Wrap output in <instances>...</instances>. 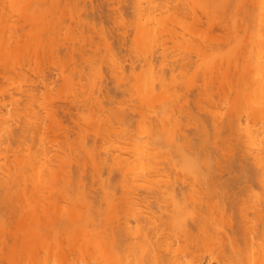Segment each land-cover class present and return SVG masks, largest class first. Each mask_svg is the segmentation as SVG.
<instances>
[{
    "label": "bare ground",
    "instance_id": "bare-ground-1",
    "mask_svg": "<svg viewBox=\"0 0 264 264\" xmlns=\"http://www.w3.org/2000/svg\"><path fill=\"white\" fill-rule=\"evenodd\" d=\"M2 0H0V2H1ZM4 1H7L8 3H6V2H4ZM11 1V0H10ZM9 0H3L1 3H0V5H4L3 7L2 6H0V20H1V22L0 23H4L5 21H6V19H7V23L5 22L4 24L2 23V24H0V31H1V33H0V35H1V39H0V48L3 50L4 48H7L6 49V51L7 52H5V49H4V52L2 51V50H0V70L1 69H3V68H5V69H3V71H2V80L5 82V80L7 79V82L10 80V81H12V84H13V87H14V83H13V80L14 79H12L13 77V74L12 73H14V78H16V76H18L17 78L19 79V77L22 75H24L25 77H27L28 75L26 74V71L25 70H27L28 68H30L31 70H30V72L32 73V71H33V73L35 72V76H36V74L39 76V78L42 80H40L37 76V78H35L36 80V82L34 83V81H32V82H30V83H34V87H36V83H37V85L39 86V84H38V80H40L41 82H42V84L46 87V86H48V85H50L51 83H50V81H52V76L50 77L48 74L51 72V71H49L48 72V70L50 69V70H52L51 69V64H50V60H49V57H50V59L52 58V57H54V56H56L55 58H52V60L53 59H55L54 61H55V63L57 62V64L58 65H60L59 67L57 66V70H58V68H59V72H60V74L62 73V75L61 76H63V78H64V74H66V72H64V70H66L65 68H68V66L67 67H65V64H64V61H63V63H62V60H63V58L66 56V55H68L66 58H70L69 57V54H71L70 56H71V58L70 59H72L73 57H75V53H76V49H81V51H80V49L79 50H77V53L80 55V57H79V55H78V57L80 58L79 60H81V59H83V61L85 60V58H86V60L84 61V62H82L81 63V65L82 64H84V63H86L87 65H85V68L84 69H86V70H90L93 74L95 73L94 72V70H95V67L93 66L94 64L96 65L97 63H99V59H100V61H102V62H100L99 64H101V63H103V61L105 60V61H107L108 59H104V58H100L98 55H92L93 57H91V56H89V57H86L87 55H88V53L86 54V52L85 53H83L84 51L83 50H85L86 49V47L87 46H90V45H88V43H89V40L87 41L88 43H87V46H85V48H83L82 47V43L84 42L85 43V38L87 37L86 36V34L84 35L85 36V38L84 37H82V35H83V33L80 35V33H81V30H83V29H81V30H79V28L80 27H82L83 28V26L85 27V24H87L88 23V21H90V16H89V14L88 15H85L84 13H83V9L85 8H83L82 9V7H81V10H80V8L78 7V9H79V11H80V15L81 14H83L84 15V17H80L79 16V11H76V9H77V6H75L73 9L71 8L70 10H69V12H68V14H65L66 12H64V10H62L63 8H68V7H65L64 5H63V8L61 9V7L62 6H60L61 4H59L60 2H62L61 0H60V2H59V0H49V1H51V2H49L48 0H43L47 5H49V10H54V12L51 10V13L50 14H48V9H44V11H43V9H41L42 7L44 8V2L42 1L41 2V0H39V3L37 2L38 0H31V2H30V0H12V3L10 2ZM19 2V1H21L20 3L21 4H19V3H15V2ZM27 1H28V3H27ZM36 2V4H38L37 6H35V2ZM79 1V0H78ZM78 1H74V3L76 2L77 4H78ZM98 1V0H97ZM100 1V0H99ZM119 1V0H118ZM121 1H123V0H121ZM120 1V2H121ZM126 1V0H125ZM134 2L132 3L131 1V5H129V9L131 8L130 6H132V8L130 9V11H134L132 14L134 15H132L133 16V18L134 17H136L135 19H140V18H137L141 13V11L143 10V12H142V16L141 17H143V13H144V15L146 14V16H145V18L147 17V13L148 14H151V13H153V15H154V12H155V14L157 15V16H159V18L157 17V19L159 20V21H157V19H154V17L156 18V15H154V17L152 16V15H150V16H148V18L150 17V19L149 20H151L150 21V24H152L153 25V27L157 24V23H155L154 24V22H158V27H159V25H160V28H158L157 27V25L155 26V27H157V29L156 28H154V30H161V31H157V34H156V31L154 32V30L152 31L151 29H153L152 28V25H149V23H148V19H146L145 20V18H143L144 20H142V18H141V20L139 21V22H141V23H139V22H136V20H135V22L139 25V26H137V24L135 23H133L132 24V26L134 27L135 25H136V27L135 28H133L132 26V31H134L135 30V32H132V33H134L135 34V36L133 35L132 37L134 38H130V40H132V41H134V42H136V46L134 45L133 46V50L136 48V50L135 51H133V50H130V48L132 47H128L127 49H129V53H130V51H131V55L133 56V57H131L130 59H132V58H135V59H132V60H134V62H135V64H133V67L132 66H130V65H132V63H134L133 61L132 62H130V65H129V67L128 68H130L131 67V69H130V71H128L129 73H128V75L127 74H125V76H123L124 74H123V72L125 73V71H124V69H121L122 71H120V68L122 67V65L121 66H118L119 64V62L116 64V62L114 61V59H113V57H112V59H113V63H115L116 64V67L118 68L119 67V70H117V68L115 67V64L113 65L114 67H115V69L118 71H116V70H114V72H113V74L115 75L116 73H119V74H116L115 75V77H117V78H115L114 79V75L113 74H111L112 75V77H113V79L115 80V82L113 83V84H115V83H117V84H115V87H116V89H117V93L119 94V92H120V97L122 98V96L123 97H125V99H127V100H130V101H132L133 100V102H135V104L137 105V106H140V107H138L137 108V106L134 104V103H131V104H129L130 103V101H128L129 103H127V101L125 102L126 104H129L130 106H132L133 104L136 106H134V108H132V107H130L129 105L127 106V105H121L120 103H119V99L116 101V98L114 97V95H112V93H114V92H112L110 89L108 90V88L107 87H105V83H104V79H103V77H101V75L99 74H97L98 72L97 71H102V69H101V66L99 65V67L98 68H96V73L94 74V75H97L96 76V78L94 77V79L91 81L90 79L93 77H90V79L88 78V74L89 73H91L90 71L88 72V74L86 73V70L84 71V69L82 68V70H80L79 68V71H76L77 73L79 72V74L81 73V76L79 77V78H81V77H84L85 76V78H84V80H86V77H87V81H88V79H89V82H90V85H89V88H88V84H80V86L81 85H84L83 87H85L86 85V87L85 88H88V89H84V91H82L83 89H82V86H81V88H80V90L82 91V96H83V94L84 93H86L85 94V97L83 96H79L82 100H80L81 102L82 101H84L85 99H87L88 98V100H89V102L92 104V106H93V103L95 102V104H94V108H96V109H98L99 108V106H97L96 107V103H98V96L96 95V93H95V91H98L97 89V87H98V84H99V82H101L100 84H99V91H100V93H102L103 91H104V93H107V90L108 91H111L112 93H111V95L112 96H110V94H109V92H108V94H107V97L109 98V97H111V99H109V102H110V104L112 103V102H114V101H116V102H114L113 104H117V103H119L120 105H118V107H115V108H118L119 109V107H120V109L119 110H126L127 108V110H126V112H125V110L123 111L122 110V113H121V111H117L116 109H115V111H117V112H120L121 114H120V116L117 114V116L118 117H116L115 116V113H113V112H111V111H114V109L112 110V108H111V113L112 114H114V115H112L111 113H110V116H109V122H108V124H109V126H111L110 127V129L109 128H107V127H103V129L105 130L106 128V130L105 131H103V130H101L102 129V125L100 124V123H102V119H100V118H103V117H105V115L103 116V117H101V114H99L98 112H97V114H99V116H100V118H98V120L100 119L101 120V122L100 121H97V122H100L98 125H101V128L100 127H98V128H96V127H94L93 125L95 124V122L94 121H96L97 120V114L95 113V112H93V114L91 113L92 111H95L94 110V108L91 106V104L89 105V103L87 102V104H84V103H86L85 101H84V103L82 104V105H79L80 104V101H79V99H78V102H79V104L77 103L76 104V102L75 101H77V99H76V97L78 98V96H77V94H76V96L74 97V93L75 92H72V90H75V89H71L74 85L73 84H75L76 85V83H73V81L74 82H76L75 81V78H76V76H75V78H73L74 80L72 81L71 79H70V82L68 81V84L69 85H67V86H72V87H67L70 91V94L72 93V97H74L73 99H75L74 100V103H75V105H76V107H77V105H79V106H83V105H85L86 107L88 106V107H90L89 108V111H90V113L92 114V117H91V115H90V113H89V111H87L88 113V115L86 114V113H83L80 117L82 118V116H83V120H85L84 122H83V120H81L83 123H85V124H90V125H85V127L87 126V128H89L88 126H90V127H92V128H90L89 130H91V132L92 133H94L93 134V136H95V134L97 133L98 135H96L95 137H97V136H99V138L97 137L96 138V140L98 141V139H99V141H100V143L102 142V141H104L106 144H107V142H108V140L110 139V137H109V139H108V134H110V136H111V133L112 134H115L114 135V137H112L111 136V140H113L112 138H114V139H116L117 137H119L118 138V140H120L121 142H119L118 143V141L116 142L115 140H113V141H111L110 142V140H109V145H107L108 146V149L107 148H105V147H102V145H100V143L98 142V148H97V144H96V142H94V143H90L89 141H91L92 142V140L93 139H89V136L90 135H92L91 133H90V131H89V133H90V135L89 136H86V135H88L89 133H84L85 131L86 132H88V130H86V128L84 127V129H82V128H80L79 126V128L80 129H82L81 130V132L83 131V130H85V131H83V133L81 134V133H79L78 131V139L79 140H81L80 138H87L88 137V139L89 140H86V138L83 140H81V142L80 141H78V139L75 141V144H80V146L78 147L77 145H75L74 144V142H72L73 144H70L69 143V141H68V143H66V142H64V141H60L59 139H58V141H51L50 142V139L48 138V135H50L51 133H55V132H57V130L58 129H60V128H55L53 125H56L57 127L59 126V125H61V124H63V121H61V124H60V120H59V122H58V117L60 116H57V111L59 110V108H60V105L58 104L59 103V101H57V103H55L54 102V100L56 101V99H54L53 101L50 99L49 101L51 102H53V104L55 103L56 105H59V108L58 107H56V105L55 106H53V104H51L50 102H49V104H50V106L48 105V103L46 102V104L49 106L48 108L46 107V105L43 107V109H45L44 110V112H45V114H46V118H48V116L50 115V113H51V115H52V118H51V116L47 119V120H49V122H51V124L52 125H50V123H49V127H47V125H44L45 126V129H47V130H44V126L42 125V123H43V121L45 122V120H43V118H40L41 116L43 117L44 115L41 113V116L40 115H38V117H37V115H35V114H33V113H35V112H41V110L39 111V110H35V108L33 107V111H32V109H30L29 110V108H28V106L30 107V104L32 105V104H34V103H28V106H27V103H26V106H27V108L26 109H28L30 112H26V114L28 115V113H31L32 115H28V123L25 121V120H27V119H25L26 118V116L27 115H25V112H24V116L22 115H20L21 117H22V119L26 122V124L27 125H24V121L22 122V120H21V122L23 123L22 125H21V123L18 121V124H20V127H23V126H26V128H27V126H29L30 124H32V125H30L29 127H31V129L33 130V128L32 127H34V130H33V132L35 131L36 132V130H38V128H39V126L38 125H40L41 126V129H43L44 131H46V132H43V130L42 131H40V133H39V130H41V129H39L38 130V133H36L37 135L38 134H40V135H35V133H33L32 134V131H31V133H29L30 135H32L30 138H28L27 136H30V135H28V134H26V133H28V132H30L29 130H25L24 129V127L23 128H21V130L18 128V124H16L17 125V129L18 130H20V131H23V130H25V131H23V135L24 134H26L25 135V138H28V139H31L32 141H31V143L29 142V143H27V144H29V146L31 145V148L30 147H28L27 145H26V142H28V140L26 141V139L24 138V136H22L21 137V133L20 134H18L19 133V131L16 129L15 130V133L13 132V126H10L11 125V123L9 124V125H7V127H8V129L9 130H11L10 129V127H12V135H11V131H8V129L6 130V128H5V126H6V123L8 124V122H10V120L7 122V120H5V121H3L4 120V117H2L3 118V120H2V118H1V116L2 115H4V113L2 114V106H0V109H2V110H0V112H1V116H0V118H1V120H0V122H3L4 123V125H3V123L1 124V126L0 127H4V128H1L0 129V131L3 133L4 131H6V133H10L9 135L10 136H13V134L15 135V136H13L14 138H12L11 139V137L9 138H7V134L6 135H3V134H0V138L2 137L3 139H0V142H1V140H2V142L1 143H3V144H1V145H3V147H4V142H6V144H7V146H5L6 147V150H3V151H6V152H3V154L2 153H0V156L3 158L4 157V163H8L7 164V166H10L12 169H7L5 166H3L2 165V163H1V160H2V158H1V160H0V169L2 168V167H4V168H6L5 170H6V172H5V170H4V168H2L0 171H4L3 173L1 172L0 174H3V175H1L0 176V187H1V192H2V194L5 192V194L2 196V194H1V199H2V197H6V192L8 193V191H12V189H13V193L11 192V195L8 193V195L9 196H11V197H15L16 198V196H18V200H20V201H18L17 199H8V197L9 196H7L6 198H4L5 200H7V202H10V200H13L12 202L13 203H10V204H13V206H11V209L12 210H7V211H9V213L7 214V211H6V214L7 215H10V216H16V219H13V218H15V216L13 217V218H8L7 217V219H9L10 220V222H11V224H10V222H8L9 220H7V219H5L6 218V215H5V213H2V207H1V209H0V212L2 213L1 214V216L2 217H4V215H5V217L4 218H0L1 220L2 219H5V220H7V222H8V226L7 225H5V224H7V222L6 221H4V222H2L1 220V223L4 225V228H3V230H2V227H3V225H2V227H1V225H0V232L2 233H0L1 235H0V238H2V239H4V240H2V239H0V264H14L16 261H17V263L19 264V263H22V260L23 259H25V260H23V261H26V263L24 262L23 264H30V262L32 263V264H36L37 262H39V263H37V264H40V263H42V264H49V262L47 263V261H46V259H50L52 256H53V258H52V261L51 262H54V263H52V264H264V212H262V211H264V202L262 203L263 204V206L261 205L260 206V204H261V202L260 201H263V199H261V198H259V199H261L260 201H259V199H255L256 197H258V196H256V197H253L252 199L254 200H252L253 202H255V203H251L252 205L253 204H255L254 206H248V205H250V204H248V203H250L251 201H248V203H247V205H246V203L243 201V198H242V202H239L240 204H238V206L239 207H237V209L239 210H237L239 213H238V217L237 218H241V219H243V216L245 215V218L241 221L240 220V218L238 219V221L237 222H235V220H237V218L234 216V217H232L233 215H232V213H229V212H233V211H231L232 210V208H233V210H235L234 209V207H232L231 208V210H230V208L229 207H231L230 206V204H236L237 205V203H236V201H238V199H241V194L239 195V194H235V193H238L239 191V189L238 190H236V191H238V192H235V193H233L232 192V194H235V195H239V196H235V198H234V196L232 195L231 196V199H230V196H226L227 197V200H226V198H224V201H226L227 202V204H225L226 205V210L227 211H225V210H222V211H224V213L225 212H228L229 214H227L226 215V217H225V214L224 213H222V214H224L222 217H221V209L219 208V206H217L216 204H217V201H220V202H224V201H222L223 199V196H225V195H227L226 193H224V191L222 192V190L221 189H223V188H230L231 190H234V188H232L231 186H229V185H231V180H232V184H235L236 183V185L238 186V184L240 183V185H241V182H242V179H240L241 180V182H239V183H237L238 181L236 180V182H235V180H234V178L235 179H238V178H240L241 176L243 177V181L244 182H242V185H244L245 183H246V181H247V184H246V186L248 187V184L250 183V182H252V176H254L253 175V173H252V175H251V173L250 172H254V173H256L257 171L258 172H260V173H256L257 175H259L260 174V176H262L263 174H264V170H263V166H262V164H260V162L262 161H264V160H260V157H259V155L261 154V156L263 157V159H264V151L262 152V149L261 148H263V143H264V137H263V142H262V140H260L259 138H257L258 137V134H256V133H260V132H262V126H263V129H264V125L261 123H257L258 121H260L261 119H262V121L264 120V79H262L261 78V75H262V73H263V70H264V67L263 66H257V63H258V65H260V58L262 57V59H263V62H261V65L264 63V55H261L260 56V54H264V24H263V22L262 21H264V0H225L224 1V3H223V1L221 0V3H219L220 2V0H184V3H181V1H183V0H176V1H174L173 0V2H174V5H176V4H181V6H179L178 8L176 7H174L172 10H170V8H168L167 10H168V13L170 14H166L167 12H165V15L163 16L162 15V13H164V10L162 11V9L164 8L165 10H166V8L169 6V7H171V5H172V0H171V2L169 3L168 2V0H166V3L164 2L165 0H163V2H164V5H168L166 8L165 7H161V6H164L163 5V3H161L160 2V0H157L156 2H158V3H156L155 1L153 2L152 0H150L151 2H152V4H150L151 2H149L148 1V3L150 4V5H148L147 6V2H145V1H147V0H133ZM144 1V3L146 4V9L148 10L149 8L150 9H152L151 7H155V11L153 10V11H151L150 9L148 10V11H150L151 13H149V12H147V10L145 11V9H143L142 8V6H144V3H143V5H142V2ZM162 1V0H161ZM194 1V2H193ZM198 1V2H197ZM200 1V2H199ZM204 2V4H203V2ZM13 2H14V4H13ZM26 3V4H24V3ZM33 2H34V4H33ZM47 2H49V4L47 3ZM53 2H55V3H53ZM63 2H65V0L63 1ZM66 2L69 4V0L67 1L66 0ZM72 2L73 1H71V4H72ZM87 2V1H86ZM86 2H84V0H83V2L82 3H86ZM90 2V1H89ZM94 2V1H93ZM113 2V1H112ZM111 2V3H112ZM176 2V3H175ZM185 2H187L186 4V6L188 7V6H190V4H192L193 3V5H195L196 6V10L195 11H198V12H200V13H202V14H200L199 16H200V18H199V16L198 15H194V14H198V12H194L193 10H190L191 9V6L189 7V8H187L189 11H191V16L192 15H194V16H197V18H199L198 19V21H203V18H204V20L206 19L207 20V18H208V20L206 21V22H201L200 21V24H198L197 23V20L196 21H194V19H195V17L193 16V17H191L190 16V18H188L189 17V11L188 12H183L182 14H181V10L183 11V10H185L186 8H185ZM10 3H11V6L13 5V6H15L14 8H13V6L11 7L10 6ZM31 3L33 4L32 5V7H31ZM43 3V5H42V7H41V4ZM58 3V4H57ZM95 3V2H94ZM97 3V2H96ZM110 3V2H109ZM116 3V2H115ZM126 3V2H125ZM128 3H129V1H128ZM154 3H155V5L156 6H154ZM162 4V5H160V7L162 8V9H159L160 7H159V4ZM168 3V4H167ZM207 3V4H206ZM8 5V6H6V5ZM24 4V5H23ZM51 4V5H50ZM53 4L54 5H56V7L57 8H59V9H57V8H55L54 9V7L55 6H53ZM63 4V3H62ZM65 4V3H64ZM76 4V5H77ZM80 4H81V2H80ZM87 4V3H86ZM98 4H100V3H98ZM98 4H96L97 6H98ZM134 4H135V6H134ZM158 4V5H157ZM169 4H171V5H169ZM182 4H184V9H182L183 8V5ZM201 4V5H200ZM203 4V5H202ZM219 4H222L223 5V7H222V9H220V7H219ZM17 5H18V7H17ZM21 5V6H20ZM26 5H29L30 7H31V12L29 11L30 10V8H29V6H27L26 7ZM58 5H59V7H58ZM67 5V4H66ZM73 5V4H72ZM71 5V6H72ZM82 5V4H81ZM88 5V4H87ZM101 5V4H100ZM116 5H119V4H116ZM141 5V6H140ZM151 5H153V6H151ZM204 5H206V7L205 8H203V6ZM10 6V7H9ZM53 6V7H52ZM69 6V5H68ZM83 6V5H82ZM95 6V5H94ZM94 6H92V7H94ZM114 6V5H113ZM122 6V5H121ZM124 6V5H123ZM122 6V7H123ZM150 6V7H149ZM173 6V5H172ZM207 6H209V7H207ZM8 7V8H7ZM34 7V8H33ZM36 7H39V9L37 10L36 9ZM45 7H46V5H45ZM48 7V6H47ZM46 7V8H47ZM51 7V8H50ZM91 7V6H90ZM100 7V6H99ZM105 7V6H104ZM116 8L118 7V6H115ZM119 7H120V5H119ZM125 7V6H124ZM149 7V8H148ZM158 9H157V8ZM6 8V9H5ZM12 8V9H11ZM18 9V11H17V9ZM25 8V9H24ZM26 8L27 9H29V10H26ZM70 8V7H69ZM76 8V9H75ZM87 8H89V5L87 6ZM86 8V9H87ZM95 8H97L96 6H95ZM101 8V7H100ZM140 8H142V10L140 9ZM145 8V7H144ZM172 8V7H171ZM180 8V9H179ZM203 10H202V9ZM209 8V9H208ZM6 11H5V10ZM9 9H11L10 10V12H8V14H7V11H9ZM15 9V11H13ZM20 9V10H19ZM33 9V10H32ZM35 9V10H34ZM57 9V10H56ZM75 9V11H73ZM77 9V10H78ZM94 9V8H93ZM121 9V8H120ZM124 10H125V8H123ZM187 9L185 10V11H187ZM205 9V10H204ZM63 11V13L65 14V17H64V14L62 13V11ZM67 10V11H68ZM72 10V11H71ZM88 10H90V9H87V10H85V11H88ZM94 10H96V9H94ZM93 10V11H94ZM100 10V9H99ZM99 10H97L96 12L98 13V11ZM119 10V9H118ZM137 10H138V15L136 16V13H135V11L137 12ZM140 10V11H139ZM159 11L158 13H160V15L156 12V11ZM166 10V11H167ZM175 10V11H174ZM176 10H178L177 11V13L179 14V16L181 17V19H182V21H183V23L184 24H182V21H181V19L179 20L178 18H180V17H177L176 15H177V13H176ZM217 10V11H216ZM218 10L220 11V15H218ZM222 10V11H221ZM2 11V12H1ZM13 11V12H12ZM17 11V13H15ZM28 11V12H27ZM36 13H34V12ZM42 11H43V13H42ZM47 11V12H46ZM66 11V10H65ZM102 11V10H101ZM108 11V10H107ZM111 11V10H110ZM127 11H128V9H127ZM129 11V12H130ZM145 11V12H144ZM161 11H162V13H161ZM170 11H174V12H170ZM201 11H205L204 13L203 12H201ZM210 11H212L211 12V14L213 15H210V16H208V14H210ZM213 11H216V14L213 12ZM237 11V13L235 14V12ZM22 12V13H21ZM27 12V13H26ZM33 12V13H32ZM53 12V13H52ZM58 13V16H59V14L60 13H62L59 17L57 16V14H55L54 15V13ZM72 12V13H71ZM77 12V13H76ZM82 12V13H81ZM100 12V11H99ZM122 12H124V11H122ZM147 12V13H146ZM225 12V13H224ZM6 13V14H5ZM13 13H15V14H13ZM20 13V15H18ZM41 13L42 14V16H41V14L39 15V14ZM46 13H47V15H46ZM69 13H71V14H69ZM88 13H90V15H91V12H88ZM95 13V12H94ZM93 13V14H94ZM111 13H112V11H111ZM128 13V12H127ZM186 13L188 14V15H186ZM224 13V14H223ZM239 13H241V15H239L240 17L239 18H243V20H245L244 21V23H243V20L242 19H239L237 16H238V14ZM3 14H5V15H3ZM10 14L12 15V16H10ZM22 14V15H21ZM29 14L30 15H32V16H29ZM34 14H35V16H34ZM43 14L45 15L44 17H43ZM75 14V15H74ZM77 14V15H76ZM92 14V15H93ZM101 14L103 15V13L101 12ZM104 14H105V12H104ZM107 14H109L108 12L106 13V15ZM126 14V13H125ZM124 14V15H125ZM130 14H131V12H130ZM129 14V15H130ZM172 14H174V15H172ZM205 15V17H204V15ZM214 14H215V18H214ZM223 14V15H222ZM226 14H230V15H226ZM2 15H3V17H2ZM13 15H15V16H17V18L15 17V16H13ZM27 16V19H26V16ZM67 15V16H66ZM71 15H73L74 17L76 16V17H78V18H73V16H71ZM83 15H81V16H83ZM96 15V14H95ZM105 15V18L107 17ZM110 15V14H109ZM108 15V16H109ZM119 15H120V13H119ZM128 15V14H127ZM181 15H183V16H181ZM186 17H185V16ZM201 15H202V17H201ZM234 15V16H233ZM8 16V17H7ZM20 18H19V17ZM21 16H22V18H21ZM25 16V17H24ZM47 16V17H46ZM50 16V18H48ZM55 16V17H54ZM71 16V17H70ZM98 16V15H97ZM96 16V17H97ZM100 16V15H99ZM116 15H113V17H115ZM121 16V15H120ZM131 16V17H132ZM152 16V17H151ZM162 16V17H161ZM177 17V19H176V17ZM208 16V17H207ZM217 16V17H216ZM219 16V17H218ZM222 16V17H221ZM225 16H229L228 18L226 17V18H224ZM2 17V18H1ZM7 17V18H6ZM10 17V18H9ZM12 17L15 19H12ZM30 19H29V18ZM38 17L39 18H43V21H42V19H41V21L38 19ZM54 17V18H53ZM56 17H58V19L56 18ZM60 17H61V19H60ZM85 17H89V18H87V23H85ZM95 17V16H94ZM101 17H103V16H101ZM166 17V18H165ZM171 17V18H170ZM239 20H242V22L240 21V22H238V19ZM26 19V21H24V19ZM32 18H33V20H32ZM34 18H36V20H38V21H36ZM47 18V19H46ZM52 18H53V21H54V19H55V22H53L52 21ZM66 18H70L69 20L70 21H66V20H64V19H66ZM73 18V19H72ZM80 18V19H79ZM93 18V17H92ZM105 18L103 19V21L105 20ZM108 18V17H107ZM106 18V19H107ZM109 18H112L111 16L109 17ZM108 18V19H109ZM133 18H130V19H132L133 20ZM151 18H153V19H151ZM161 18V19H160ZM163 18V19H162ZM183 18H187V19H191L190 21H187V22H191L192 21V19H193V22L192 23H194V25L195 24H197V25H195L196 27H198V25H201V23H206V27L204 26V24H202V26H200L199 28H196L194 25H192V23H186L185 21L187 20V19H183ZM196 18V19H197ZM202 18V19H201ZM219 18H221V19H219ZM4 19V20H3ZM11 21H10V20ZM19 19V20H18ZM71 19H72V21H74V19H75V21H77V22H75V24H77V26H75V27H73L72 26V24L73 25H75L74 24V22L72 23V21H71ZM82 19V20H81ZM89 19V20H88ZM95 19V18H94ZM100 19V18H99ZM120 19H121V17H120ZM129 18L127 19V20H130ZM165 19H167V20H165ZM221 20L220 22L218 21V20ZM223 19L224 20H227L226 21V25L224 24V25H222V26H224V27H222L220 24H223V23H225V21L223 22ZM230 19V20H229ZM8 20H9V22H8ZM30 21V23H31V20H32V24H30L29 22H27V21ZM51 20V23L52 24H48V22ZM57 20L59 21H66V22H68V23H70L71 22V24H65L66 22H64V25H62V24H60V25H62V26H65L66 25V27L67 28H65V29H61V27L62 26H58V23L59 22H57ZM78 20H81V26H80V22L78 21ZM84 20V21H83ZM114 20H116L115 18H114ZM123 21L122 22H124V19H122ZM127 20H125L126 22H127ZM133 20V21H134ZM137 20V21H138ZM152 20H154V21H152ZM156 20V21H155ZM161 20V21H160ZM163 20V21H162ZM167 21V22H165V21ZM169 20V21H168ZM217 20V21H216ZM232 20H235V21H233L232 22ZM254 20H256L255 21V23H254ZM260 20H262L261 22H259ZM15 21H17L18 23H20V26H18V27H16V26H12V25H14L15 24ZM46 21V22H45ZM93 21H95V20H93L92 19V21H90V22H92V24H93ZM112 21V20H111ZM118 21H120L119 23H118ZM117 22H114V26L118 23V25H120L122 22H121V20H118ZM144 21V22H143ZM146 21V22H145ZM172 21V22H171ZM181 21V22H180ZM211 21H212V23H215L214 24V28H212L211 26H210V28H212L213 30L215 29V28H218L217 30H220L219 28L220 27H222V29H221V34H217V32H216V29H215V34L217 35V37H218V35H219V38H217L216 37V35H214L213 33V30L212 29H210L208 26H207V22L208 23H210V25L212 24L211 23ZM228 21H230L231 23H232V25H233V27H231V23L229 22V24L228 25H230V27H231V32L232 33H235V34H233V35H231L230 34V31H228L229 29H230V27L227 25V23H228ZM252 21H253V24H252ZM11 22V24H8V23H10ZM16 22V23H17ZM22 22H24V24L22 23ZM35 22V23H34ZM37 22V23H36ZM82 22H83V24H82ZM88 23L87 25H86V27H88L89 26V24H91V23ZM96 22V21H95ZM94 22V23H95ZM101 22V21H100ZM105 22H106V20H105ZM108 22V24L109 23H111L112 24V22H110V21H107ZM130 22H131V20H130ZM130 22L128 23V24H130ZM152 22V23H151ZM160 22V23H159ZM165 22V23H164ZM172 23V24H167V23ZM177 22V23H176ZM196 22V23H195ZM223 22V23H222ZM236 22V23H235ZM238 22V23H237ZM25 23H28L27 25L25 24ZM34 23V24H33ZM41 23V24H40ZM43 23V24H42ZM55 23H57V25L55 24ZM85 23V24H84ZM102 24L104 23V22H101ZM100 23V24H101ZM142 23H145V24H142ZM259 23V25L257 26V24ZM8 24V25H7ZM36 24V25H35ZM46 26H45V25ZM79 24V25H78ZM97 24H99V23H97ZM100 24H99V26H100ZM122 24H124V23H122ZM121 24V25H122ZM147 24H148V27H151V29H147L148 27H147ZM173 24L174 25H176V26H173ZM182 24V25H181ZM187 24V27H188V25L189 24H191L190 25V27H188V28H190V29H196L197 31L199 30V32H197L196 30H194L195 31V33H194V31H192V30H190V29H188L185 25ZM216 24H219V26L217 27V25ZM240 26L241 25V28L238 26V25ZM23 25V26H22ZM24 25H25V27L27 26L28 28H25V29H23L24 28ZM31 25L33 26V28L31 27ZM43 25V26H42ZM47 25H49V26H47ZM71 25V26H70ZM110 25V24H109ZM108 25V26H109ZM126 25H127V23H126ZM163 25V26H162ZM165 25V26H164ZM171 25V26H170ZM177 25L178 26H180V27H178V29L176 30V28H177ZM215 25H216V27H215ZM236 25H237V29L235 28L236 27ZM254 25L255 26H257V27H255V30H254V33H256V29H258V33L257 34H259L258 35V37H260L261 36V38H259L258 40H257V37H256V35L257 34H255V36H252L251 34H249V31H250V28H252V26L254 27ZM10 26H12V27H15V29L17 28L19 31H17V30H15L14 28H13V30H12V27H10ZM29 26H30V28H29ZM34 26H35V28H34ZM38 26L39 27H42V29L41 28H38ZM44 26L45 27H47V28H44ZM55 26H58V27H56V28H54ZM92 26V25H91ZM94 26V25H93ZM103 26V25H102ZM102 26H100V27H102ZM106 25L104 24V27H105ZM123 26V25H122ZM122 26H121V28H122ZM169 26H170V28H169ZM192 26V27H191ZM195 28H194V27ZM204 26V28H201V27H203ZM225 26H226V28H225ZM235 26V27H234ZM7 27H9V28H11V29H9V28H7ZM69 27H71V29L72 30H76V31H73V32H71L70 33V31L69 30H71ZM79 27V28H78ZM95 27V26H94ZM117 27V26H116ZM145 27V28H144ZM184 27V28H183ZM188 29V30H190V31H185L186 30V28ZM6 28V29H5ZM20 28V29H19ZM36 28H38V29H36ZM51 28V30H49ZM60 29V30H62V31H58L57 32V30L58 29ZM74 28V29H73ZM89 28V27H88ZM96 28H97V25H96ZM107 28V27H106ZM109 28H110V26H109ZM114 28V27H113ZM123 28H126V27H123ZM122 28V29H123ZM129 29H131L130 28V26L128 27ZM142 28H143V31H141V32H139L140 30H142ZM174 28V29H173ZM227 28H228V30H227ZM233 28H235V29H233ZM8 29V30H7ZM22 29V30H21ZM35 29V30H34ZM41 29V30H40ZM48 29V30H47ZM56 29V30H55ZM67 29H68V32H69V34H70V36H71V38L70 39H68L67 41H65L67 38H69L70 36H68V32H66L67 31ZM92 29H93V27H92ZM108 29V28H107ZM140 29V30H139ZM165 29H167V30H165ZM182 29H185V30H183L184 32H182V31H180V30H182ZM203 29H205V36H206V33H207V36L205 37L204 36V30ZM212 30V31H210V30ZM226 29V30H225ZM235 30V31H233V30ZM253 29V28H252ZM21 30V31H20ZM34 30V31H33ZM42 30H44V31H42ZM54 30V32L55 33H57V38L55 37L56 36V34H53L51 31H53ZM78 30V31H77ZM139 30V31H138ZM152 31L153 32V35H154V33L156 34V37L154 38H152L151 36H150V34H152V32L151 33H149V31ZM163 30V31H162ZM179 31V32H177L176 33V31ZM203 30V31H202ZM222 30H224V32L222 31ZM237 30H238V32H237ZM5 31V32H4ZM9 31V32H8ZM14 31H17V32H14ZM33 31V32H32ZM38 33H37V32ZM50 33H49V32ZM86 31V30H85ZM89 31V30H88ZM101 31V30H100ZM111 31V30H110ZM118 30H116V32H117ZM124 31H125V29H124ZM124 31H122V32H124ZM138 31V32H137ZM168 31H169V33H168ZM173 31V32H172ZM175 31V32H174ZM191 31L193 32V33H191ZM210 31L212 34V36H215L214 38H216V40L214 39V38H212V41H211V39H209L208 37H210L211 35L209 34L208 35V32ZM242 31V34H244L243 35V37L241 38V40H239V42L236 40L235 41V39H237L238 37H236L237 36V33H238V36H240L241 37V33H239V32H241ZM7 32V33H6ZM22 33V34H20L19 35V33ZM24 32V33H23ZM25 32H27V33H25ZM28 32H29V34H31V35H29L28 34ZM44 32V34L45 33H48V35L47 36H49V38L46 36V35H44V37L42 38V33ZM60 32H61V34H60ZM64 32V34H62ZM78 32H80L78 35H77V33ZM91 32H92V30H91ZM93 32L95 33V31L93 30ZM97 32V31H96ZM106 32H108L107 30H106ZM105 32V33H106ZM121 32V31H120ZM119 32V33H120ZM121 32V33H122ZM126 33H128V29H127V31H125ZM131 32V31H130ZM164 32H165V35H164ZM186 32V33H185ZM187 32L189 33H191L190 35H187ZM198 34H197V33ZM209 32V33H210ZM224 33V35H223V33ZM229 32V33H228ZM5 33H6V35H5ZM12 33V34H11ZM18 33V34H17ZM36 33V34H35ZM109 33H111V32H109ZM109 33L107 34V35H109ZM120 33V34H121ZM137 33V34H136ZM159 33V34H158ZM160 33H162V34H160ZM172 33H174L173 35L174 36H176V35H181L180 36V38L178 37V36H176V37H174L173 35H172ZM182 33V34H181ZM184 33V34H183ZM231 35V36H233V38L232 37H229V35ZM250 33H252V31L250 32ZM254 33H252V34H254ZM19 35V36H17V35ZM24 34H26V35H24ZM28 34V35H27ZM33 34H34V37L36 38V36H37V34H39V36H37V38H36V40H37V42H36V40H35V38L33 37ZM55 35V36H53V35ZM59 34H60V36H59ZM67 34V35H66ZM73 34H74V37H73ZM76 34V35H75ZM88 34V33H87ZM92 34V33H91ZM98 34H99V31H98ZM98 34L96 33V35L98 36ZM103 34V31H101V34L99 35L100 37H101V35ZM114 34V33H113ZM131 34V33H130ZM142 34V35H141ZM167 34V35H166ZM169 34V35H168ZM187 35V37H186V35ZM193 34V35H192ZM241 34V35H240ZM12 35V36H11ZM22 35H23V38H22ZM51 35V36H50ZM61 35H62V37L63 36H65V37H63V38H60L61 37ZM80 35V36H79ZM93 35L94 34H92L91 35V37H92V39L90 40V41H93V39H95V36L93 37ZM112 35V34H111ZM115 35H116V33H115ZM115 35H114V37H115ZM132 35V34H131ZM130 35V36H131ZM141 35V36H140ZM143 35H145V36H143ZM152 35V36H153ZM158 35H164L163 37L164 38H162V36L160 37V36H158ZM171 35H172V37H174V38H177V39H174L173 38V43L171 44L170 43V40L172 39V37H171ZM184 35V36H183ZM192 35V36H191ZM195 35V36H194ZM197 35H199V36H197ZM226 35V37H224ZM252 37H251V36ZM9 36L10 37H12V39H11V41H10V38H9ZM30 36H32L31 38H30ZM66 36H68V37H66ZM90 36V34L88 35V37ZM102 36H104V35H102ZM124 36H125V33H124ZM137 36V37H136ZM139 36H140V38H139ZM150 37V38H146V37ZM160 37V38H158V37ZM191 37V38H189V37ZM194 36V37H193ZM211 36V37H212ZM221 36V37H220ZM228 36V37H227ZM5 37H7V38H5ZM14 37V38H13ZM16 37H17V39H16ZM18 37H20V39L18 38ZM27 37V38H26ZM39 37V38H38ZM74 39H73V38ZM87 37V38H88ZM106 37V36H105ZM135 37H136V39H138V40H136L135 39ZM145 37V38H144ZM183 37V38H182ZM198 39H197V38ZM202 37V38H201ZM250 37V38H249ZM256 37V38H255ZM25 38H26V41H25ZM52 38V39H51ZM60 38V39H59ZM80 38L83 40V41H81L80 40ZM84 38V39H83ZM102 38V37H101ZM108 38H110V36L108 37ZM111 38H113V37H111ZM115 38H117V37H115ZM120 38H121V36H120ZM119 38V39H120ZM127 39H129L128 37H126ZM185 38H188V39H186L187 40V42H183V39L185 40ZM196 38V39H195ZM199 38H201L200 40H202V41H200L199 40ZM221 38L223 39V40H227L226 42H228V43H225L223 40H221ZM226 38V39H225ZM231 38V39H230ZM235 38V39H234ZM249 38V39H248ZM253 38L255 39V40H253ZM2 39H4V40H2ZM24 39V42H25V46H24V43H23V41L22 40ZM28 39H30V40H28ZM45 39V40H44ZM47 39V40H46ZM54 39V40H53ZM62 39L64 40V41H62ZM71 39H73V40H71ZM79 39V40H78ZM98 39V38H97ZM104 39H106V38H104ZM119 39H117V40H119ZM122 39V38H121ZM127 39H126V41H127ZM148 39V41H146ZM153 39L154 40H156V39H158L157 41H154L153 43H152V41H153ZM160 39H162V40H160ZM169 39V40H168ZM180 39V40H179ZM181 39H182V41H181ZM189 39H190V42L192 41V43H190L189 42ZM194 39V40H193ZM208 39V41H206V42H208V43H204V41L205 40H207ZM244 39V40H243ZM7 40L9 41V42H7ZM19 40V41H18ZM32 40H33V42H34V44H32L33 42H32ZM35 40V41H34ZM43 40V41H42ZM50 40V41H49ZM99 40H101V39H99ZM111 40V39H110ZM142 40H145L146 41V43H147V46L146 47H144V45H146V43L144 44V42L142 41ZM149 40H151V41H149ZM165 40H167V42L165 41ZM178 40V41H177ZM199 40L200 42H203L204 44V46L203 45H200V42H199V45L200 46H203L202 48V50H205L204 52H206L205 54H204V52L203 51H201L199 48H200V46H198L197 45V49H196V43H197V41ZM213 40H215V41H213ZM231 40H233V41H231ZM249 40V41H248ZM16 41H18V43H16ZM22 41V42H21ZM42 41V42H41ZM47 41V42H46ZM52 41V42H51ZM58 41V42H57ZM71 43V42H74V43H76L77 44V46H78V44L80 43V45L78 46V48H74V47H76V45H74L73 43H71L70 45L69 44H67V43H69V42ZM80 41V42H79ZM105 41H107V39L106 40H103V42H104V44H103V47H104V45H105V47L104 48H106L107 49V46H106V44L107 43H105ZM109 41V40H108ZM113 41V40H112ZM120 41V40H119ZM119 41H118V44H119ZM162 41V42H161ZM165 41V42H164ZM175 41V42H174ZM218 41V42H217ZM222 42V44H224L225 46H230V48H229V52H228V48L227 47H225L226 48V53L227 54H229V53H233L234 52V50H235V48H236V50H235V52H234V54H235V56L233 57V55H231L232 57H230V58H232V61L234 62V63H232V61L230 60L229 61V63L227 62V61H225V60H227L229 57H228V55L225 53V52H223L225 49L223 48H221L220 49V47H222L223 45H221V42ZM235 41V42H234ZM241 41H242V44H241ZM244 41H246L245 43H243ZM253 41V42H252ZM257 41V42H256ZM4 42H5V44H4ZM7 42V43H6ZM21 42V43H20ZM55 44H54V43ZM63 42H66L65 44H67L66 46H65V44H64V46H63ZM82 42V43H81ZM96 42V45H94V46H97L98 44V40H94V43ZM110 42V41H109ZM108 42V43H109ZM115 42H116V39H115ZM133 42V43H134ZM150 42V43H149ZM157 42H159V43H157ZM178 42H180V44H181V42H182V44H181V46H180V44L178 43ZM188 42H189V45H188ZM193 42H196V43H193ZM210 42H211V44H210ZM217 42V43H216ZM224 42V43H223ZM231 42V43H230ZM233 42V43H232ZM251 42H252V44L254 45V47H253V45L251 44ZM11 44V48H13V49H11V48H9L8 46H10V44ZM15 43V44H14ZM35 43H38V44H35ZM122 43V42H121ZM126 43V42H125ZM127 43H129V42H127ZM140 43H142V44H144V45H142V44H140ZM162 43H164V44H162ZM165 43H170L169 45L171 46V48H172V46L174 47L175 45V47H176V51L174 50V52L176 53V52H178V50L177 49H179L180 48V50L179 51H184V52H180L181 54H177V56H179V57H183V55H184V57L186 56V55H188L189 53H187L186 52V50L188 51V52H190V54L188 55V56H190L191 54H192V52H193V54H195V52H196V57L194 58V56L195 55H191V56H193V58L194 59H196V58H198V59H201V58H199L200 57V55H202V54H204L203 56L204 57H207L206 58V60L208 59V57H211V58H214V56H217V57H215L214 58V61H216L214 64V68L216 67V66H218V68L219 67H222L223 65H225L226 63V65H228V64H230V62H231V64H230V66L232 67V65H235V67H233V72H235V68L237 69V71L235 72V73H233V72H228V73H230V76L231 75H233V74H236V73H238L237 74V76L238 75H242V74H239V72L240 71H242V73H243V69H247L248 70V68H246L245 66L247 65L246 63H247V61L248 60H251V63H253V65L251 64L250 66H256L257 68H259V70L255 67V68H250L249 69V72L251 73V71H252V73H251V75L250 74H245V72H246V70H244V74H243V76L245 77H243V76H240L242 79H240V77L238 76V77H236V75H235V77L236 78H238V79H240V80H238V81H240V82H235L237 79L236 78H234L233 76L231 77L232 79H233V81L232 82H234V83H236V86H234L233 85V83H232V87H230L229 85L226 87L224 84H226L225 83V81H223L224 82V84L220 81V85L221 86H215V85H217V84H219L218 82H219V79L218 78H215V77H223L222 76V74H226V72L228 71V70H230L231 68H229L228 66H225V68L226 69H224L226 72H222V70H220V68H219V72H217V74H218V76H217V74H216V68L214 69L215 70V73L213 72L214 70H211L210 71V69L212 68L211 66L213 65V63L211 64V62H213V59H209V61H207V63L209 62V64H207V66H205L206 68H208V66L210 65V67L211 68H209V71L212 73H210L209 72V74L207 73V75L208 76H211V75H213L212 76V79L211 78H208V76L207 75H205L206 74V71L204 72V73H202L201 75H203V77H202V79H203V81H201V80H199V78L200 77H196L198 80L197 81H200L199 82V84L201 83V82H203V85L202 84H200V86L202 85V86H204L205 88H203V87H200L199 86V84L198 83H195V82H197L196 81V79H195V75H194V73L193 72H195V74H196V76H198V75H200V74H198V71L201 69H199V67H201V64L204 66V64H203V61L204 60H199L200 61V63L199 62H197V64H193V66H196V65H198V63L200 64V66H198V68H196L195 67V70H193L192 69V71L193 72H190V74L191 75H194L193 76V78L195 79V81L193 80V81H188V79H193V78H191V77H189V78H187V82H184V80L186 81V78L183 80V81H181L180 79V83H181V87L179 86V84L180 83H178L177 85L175 84L176 82H179V80H177L178 78H180V77H177V76H179V75H177V76H175V75H171V77H169V75L171 74V72H174V73H176L177 74V72H178V70L175 68V71H177V72H175L174 70L173 71H171V69H174V68H171L172 67V64H174V63H177L176 61L174 62L173 60H174V58L176 57L175 55V53L173 52V49H175V48H172V50L170 49V51H169V49L167 48V46L165 45ZM187 43V44H186ZM220 43V44H219ZM239 43V44H238ZM3 44V48L1 47V45ZM6 44H8V46H6ZM31 44H32V46L34 45L35 47L33 48L34 49V51H32L33 49H32V47H31ZM41 46H40V45ZM46 44H48V47H47V45ZM51 44V45H50ZM59 44V45H58ZM61 44H62V46H61ZM91 44V43H90ZM100 44V46L102 47V45H101V43H99ZM110 44V43H109ZM113 44V43H112ZM129 44H132V42L131 43H129ZM151 45V47L152 48H150L151 49V52H149L150 50H149V45ZM157 44H159V45H165L164 46V48L162 47V46H160V47H158L157 46ZM167 44V45H168ZM195 44V45H194ZM198 44V43H197ZM202 44V43H201ZM205 44H207L206 45V48H205ZM5 45V46H4ZM14 45H16V46H14ZM19 45H20V49H19ZM30 45V48L32 49L31 51H30V54H29V56L30 57H27L28 56V53H29V51H26V50H30V48L28 47V46ZM38 45V46H37ZM43 45V46H42ZM46 45V46H45ZM50 45V46H49ZM52 45L54 46V45H56V47H59V48H56L55 46L52 48ZM74 47H73V46ZM114 45H115V43H114ZM113 45V46H114ZM128 44H126L125 46H127ZM140 45V46H139ZM142 45V46H141ZM156 46L157 48H159V49H157L156 48V52L158 51V52H161V53H154V52H152V49H154L153 47L154 46ZM169 45H168V47H169ZM193 45V46H192ZM209 45H211V47L209 46ZM231 45L234 47H231ZM238 45H239V47H238ZM14 46V47H13ZM44 46L45 47H47V48H45V50L46 51H40L41 50V48H42V50H43V48H44ZM75 49H73L72 47ZM83 48V50H82V48ZM84 46V45H83ZM93 46V47H94ZM112 46V45H111ZM128 46H130V45H128ZM138 46V47H137ZM189 46L191 47V48H189ZM207 46H209V47H207ZM220 46V47H219ZM236 46V47H235ZM241 46H245V47H241ZM258 46V47H257ZM18 47V49H16ZM28 47V48H27ZM39 47H40V49H39ZM61 47V48H60ZM66 47V48H65ZM71 48V49H69V48ZM92 47V46H91ZM91 47L88 49L89 50V53L91 52V51H93L92 49H93V47H92V49H91ZM98 47H99V45H98ZM98 47H96V50L98 49ZM100 47V48H101ZM102 47V48H103ZM109 47V46H108ZM120 47V46H119ZM142 47V48H141ZM186 47V49H184ZM195 47V49H193ZM259 47H260V49L261 50H259ZM24 48V50H22ZM27 48V49H26ZM38 49V53H35L36 52V50ZM68 48V49H67ZM88 48V47H87ZM99 48V49H100ZM101 48V49H102ZM111 48V47H110ZM125 48V47H124ZM124 48H123V50H124ZM139 48V49H138ZM145 48H147V50L145 49ZM162 48V49H161ZM188 48V49H187ZM210 48V49H209ZM242 48V49H241ZM243 48H245L244 50H243ZM252 48V49H251ZM255 48H257V49H255ZM10 49V50H9ZM26 49V50H25ZM51 49H53L52 50V52H51ZM56 49H57V51H56ZM64 49H67V50H65V51H67L66 53V55H65V51L63 50V52L62 53H60L62 50ZM95 49V48H94ZM99 49L97 50V52H99ZM109 49V48H108ZM107 49V50H108ZM116 49V48H115ZM114 49V50H115ZM126 49V48H125ZM126 49V50H127ZM138 49V50H137ZM142 49V50H141ZM164 49H168V51L167 50H164ZM182 49V50H181ZM206 49H207V51H206ZM213 50V51H209V50ZM239 49V50H238ZM251 49V50H250ZM254 49V50H253ZM8 50L9 51H11V53L10 52H8ZM16 50V51H15ZM17 50H18V53L20 54H16L17 53ZM50 50V51H49ZM74 50V51H73ZM103 50V49H102ZM102 50H101V52L100 53H102ZM107 50H105V52L107 51ZM111 50V49H110ZM125 50V51H126ZM146 51V53H145V51ZM149 50V51H148ZM200 52H199V51ZM232 52H231V51ZM243 50V51H242ZM258 52H257V51ZM12 51H13V53H12ZM26 51V52H25ZM40 51V52H39ZM49 51V52H48ZM56 51V52H55ZM60 51V52H59ZM85 51H87V50H85ZM113 51V50H112ZM118 52H119V49L117 50ZM116 51V52H117ZM133 51V52H132ZM139 51V53H140V51L142 52V51H144V52H142V53H144V55L142 54V56H144V57H141L140 55H139V58H141V59H139V60H143V62L144 63H140L141 61H139L138 60V54L136 53V52H138ZM148 51V52H147ZM154 51V50H153ZM167 52V54H169L168 56H166V54H163L164 52ZM195 51V52H194ZM208 51H209V53H208ZM217 53L216 55H215V52ZM250 51H253L255 54H252V53H250ZM24 52V53H23ZM47 53V55H45L46 53ZM54 52V53H53ZM70 52V53H69ZM72 52V53H71ZM88 52V51H87ZM94 52V51H93ZM93 52H91V53H93ZM104 52V51H103ZM109 52V51H108ZM124 52V51H123ZM127 52V51H126ZM168 52H170V53H168ZM186 52V53H185ZM201 52H203V53H201ZM214 52V53H213ZM3 53L5 54V53H8L6 56H8L7 57V59L5 60V55H3ZM31 53H32V55H33V53H35V54H37L36 55V57H35V54L32 56L31 55ZM39 53H41V54H39ZM43 53H45V54H43ZM60 53V54H59ZM63 53H64V55H63ZM81 53H83V54H85V55H83L82 54V56H81ZM111 53V52H110ZM125 53V52H124ZM123 53V54H124ZM133 53H135V54H133ZM186 55H185V54ZM197 53H200V54H198L197 55ZM208 53V54H207ZM225 53V54H224ZM250 53V54H249ZM11 54H13V56H11ZM25 54L27 55L26 56V58H25ZM43 54V55H42ZM51 54H53V55H51ZM58 54V55H57ZM62 54V56H60ZM94 54H96V52L94 53ZM109 54V53H108ZM107 53H105V54H102L103 56L105 55H108ZM113 54H114V52H113ZM118 54V53H117ZM183 54V55H182ZM213 54H214V56H213ZM257 54H259V57H258V55ZM23 55H24V57H23ZM76 55V56H77ZM129 55V54H128ZM134 55H137V57H135ZM157 55H159V58H160V63H162V64H159V65H163V66H159V65H156L157 63H158V61L159 60H157ZM163 55V56H162ZM250 57H249V56ZM252 55V56H251ZM254 55V56H253ZM255 55H257V56H255ZM14 56H17V57H14ZM22 56V57H21ZM31 56H32V59H31ZM41 56V58H39ZM44 56V57H43ZM59 56V57H58ZM96 56H98V57H96ZM103 56H101V57H103ZM118 56V55H117ZM125 56V55H124ZM154 56L156 57L155 59H154ZM164 56L165 57H171L169 60H170V62H172L173 61V63H167L166 65L167 66H165V67H169V66H171L169 69H170V72L168 71H166L165 72V75H164V77H163V73H160V74H162V76H161V78L164 80L165 79V77H166V79H165V81L166 80H168L167 81V83H168V85L171 87V86H173V85H171V83L172 84H174V86H176V88H178L179 89V91L178 90H176V88L173 86V90H176V91H174L175 92V94H177L178 95V92H179V97L177 96V95H175L176 96V99H178V98H180V96H181V100L180 99H178L177 100V103L179 104L178 106H177V104H176V100L174 101V98H175V96L174 95H172V94H169V95H171V96H167L168 95V93L169 92H167V95H166V91H163V86H164V82L163 81H158V79H160V80H162L160 77H158L159 76V74H158V71L157 70H153V68H151L150 66L151 65H156V67L157 66H159V68L157 67V69H163L164 68V62H166V61H164V62H162V60L161 59H166V58H164ZM188 56H187V58H186V60H188V61H186V60H183V58L180 60L181 61V63H183V61H184V63H185V66L186 67H184L183 66V64H181L180 63V67H179V65H178V63H179V61H178V63H177V65H173V66H177V68L179 67L181 70L179 71V74L180 73H184V75H185V73L187 72L186 70H187V65H186V63H191L190 61H189V58H188ZM203 56H201V57H203ZM227 58H225V57ZM246 56H248L247 58H246ZM4 59H3V58ZM10 57H13V58H10ZM34 57V58H33ZM38 57V58H37ZM62 57V59H60ZM82 57V58H81ZM110 57V58H111ZM162 57V58H161ZM179 57H176V58H179ZM218 57H220L221 59H219ZM252 57H254L253 59H251ZM256 57V58H255ZM10 60H9V59ZM16 58V59H15ZM19 58V59H18ZM21 58H22V60H21ZM44 58V62H45V66H44V63H43V61H42V59ZM59 58V59H58ZM66 58H64V59H66ZM76 58V57H75ZM74 58V59H75ZM89 58V59H88ZM94 59L95 60V58H97V61H95V62H92V61H94V60H92V59ZM107 58V57H106ZM116 58V57H115ZM118 58H120L119 56H118ZM123 58V57H122ZM137 58V59H136ZM142 58H144V59H142ZM167 58V59H168ZM184 58V59H185ZM192 58V63L193 62H196L198 59H196L195 61H194V59ZM229 58V59H230ZM234 58V59H233ZM245 58H246V60H245ZM249 58V59H248ZM259 58V59H258ZM14 60V63H13V61L12 60ZM24 59H25V61H24ZM26 59H28V60H26ZM47 59V60H46ZM72 59V60H70V62H73V64H75L76 63V66L75 65H73V66H75L74 67V69L78 66L77 65V63H78V61H77V59ZM88 59V60H87ZM126 59V58H125ZM166 59V60H167ZM190 59H191V57H190ZM202 59H205V58H202ZM228 59V60H229ZM256 59V60H255ZM3 60V61H2ZM18 62V64H17V62ZM19 60H21V61H19ZM33 60H37V61H34V62H32ZM46 60V61H45ZM67 60V62H69L68 60L69 59H66ZM66 60H65V62H66ZM116 61H120V60H117V58L115 59ZM129 60V59H128ZM138 62V66L140 67H136L137 66V62ZM153 60H156L157 61V63H154V64H152V62H154ZM168 60V61H169ZM172 60V61H171ZM179 60V59H178ZM210 60H211V62H210ZM218 60H220V61H218ZM246 62H245V61ZM255 60V62H257V63H255V62H252V61H254ZM7 61V62H6ZM10 62V64H9V62ZM26 61L27 62H29V64L28 63H26ZM41 61V62H40ZM49 61V62H48ZM76 61V62H75ZM87 61V62H86ZM88 61H89V63L91 64H89L88 63ZM104 61V62H105ZM127 61V60H126ZM131 61V60H130ZM155 61V62H156ZM167 61V62H168ZM186 61V62H185ZM262 61V60H261ZM4 62V63H3ZM16 62V63H15ZM21 62V63H20ZM22 62H23V65H22ZM31 62L33 63L32 65H30L31 64ZM39 62V63H38ZM108 62V61H107ZM112 62H110V63H112ZM205 62V61H204ZM244 64H242V63ZM249 62V61H248ZM24 63L27 65V66H25L24 67ZM37 64V66L38 67H36V64ZM43 63V67L41 66V64ZM109 63V64H110ZM125 63V62H124ZM127 63V62H126ZM129 63V62H128ZM151 64V65H149V67L147 66V69L148 68H150L151 69V71H152V73L154 74L155 72L154 71H157L156 72V74L153 76H150V78H151V80H152V82H151V80L149 81V82H147L148 80H146V78L147 77H149V75L150 74H148V76H147V74L145 75V73H146V71H145V67H146V64L148 65V64ZM206 63V62H205ZM7 64V65H6ZM13 64H15L14 66H13ZM40 66H39V65ZM46 64H47V66H46ZM50 64V65H49ZM56 64V65H57ZM67 65H68V63H66ZM79 64H80V62H79ZM88 64L90 65V68H88V67H86V66H88ZM93 64V65H92ZM106 64H108V63H106ZM108 64V65H109ZM145 64V65H144ZM168 64H169V66H168ZM188 64V65H189ZM242 64V65H241ZM2 65V66H1ZM10 65H12V67L10 66ZM55 65V64H54ZM55 65V66H56ZM64 65V66H63ZM102 65V64H101ZM103 65H105V63L103 64ZM108 65H106V66H108ZM136 65V66H135ZM144 66L143 67V69H141V66ZM154 65V66H155ZM191 65V64H190ZM249 65V64H248ZM248 65H247V67H248ZM8 66V67H7ZM49 66H50V68H49ZM73 66H70V67H73ZM97 66H98V64H97ZM96 66V67H97ZM110 66V65H109ZM112 66V65H111ZM113 66L111 67V68H113ZM153 66V67H154ZM192 66V67H193ZM244 66V67H243ZM6 67H7V69H6ZM16 67H17V69H16ZM22 67V68H21ZM27 67V68H26ZM42 67V68H41ZM46 67V68H45ZM48 67V68H47ZM63 67H65V68H63ZM102 67H104V66H102ZM134 67H136V69L138 70L137 72H136V69L134 70ZM156 67H155V69H156ZM224 67V66H223ZM11 68V69H10ZM15 68V69H14ZM20 68V70L21 71H19L18 69ZM26 68V69H25ZM39 68V69H38ZM88 68V69H87ZM94 68V69H93ZM122 68H124V67H122ZM127 68V67H126ZM132 68H133V70H132ZM178 68V69H179ZM182 68H186V70L184 71ZM204 67H202V69H203ZM218 68H217V71H218ZM227 68H229L228 70H227ZM241 68H242V70H241ZM13 69H14V71H13ZM34 69V70H33ZM38 69V70H37ZM43 69H45V70H47V71H44ZM71 69V68H70ZM68 70V72L69 71H71V70ZM77 68H76V70H78ZM91 69H93V71L91 70ZM99 69H101V70H99ZM110 69V68H109ZM108 69V70H109ZM114 69V68H113ZM113 69H112V71H113ZM150 69H148L149 71H150ZM202 69L200 70L201 72H203L202 71ZM221 69H223V68H221ZM255 69H257L258 71H255V73L253 72ZM5 70V71H4ZM8 72H7V71ZM9 70H11V71H9ZM18 70V71H17ZM39 70H41L42 72H43V77L41 78L40 77V74H42L41 73V71H39ZM63 70V71H62ZM105 70H106V67H105ZM104 70V71H105ZM183 70V71H182ZM189 70H190V68H189ZM206 70V69H205ZM240 70V71H239ZM261 70V71H260ZM13 71V72H12ZM16 71L20 74V76H19V74L17 73L16 75H15V73H16ZM29 71V70H28ZM53 71V70H52ZM111 71V70H110ZM115 71H116V73H115ZM127 71H126V73H127ZM143 71H144V73H143ZM163 72H164V69L162 70ZM231 71H232V69H231ZM239 71V72H238ZM22 74H21V73ZM24 72V73H23ZM29 72V73H30ZM40 73V74H38V73ZM44 72H48L47 73V75H45L44 74ZM68 72H67V74H68ZM72 72H73V70H72ZM75 72V71H74ZM86 74H85V73ZM108 72V71H107ZM106 72V73H107ZM134 72V73H133ZM189 72V71H188ZM187 72V73H188ZM197 72V73H196ZM256 72H257V74H256ZM262 72V73H261ZM7 73V74H6ZM52 73V72H51ZM105 73V72H104ZM112 73V72H111ZM121 73H122V75H121ZM130 73H132L133 75V78H132V76L131 77H127V76H129V74ZM141 73V74H140ZM143 73V74H142ZM169 75H168V74ZM193 73V74H192ZM233 73V74H232ZM248 73V72H247ZM260 73V74H259ZM9 74V75H8ZM26 74V75H25ZM76 74V73H75ZM74 74V75H75ZM136 74V75H135ZM137 74H139V76H141V75H143V77L145 78H143V77H137L138 75ZM181 74V75H182ZM189 74V75H190ZM198 74V75H197ZM211 74V75H210ZM219 74H221V75H219ZM224 74V75H225ZM253 74H255V75H257L258 76V74L260 75V78L263 80V82L261 83V79H258V77H257V79L255 78V75H253ZM5 75H7V76H5ZM33 75V74H32ZM77 75V74H76ZM84 75V76H83ZM90 76H91V74H89ZM108 75V74H107ZM111 75L109 76V77H111ZM118 75V76H117ZM122 77H121V76ZM168 75V76H167ZM180 75V76H181ZM182 76V77H186V75L185 76ZM188 75V74H187ZM200 75V76H201ZM216 75V76H215ZM227 75V74H226ZM226 75L224 76L226 79L227 78H229V77H226ZM246 75H247V77H246ZM24 76L23 77H21V78H23L24 79ZM31 76V75H30ZM42 76V75H41ZM44 76H45V78H44ZM47 76H48V79L49 78H51L50 80H48L47 79ZM120 76V77H119ZM158 78H157V77ZM205 76V77H204ZM207 76V77H206ZM228 76V75H227ZM251 78H250V77ZM264 76V74L262 75V77ZM5 77V78H4ZM7 77H9V78H7ZM29 77V76H28ZM34 77V76H33ZM73 77V76H72ZM71 77V78H72ZM101 78L100 80L101 81H98L99 79H97V78ZM137 77V78H136ZM156 77V79H154L153 80V78H155ZM168 77L170 78V79H168ZM175 77H177V78H175ZM217 80V81H214L215 79ZM30 78V77H29ZM29 78H27V79H29ZM62 78V77H61ZM123 78H125V79H123ZM131 79L132 78V80H135V81H132L131 82V80L129 81L128 79ZM205 78V79H204ZM208 78V79H207ZM230 78V79H231ZM244 78V79H243ZM247 78V79H246ZM44 79H47V80H45L44 81ZM112 79V78H111ZM119 81H118V80ZM123 81H122V80ZM148 79V78H147ZM182 79V78H181ZM211 79V80H210ZM230 79H228V82L229 81H231ZM236 79V80H235ZM245 79L247 80V82L245 81ZM254 79H256V81L257 80H259L260 81V83H261V85H260V83H258V81L256 82ZM65 79H63V81H64ZM77 80H79V79H77ZM126 80V81H125ZM137 80V81H136ZM171 80V81H170ZM204 80H206V81H208V80H210V81H208V84H206V86H205V82L206 81H204ZM251 80V81H250ZM66 81V80H65ZM72 81V82H71ZM86 81V82H87ZM98 81V83H96ZM122 81V82H121ZM128 81H129V84H130V86L132 87L131 89H125V93L123 92L124 91V89L123 88H126V87H128L129 85H127V83H128ZM139 81V82H138ZM142 81V82H141ZM143 81H146V82H143ZM157 81V82H156ZM170 81V82H169ZM214 81V82H213ZM245 81V82H244ZM250 81V82H249ZM253 81H255V82H253ZM6 82V83H7ZM44 82H46V83H44ZM80 82H83V83H85V81H83L82 79H80ZM92 82H94V83H92ZM132 84H131V83ZM136 82V83H135ZM137 82H138V84H137ZM175 82V83H174ZM212 82V83H211ZM253 82V84H251ZM79 83V82H78ZM92 83V84H91ZM112 83V82H111ZM123 83V84H122ZM135 83V85L133 86V84ZM141 83V84H140ZM144 83H146V84H144ZM182 83L185 85L184 87H183V85H182ZM194 83H195V85L197 84L198 86H199V90H197L198 89V87H197V89L196 90H192V89H194V87H196V86H194ZM207 83V82H206ZM230 83V82H229ZM230 83V84H231ZM244 84V87H242L243 86V84ZM257 83L260 85H258V87L256 86L257 85ZM42 84H40V85H42ZM64 84H65V88H66V83L64 82ZM71 84V85H70ZM95 84V85H94ZM101 84H103V86L101 85ZM123 85V88L121 87L122 85ZM127 85L126 87L124 86V85ZM139 84H140V86H139ZM148 84V85H147ZM211 85V87H212V85H214L213 87H214V91H212L213 90V87H212V90H211V87H210V85ZM222 84L225 86H223L224 88H222ZM254 84H256V85H254ZM28 85V84H27ZM31 85V84H30ZM30 85H29V87H30ZM79 85V84H78ZM93 85V86H92ZM121 85V86H120ZM147 86V88H146V86ZM248 86V88L246 87V86ZM19 86V85H18ZM21 86H22V84H21ZM23 86H25V85H23ZM22 86V87H23ZM51 86V85H50ZM77 86V85H76ZM76 86H74L73 88H76ZM97 86V87H96ZM119 86V87H118ZM129 86V87H130ZM143 86H145V87H143ZM178 86V87H177ZM193 86V87H192ZM253 86H254V88L255 87H257L256 89H258V91L256 90V89H254L253 88ZM7 87V86H6ZM9 87V86H8ZM22 87H21V89L19 88V90H20V92L21 93H25L26 94V92L24 91L25 90V88H24V90L22 89ZM26 87V89H27V86H25ZM33 87V88H34ZM45 87L43 88V89H45ZM96 87V88H95ZM102 87V88H101ZM120 87H121V89H123V93H121V91L119 90L120 89ZM128 87V88H129ZM133 87H134V89H136V87H137V89H136V91L137 90H139L141 93L144 91L145 92V94H144V92H143V94H139V91H137V94H135V93H133L135 90H133V92H131V90L133 89ZM140 87V88H139ZM157 87H158V89H157ZM186 87V88H185ZM209 87V88H208ZM218 87L220 88V90L219 91H217L216 92V90H218ZM244 90V91H246L247 89V94H246V92L244 93V91L242 92V89ZM252 87V88H251ZM14 88H16V87H14ZM39 88V87H38ZM47 88H49V89H47ZM46 89L47 90H49V91H47L46 89L44 90V91H46V92H50L51 91V89H50V87L48 86ZM64 88V87H63ZM64 88V89H65ZM78 88H79V86H78ZM77 88V89H78ZM91 88V89H90ZM104 88H107L106 89V91L104 90ZM144 89V90H142V89ZM165 88V87H164ZM182 88H185V91H186V89H187V91L189 90V91H197L196 93L198 94V96L200 95V96H202L203 95V90H204V94H205V92H206V94L207 95H203V98L206 96H208V100H207V98H206V101L207 102H205V101H203V100H205V98L203 99L202 97V102H205V103H208V101L210 102V104L212 105H210V104H208V105H210L211 107H209L208 105H205L204 103H201V102H199L200 101V99H196V98H198V97H196L195 99L197 100V105H196V103H195V105H196V107L197 106H200L201 107V105L202 104H204L205 106H203L202 108H204V107H207V108H205V110L203 109L202 110V108L200 109V111L202 112V111H205L204 113H206L207 115L210 113H212L211 114V118L209 119V116L206 118L204 115L202 116V114H200V116L202 117V119L204 120V121H206L207 122V124L201 119V117L199 118L201 121L199 122V119L198 120H195V123H196V125L194 124V122L192 121V119L194 118V119H196V115L194 114V113H192L191 111L190 112H188V106H189V104H191V103H193V102H191V100H189V101H186L185 100V98H186V94H189L190 92H187V93H184V94H182L183 92H182ZM201 88V89H200ZM203 88V89H202ZM209 90H208V89ZM225 88H227V90L228 91H230L229 93H226V92H228ZM228 88H230V89H232V90H230V89H228ZM237 88V89H236ZM261 88V89H260ZM10 89V88H9ZM8 89V90H9ZM16 89H18V88H16ZM15 89V90H16ZM31 89V88H30ZM67 89V90H68ZM76 89V90H77ZM94 89H96L95 91H92V90H94ZM103 89V90H102ZM115 89V90H116ZM181 89V90H180ZM206 89V90H205ZM216 89V90H215ZM221 89H223V91L221 90ZM236 89V91H234ZM250 89H252V91H249ZM3 90V93L2 94H4V88L2 89ZM14 90V91H15ZM21 90H23V92L21 91ZM28 90V89H27ZM40 90V89H39ZM66 90V91H67ZM79 90V91H80ZM127 90V91H126ZM128 90H130V93H129V99L127 98V94L128 93H126V92H129ZM159 90H161V91H159ZM164 90H166V89H164ZM184 90V89H183ZM200 90H202V93L200 92ZM211 90V91H210ZM225 90V91H224ZM260 90V91H259ZM262 90V91H261ZM10 91H11V89H10ZM6 92L5 93V95L7 94V96L9 95V93H10V95L9 96H12V97H14V95H13V91L12 92ZM63 91H65V90H63ZM80 91V92H81ZM87 91V92H86ZM88 91H91V92H88ZM99 91L97 92V93H99ZM135 91V92H136ZM159 91V92H158ZM184 91V92H185ZM192 91H191V93H192ZM209 91V92H208ZM222 91V95L220 96V92ZM240 91L242 92V93H240ZM254 91V92H253ZM2 92V91H1ZM15 92H18V90L17 91H15ZM14 92V93H15ZM30 92V91H29ZM29 92L27 91V94H29ZM69 92H67V93H69ZM77 92V91H76ZM80 92H79V94H80ZM84 92V93H83ZM177 92V93H176ZM182 92V93H181ZM211 92H213V94L211 93ZM216 92V93H215ZM232 92V93H231ZM234 92V93H233ZM249 92V93H248ZM253 92V93H252ZM256 92V93H255ZM258 92V93H257ZM11 93H12V95H11ZM21 93H20V95H21ZM23 93V94H24ZM41 93V92H40ZM78 93V92H77ZM88 93V94H87ZM92 93V94H91ZM95 93V94H94ZM100 93L98 94V95H100ZM196 93H194V94H196ZM252 93V94H251ZM259 93H261V96H260V94ZM22 94V95H23ZM26 94V95H27ZM32 94V93H31ZM59 94H60V92H59ZM58 94V95H59ZM63 94H65V92H63ZM63 94H61V96L63 95ZM89 94H90V96H89ZM95 95L96 96V98H94L95 99V101H93L94 99H93V97H95V96H92V95ZM126 94V95H125ZM182 94V95H181ZM211 94V95H210ZM214 94H217V95H219V97L216 95H214ZM223 94H225V95H223ZM227 94V95H226ZM230 94H231V96H230ZM233 94V95H232ZM241 94H243L242 96H241ZM248 94H250V95H248ZM257 94V95H256ZM19 95V96H20ZM25 95V96H26ZM35 95V94H34ZM33 95V96H34ZM48 95V94H47ZM68 94H66V96H67ZM86 95H88V97L86 96ZM102 95V97L104 96L103 94H101ZM118 95V96H119ZM125 95V96H124ZM139 95H140V97H139ZM142 95V96H141ZM190 95V94H189ZM213 95V97H211ZM248 95V97L246 98V96ZM251 95H254V96H252V98H255L256 96H258V99L260 98V101L262 102V104H261V102H259V100H255V99H253L252 100V98H251ZM8 96V97H9ZM18 96V97H19ZM32 96V95H31ZM31 96H29V97H31ZM115 96H117V95H115ZM132 96V97H131ZM133 96H134V98L136 99V98H138L136 101L138 102H136L135 100H134V98H133ZM136 96V97H135ZM174 96V97H173ZM183 96V97H182ZM191 97H194L195 95H190ZM189 96V97H190ZM209 96L211 97V98H209ZM235 96V97H234ZM263 96V97H262ZM17 97V98H18ZM27 97V96H26ZM28 97V98H29ZM34 97H36V96H34ZM34 97H32V100H33V98ZM60 96H58L57 98V100H60L61 98H59ZM71 95L70 96H68L67 98L68 99H64V97H63V100H64V102H65V100L67 101L68 100V102L70 103L71 101H73V99L71 100ZM91 97V98H90ZM101 97V98H102ZM185 97V98H184ZM218 97V99H216ZM221 97H226V98H224L225 99V101H223L224 102V104H222L223 106H225V104H226V106H228L227 104H229V108L227 109V111H226V109H225V111L223 112V111H221V109L223 108L222 106H219V108L220 107H222V108H220L219 110H218V108L216 109L215 107L217 106V102H219L220 101V99H222L223 100V98H221ZM227 97H230L229 99H231L232 97V99L231 100H229V102H226V101H228V98ZM10 98V100L12 99L11 97H9ZM21 98V97H20ZM36 98H38V97H36ZM69 98H70V100L71 101H69ZM85 98V99H84ZM104 98V97H103ZM105 98H106V96H105ZM104 98V99H105ZM112 98H114V101L112 100ZM117 98H119V97H117ZM131 98H133L132 100H131ZM170 98H172L173 100H171ZM188 98V97H187ZM242 98H244V99H242ZM6 99V98H5ZM16 99V97L14 98V100ZM123 99V98H122ZM183 99V100H182ZM195 99H192L193 101L195 100ZM209 99H211V100H209ZM216 99V100H215ZM227 99V100H226ZM246 99V100H245ZM262 99V100H261ZM9 100V101H10ZM13 100V101H14ZM17 100V99H16ZM24 100V99H23ZM31 100V99H30ZM100 100V99H99ZM103 100V99H102ZM105 100H107L108 101V99H105ZM112 102H111V101ZM124 100V99H123ZM142 100H144V101H142ZM163 100V101H162ZM167 100H169V102H167ZM180 100V101H179ZM199 100V101H198ZM214 100H215V102H214ZM249 100V101H248ZM254 100H255V102H254ZM12 101V100H11ZM20 101V100H19ZM35 101H36V99H35ZM93 101V102H92ZM106 101V102H107ZM166 101V102H165ZM170 101H171V103H172V107H173V109L175 108L174 107V105L176 104V107L177 108H175V109H178L177 111H179V113H182V118H181V116H178V114L179 113H176L177 111L175 110H173V109H170V107H168L167 105H170ZM183 101V102H182ZM186 101V102H185ZM246 103V101H247V103H246V106L242 103ZM251 101H253V103L251 102ZM7 102V101H6ZM23 102V101H22ZM32 102V101H31ZM34 102V101H33ZM37 103H38V101H36ZM60 102H61V100H60ZM68 102H65V103H68ZM100 102V101H99ZM102 102V101H101ZM103 102H105V101H103ZM124 102V101H123ZM141 102H143L144 103V105H143V107H141L142 106V103H141V105H140V103ZM175 102V103H174ZM180 102H182V103H180ZM188 102H191V103H189L188 104ZM212 102V103H211ZM221 103H223L222 101H220ZM226 102V103H225ZM241 102V103H240ZM13 103V102H12ZM74 103H72L71 102V104H74ZM121 103H122V101H121ZM146 103L147 104H149V105H146ZM160 103H162V104H160ZM166 103H169V104H167L166 105ZM200 103V104H199ZM214 103V104H213ZM240 103V104H239ZM39 104V103H38ZM37 104V105H38ZM61 104V103H60ZM71 104H70V106H71ZM100 104V103H99ZM101 104H103V103H101ZM101 104H100V106H101ZM183 104V105H182ZM184 104H185V106H187V107H185L184 106ZM187 104V105H186ZM199 104V105H198ZM216 104V106L214 107V105ZM231 104V105H230ZM239 105V107H238V105ZM242 104H243V107H244V109H248V108H250V109H248L249 110V112L251 113L253 110V112L250 114L249 112H248V110L247 111H245L243 108H242ZM248 104H249V107L247 108V106H248ZM253 104V105H252ZM256 104V105H255ZM0 105H3V108H4V106L6 105H4L3 104V102L1 103L0 102ZM41 105V104H40ZM64 105V104H63ZM98 105V104H97ZM106 105H108V104H106ZM159 105V106H158ZM161 105V106H160ZM162 105H166V107H163ZM221 105V104H220ZM234 105V106H233ZM251 105V106H250ZM260 105V106H259ZM263 105V106H262ZM19 106V105H18ZM25 106V105H24ZM24 106L22 107V109H24ZM42 106V105H41ZM51 106H53L54 107V109L53 108H51ZM67 106V105H66ZM68 107L67 106V108H71V107ZM73 106V105H72ZM103 106V105H102ZM124 106H127V107H125L124 108ZM144 106L146 107L147 106V109L149 108V107H151L150 109L153 111V113H151V110H147L146 108H144ZM154 108H153V107ZM171 106V105H170ZM184 108H183V107ZM253 106V107H252ZM262 106V107H261ZM5 107H7V106H5ZM20 107V106H19ZM62 107H65V105L64 106H62L61 105V110L62 111H64V109H62ZM93 109H92V108ZM105 107V106H104ZM107 107V106H106ZM131 109H130V108ZM157 107V108H156ZM159 107V108H158ZM190 107H192V106H190ZM231 107H232V109H231ZM254 107H256L255 109H253ZM257 107H259V108H257ZM40 108V107H39ZM38 108V109H39ZM82 108H85V107H82ZM114 108V107H113ZM135 108H136V110H135ZM140 108V109H139ZM142 108H144V109H146V110H143ZM161 108H163V109H161ZM215 108V109H214ZM226 108V107H225ZM7 109V108H6ZM25 109V110H26ZM54 110L53 112H51V111H49V110ZM72 109V108H71ZM71 109H68V110H71ZM74 109V108H73ZM72 109V110H73ZM79 109H81V108H79ZM100 109H102V107H100ZM104 109V108H103ZM102 109V110H103ZM107 109V108H106ZM137 109H139V110H137ZM186 110V112H184L185 110ZM190 109V108H189ZM195 108H193V111H195L194 110ZM199 109V108H198ZM197 109V110H198ZM209 109V110H208ZM213 109H214V111H215V113H214V111H213ZM229 109H231V110H229ZM263 110V113H262V111L261 110ZM17 110V109H16ZM28 110H26V111H28ZM67 109L64 111V114H65V112L66 111H68ZM99 110V109H98ZM97 110V111H98ZM131 112V113H135L134 115L133 114H131L129 111ZM181 110V111H180ZM183 110V111H182ZM217 110V111H216ZM223 110V109H222ZM242 110V111H241ZM251 110V111H250ZM260 110V111H259ZM7 112V110H4V112ZM21 111V110H20ZM61 111V112H62ZM78 111V110H77ZM79 111H81V110H79ZM84 111H85V109H84ZM83 111V112H84ZM100 111V110H99ZM104 111V110H103ZM105 111H107V110H105ZM114 111V112H115ZM127 111H128V113L129 114H127ZM139 111V112H138ZM199 111V112H200ZM208 111V112H207ZM211 111V112H210ZM229 111V112H228ZM5 112V113H6ZM23 112V111H22ZM49 112V114L47 115V113ZM69 112V111H68ZM86 112V111H85ZM108 112V111H107ZM123 112H124V117H123ZM146 112V113H145ZM148 112H150V113H148ZM154 112H155V114H154ZM176 113V115L174 114V113ZM218 112V113H217ZM220 112V113H219ZM228 112V113H227ZM242 112H243V114H242ZM257 112V114H255V115H253L254 113H256ZM259 112V113H258ZM261 112V113H260ZM38 113H36V114H38ZM59 113H60V111H59ZM97 115L96 116V119L94 118L95 116V114ZM106 113V112H105ZM104 113V114H105ZM138 113V114H137ZM142 113V114H141ZM183 113H186V116H189V117H191L192 119H190L191 121H192V123H193V125H192V123H190V120H189V118H185V114H184V116H183ZM188 113V114H187ZM190 113V114H189ZM198 113V112H197ZM225 113V114H224ZM229 115V117L228 118H226V116H227V114ZM244 113H246V114H244ZM248 113V114H247ZM7 114V113H6ZM5 114V117H6V119H8L9 118V116H11V115H6ZM103 114V113H102ZM125 114L127 115V117H128V119H129V117L131 118L132 116L134 117V120H133V117H132V119L128 122V120H127V118H126V116H125ZM151 116H153V117H149L150 115ZM191 114H193L195 117H192L191 116ZM209 114V115H210ZM219 114V115H218ZM250 114V115H249ZM259 114H261V115H259ZM19 114H16V116H18ZM33 115H35V119H37V120H39V121H41V119H42V123L41 122H39L38 123V125H36L35 123H34V121H32V120H34V118L33 119H31L32 117H33ZM69 115H70V117H71V115H72V117L70 118L72 121H75V120H73L74 118H73V114H70V112H69ZM78 115V114H77ZM89 115H90V117H89ZM108 115L109 114H107L106 115V117H108ZM136 115H139V117L138 116H136ZM140 115H142V116H140ZM171 115H172V118H173V116L175 117L176 116V118L177 119H180L179 121L180 122H182L181 124H186L187 125V123H185L186 121H189V128L191 129V127H194V129L195 130H188V132H190V131H192V132H195L194 133V135H196V133H197V131L201 128V125L200 124H202V123H204L205 125H206V127H203V128H206V130L205 129H203V128H201L199 131H201V133L203 132V130H205L204 131V134L201 136V135H199L200 133H199V131H198V135H199V139H201V141L203 142H201L199 139H198V137H197V139H195L196 140V143H198V144H195V143H192L194 140H192V142H191V140H187L189 137H191V135H189L188 134V132H187V134L189 135V136H187L186 137V131L184 132V131H182V130H187L188 129V125H187V127L186 126H184V124H183V126H180V122L175 118H173L174 119V121H172L173 119L171 118ZM180 115V114H179ZM198 115V114H197ZM226 115V116H225ZM242 115H245V117L247 118H245L244 116L242 117ZM258 115V116H257ZM15 116V117H16ZM40 116V117H39ZM56 117L57 116V118H53V117ZM63 116V115H62ZM67 116V115H66ZM85 116V117H84ZM86 116H88V117H86ZM94 116V117H93ZM98 116V117H99ZM146 116H148L147 117V120L148 121H145L144 119H146ZM178 116V117H177ZM217 116H219V118L217 117ZM223 116V117H222ZM8 117V118H7ZM13 117V115L10 117V118H12ZM24 117V118H23ZM30 117V118H29ZM78 117H79V115H78ZM110 117H116V119L115 118H113L112 120L113 121H111L110 120ZM122 117V118H121ZM141 117V118H140ZM170 117V120L168 121L169 122V124H170V122L172 121V123L174 124H170V126L172 125V127L171 128H173V126H174V128L173 129H175L176 131L178 130L177 128L179 127H182L181 129H179L177 132H175L173 129V131H174V133L176 134H174L173 133V131L172 130H170L171 128H170V126H169V124L166 122L167 121V118H169ZM180 117V118H179ZM216 117H217V119H216ZM222 117V118H221ZM256 118V119H253V118ZM260 117V118H259ZM14 118V117H13ZM65 118H69V116L68 117H65ZM85 118V119H84ZM88 118V119H87ZM90 118V119H89ZM126 118V119H125ZM135 118H138L137 120L135 119ZM144 118V119H143ZM153 118H155L156 119V121H158V122H156L155 120H153L154 122H156L158 125H156V129H154V128H152V126H151V124L152 125H155L154 124V122L152 121H150V119H153ZM186 119V121H185V119ZM204 118H206V119H204ZM213 118V123H209L210 121H211V119ZM226 118V119H225ZM242 118H245L246 120H248V123H247V125H246V121H244V123H245V125H244V123L242 122L243 120H242ZM250 118V119H249ZM16 119H17V117H16ZM21 118H19L18 120H20ZM54 119V120H53ZM76 119V118H75ZM95 119V120H94ZM106 118H103V121H105L106 120V122L108 121ZM115 119V120H114ZM119 119H121V120H119ZM141 119H143V121L141 122L140 120ZM217 120V121H214V120ZM224 119L227 121V122H223L224 121ZM244 119V120H245ZM253 121H255V123L256 124H260V127L261 128H258L256 125H255V123L253 122V124H254V126H255V128H258L259 129V131L260 132H255L254 133V131H256V129L254 130V127H253V124H252V126H251V123H252V120ZM46 120V121H47ZM66 120V119H65ZM90 120V121H89ZM93 120V121H92ZM117 120H119V121H117ZM125 120V121H124ZM127 120V121H126ZM182 120H184V121H182ZM207 120H210V121H207ZM222 120V122L220 123V126H219V123H217L218 124V126L219 127H221L222 125L223 126H225V127H227L226 129H228V128H231V129H228V133L226 132V131H224V128L223 127H221L220 129H218L219 127H217L216 125V123H214V122H219V121H221ZM249 120H250V126H249ZM14 121V120H13ZM32 121V122H31ZM54 121V124L52 123ZM70 121V120H69ZM80 121V120H79ZM89 123H88V122ZM117 121V122H122V123H117V124H119V125H116V123L115 122ZM139 121V122H138ZM151 123H150V122ZM165 121V122H164ZM177 121H178V123H177ZM197 121L200 123H197ZM257 121V122H256ZM6 122V123H5ZM12 122V121H11ZM17 122V121H16ZM30 122V123H29ZM48 122V121H47ZM55 122H56V124H55ZM59 123V125H58V123ZM66 122V121H65ZM67 122H68V120H67ZM82 122H81V124H82ZM111 122H113L112 123V125H111ZM125 122H127V123H125ZM131 122V123H130ZM134 122V124H132ZM145 122H147V125L145 124ZM163 122L164 123H167L166 125H168V126H166L165 124H163ZM175 122V123H174ZM75 123H78L79 124V122L78 121H76ZM75 123H73V124H75ZM92 123H94V124H92ZM104 123V122H103ZM123 123H125L126 124V127H124L125 129L127 128V129H129L128 130V132L131 130V129H133V127H134V129L136 130V129H139V127L141 126V124L144 126V125H146L148 128H149V130L150 129H154V131L153 130H148V132L146 131V129H147V127L145 126V127H143L142 129H144L145 128V131L143 130L142 131V129L140 128V130H141V132H138V130L137 131H135L134 129V132H133V130H131L132 132H133V134H132V132L130 131L129 133L131 134H129L130 136H128L127 137V135L126 134H124L127 130H125V129H123L122 130V132L124 131V133H122L123 135H122V137H127V139L130 141H132L133 139H135V140H137V141H135V142H131L132 144H133V146L134 147H132V145H131V143H127V139L125 138V142L127 143V145H125L124 147H125V149L123 148L122 149V145H124L123 143V141H124V138L121 140L120 138H121V136L119 135L120 134V131H121V129H122V127L125 125V124H123ZM137 123H139V124H137ZM223 123V124H222ZM14 124H15V121H14ZM13 124V125H14ZM44 124V123H43ZM46 124V123H45ZM69 124V123H68ZM78 124H76V125H78ZM113 124H115V126H116V128L118 129V127L120 126L121 127V129L119 130H116V128H115V126L113 125ZM128 124H129V127H127L128 126ZM130 124H132V126L130 125ZM135 124H136V126L137 125H139V127L137 128L136 126H135ZM176 124H178V127H177V125ZM202 125V126H205V125ZM209 124H213V126L215 127V130H214V127H211L212 125H209ZM222 124V125H221ZM224 124H226V125H224ZM35 125V126H34ZM65 125V124H64ZM67 125V124H66ZM169 127L170 129H169V133H173V134H169L168 132L166 133V127ZM176 125V126H175ZM199 125V126H198ZM229 127H228V126ZM43 126V127H42ZM51 126H52V128H51ZM62 126V125H61ZM104 126V125H103ZM105 126H107V124H105ZM118 126V127H117ZM151 126V127H150ZM209 126V127H208ZM16 126H14V128H15ZM38 127V128H37ZM47 127V128H46ZM64 127V126H63ZM62 127V128H63ZM68 127V126H67ZM81 127H82V125H81ZM114 127V128H113ZM132 127V128H131ZM153 127H155V126H153ZM159 127H161V129H159ZM186 128V129H184V128ZM196 127H198V130H196ZM217 127V128H216ZM247 127V128H246ZM37 128V129H36ZM49 128H51V130L49 129ZM53 128H55V129H53ZM61 128V129H62ZM65 128H66V126H65ZM69 128H71V127H69ZM73 128V127H72ZM93 128H95V129H93ZM162 128H166L165 130L163 129L162 130ZM210 128H212V130L214 131V132H212V130L210 129ZM223 128V131L224 132H226V134L222 131V135H223V137H221L222 135H220V132H221V129ZM232 128L233 129H235V131H231L232 130ZM251 128H253V130L251 131H249V129ZM2 129H5V130H2ZM28 129V128H27ZM36 129V130H35ZM61 129L59 130V131H61ZM100 129V130H99ZM109 129V130H108ZM207 129H209V131L207 130ZM216 129H218V130H216ZM52 130H54V131H52ZM56 130V131H55ZM66 130H70V129H67L66 128ZM72 130H74V129H72ZM95 130V131H94ZM111 130V131H110ZM139 130V131H140ZM156 130V131H155ZM165 132L166 134H163V133H159V132ZM168 130V129H167ZM219 130H220V132H219ZM63 131V130H62ZM94 131V132H93ZM100 131V132H99ZM107 131H109V132H107ZM113 131V132H112ZM117 131H118V134H116L117 133ZM182 131V132H181ZM206 131H208L209 133H211L210 135H213L212 137H210V135H209V133H207L209 136H207L206 135V137H207V142H206V144H205V142L204 141H206L205 139H203L205 136V133H206ZM230 131V132H229ZM258 131V130H257ZM0 132V133H1ZM47 132H50L49 134L47 133ZM69 132V131H68ZM105 132V133H104ZM115 132V133H114ZM128 132H127V134H128ZM136 132H137V134H136ZM145 134V135H143V136H147L148 134H149V132L152 134V135H150L151 137V142H150V140L148 141V142H150V143H148V142H146L147 140H148V138H147V140H146V137H141V136H139L140 134L142 135L143 133ZM159 133L160 134V136H159V134H157L156 135V133ZM180 132V133H179ZM233 132V133H232ZM235 132V133H234ZM240 132V133H239ZM241 132H242V134L244 133V135L242 136V134H241ZM46 133V134H45ZM64 133H65V129H64ZM71 133V132H70ZM73 133V132H72ZM154 133V134H153ZM181 133H183V134H181ZM217 133H219V135L217 134ZM229 133H232V134H234V135H231V134H229ZM239 133V134H238ZM252 133V134H251ZM263 133V135H261V139H262V136H264V132H262ZM42 134H44V136L45 135H47V136H43ZM80 134V135H79ZM83 134H84V137H83ZM86 134V135H85ZM103 134H105V136H107V138L106 137H104V136H102ZM135 134L137 135V136H139V137H141L142 139H145L146 141V143L147 144H145L144 143V140H143V142L141 141V142H139L138 140V137L137 138H134L135 137ZM139 134V135H138ZM167 134H169V135H172V136H174L173 137V139H175V140H173V139H171L172 138V136L170 137V136H168ZM179 134V135H178ZM181 134V135H180ZM185 134V135H184ZM191 134V133H190ZM227 134H229V135H227ZM235 134H236V136H237V134H238V136L236 137L235 136ZM240 134H241V136L243 137H241L240 138ZM261 134V133H260ZM259 134V135H260ZM16 135H18V137H21V138H19V139H22V141H23V143H25L24 144V146H19V148L17 149L18 151V154L15 156V152H16V150H15V148L14 147H11V149L9 148L10 146H11V144H12V146H13V143H11L10 144V142H7V141H5V140H9V139H11L13 142H14V139L16 140L18 137L16 136ZM66 136L68 135V133L66 132V134H65ZM118 135V136H117ZM125 135V136H124ZM134 135V137H132ZM153 135H155V136H157V137H155L154 138V136ZM163 135H165V136H163ZM182 135H183V137H185V138H183V139H185V140H187V142L188 143H190V145H188V143L186 144V141L185 142H183V143H185L184 145L182 144ZM193 135V134H192ZM216 136V138H213V137H215ZM218 135V136H217ZM228 136L227 138H229V139H226V137L225 136ZM5 137V139H4V137ZM39 136H41V137H39ZM71 136V135H70ZM80 136V137H79ZM179 136H180V138H179ZM201 136V137H200ZM204 136V137H203ZM229 136H232L231 138L233 139V140H236V142H238L237 141V139L239 140V138L242 140H239V141H241L240 143L238 142V144H236V142L234 141V143H233V140L229 137ZM234 136V137H233ZM37 137H39V138H37ZM77 137V136H76ZM91 137V136H90ZM94 137V138H95ZM100 137H101V139H100ZM130 137H132V138H130ZM153 137V138H152ZM159 137H160V140H161V138H168V140H165L166 142L168 141L169 142V144H167L166 142H164V140H161V141H163L164 142V144H160V140H159ZM176 137H178L181 141L179 142L178 141V139L176 140ZM219 137V138H218ZM221 137V138H220ZM225 137V139H223ZM260 137V136H259ZM23 138L25 139V141L23 140ZM35 138V140H37V142L39 141V143H42V146H43V144L44 145H46L47 143V145H49L50 143H51V146L53 145V148L52 149H54V143L55 142H57V143H55L56 144V146H60V145H62V144H64V143H66L65 145H67V146H65V148H62L63 149V151H62V149H61V147H55V151L57 152V151H59V153H62L63 152V156L62 155H60V154H56V152H55V154L53 155V153H51L52 154V159L54 160V161H52V159H51V156L49 157V155H50V153H49V151H51V150H49L48 151V148H49V146H46V147H48V148H45V146L43 147V150H47V151H43L42 150V148L41 149H39V150H42L44 153H45V155H46V157L44 156V155H42L43 157H44V160L42 159L43 157L41 156V157H39L38 156V151L39 150H34V152H33V155H37L36 156V158L37 157H39V158H35L34 157V159L33 160H37V162L39 161L40 162V160H42L41 162H40V165H39V163H38V165H36V163L33 161V160H31L30 161V158L31 157H33V155L31 154L32 153V150L33 149H35V147L37 146V148H39V143H36V142H34L33 141V139ZM37 138V139H36ZM41 138V139H40ZM45 138V142L43 143V142H41L40 140H43V139ZM66 138H68V137H66ZM93 138V137H92ZM103 138V139H102ZM106 138V139H105ZM130 138V139H129ZM140 138V140H142ZM149 138V139H150ZM158 138V139H157ZM170 138V139H169ZM192 138H195V136L194 137H192ZM191 138V139H192ZM211 139V142H212V138H213V140H217V142L218 143H216L215 141H213L212 143H210V139ZM237 138V139H236ZM18 139V140H19ZM70 139H71V137H70ZM69 139V140H70ZM72 139H73V137H72ZM76 139V138H75ZM190 139V138H189ZM203 139V140H202ZM219 139H221V140H219ZM226 141V143H227V145H228V142H231V141H229L230 139L232 140V143L231 144H235L236 146L235 147H237V148H239V146H237V145H240V148L241 149H239L242 153H239V152H236L237 154H235V151L233 150V149H235V148H233L232 149V147H233V145H230V143H229V147L234 151V153L233 152H231L232 150H230V148H228V146L225 144V143H223L222 142V146H224V147H221V148H219L220 146H221V144H220V146L219 145H216V144H219V143H221L220 141ZM4 140V141H3ZM107 140V141H106ZM158 141V143H157V141ZM174 141V143H173V141H172V144H170V141ZM228 140V141H227ZM259 140V141H258ZM10 141V140H9ZM11 141V142H12ZM21 141V140H20ZM21 141V142H22ZM30 141V140H29ZM47 141V142H46ZM71 141V140H70ZM83 141H85V143L83 142ZM114 141H115V143H114ZM181 143L180 145L177 143ZM190 141V142H189ZM16 143H18V141L16 140L15 141ZM21 142H19V143H21ZM33 142L35 143V145L33 144ZM52 142H53V144H52ZM59 142L61 143L60 145H59ZM63 142V143H62ZM86 142H87V144H86ZM104 142H102V144L104 143ZM113 142V143H112ZM139 142V143H138ZM195 142V141H194ZM258 142H260V144L258 143ZM262 142V143H261ZM18 143V144H19ZM23 143L22 144H20V145H23ZM84 143V144H83ZM89 143L93 146L92 147V149L94 148L95 150H96V152L95 151H90V152H88L89 150H90V148H91V145L89 146V150L86 148V149H84L86 146H88L89 145ZM110 143H111V145H110ZM118 143V144H117ZM120 143H122V144H120ZM125 143V144H126ZM140 143H144L143 145H140ZM166 143V144H165ZM176 143V144H175ZM201 143V147L199 146V144ZM207 143H209V144H211V145H207ZM216 143V144H215ZM8 144H9V146H8ZM15 144V143H14ZM82 144V145H81ZM105 144V145H106ZM120 144V145H119ZM136 144H139V145H137L136 146ZM193 144V145H192ZM203 144V145H202ZM17 144H15V146H16ZM25 145H26V147H27V149L29 148V150H27V152L29 151V153L31 154V155H27V154H29V153H25L23 150H21V152H24V153H20V151H19V149H22L23 147L25 148ZM34 145V146H33ZM41 145V144H40ZM84 145V146H83ZM86 145V146H85ZM113 145H115V146H117L116 147V149L119 147L120 149L119 150H113V148H115ZM131 145V146H130ZM198 145V146H197ZM226 145V146H225ZM259 145H260V150H261V152H259L260 150H259ZM75 146H76V148H75ZM95 146V147H94ZM101 146V147H100ZM103 146H104V144H103ZM106 146V147H107ZM129 146V149L127 148V147ZM219 146V147H218ZM248 146V147H247ZM10 149V151L14 148V150H15V152H13L12 153V155L14 156V157H12V155H11V157H7V155L9 156V154L11 153V152H8L9 151V149ZM16 147H18V146H16ZM22 147V148H21ZM66 147H67V149H66ZM72 147H73V149H72ZM131 147V148H130ZM212 147L214 148V149H212ZM215 147L217 148H219V150H218V148L216 149L217 151H220V149H222L223 148V152L222 151H220V152H217L216 150H215ZM226 147V148H225ZM249 148V147H252V148H255V151H254V153L250 150V148L249 149H247V148ZM23 148V149H24ZM57 148H59V149H57ZM79 148V149H78ZM101 149V151H103V148H104V150L105 151H103L104 153L106 152V151H108L110 148V150L109 151H111L110 153H109V151H108V154H107V152L104 154L103 152L101 153V152H99L100 154H99V156L101 157V159L102 158H108V159H106V160H102V162H104V161H107L105 164H106V166L108 167V169L106 168V166H104L103 167V163L101 162V161H99L98 160V152L97 151H99L100 149ZM1 149V148H0ZM3 149V148H2ZM1 149V150H2ZM5 149V148H4ZM50 149V148H49ZM66 149V150H65ZM84 149V150H83ZM107 149V150H106ZM122 149V150H121ZM226 149H229V150H227L226 151ZM264 149V148H263ZM0 150V151H1ZM8 150V151H7ZM71 152V150H73V152H71V156H72V159H73V154H74V158L75 159H73V161H71L72 159H70L69 157H71L70 155H69V151ZM74 150H76V152L78 153V155L76 156V154L74 153L75 151ZM80 151V150H83L84 152H82V151H80V153L78 152V151ZM85 150L88 152V153H90V154H88L87 152H85ZM121 150V151H120ZM124 150V151H123ZM236 150H238V149H236ZM238 150V151H239ZM245 150V151H244ZM248 150H250L251 152H249ZM31 151V152H30ZM35 151H36V153H35ZM64 151H65V153H64ZM114 151V152H113ZM123 151V152H122ZM127 151V152H126ZM128 151H130L129 153H131V154H128ZM217 153H216V152ZM224 151H226V152H224ZM16 152V153H17ZM53 152V151H52ZM85 153L84 154V156H85V158H87L88 156V158L87 159H83V154L82 153ZM117 152L119 153L120 152V154H121V156H120V154H118L117 155ZM124 152H126L128 155H130V159L132 158V159H134V160H127V159H129V157L128 156H126V153H124ZM213 152H215L214 154H213ZM229 152V153H228ZM9 153V154H8ZM35 153V154H34ZM44 153H39L40 155L41 154H44ZM49 153V154H48ZM68 153V156L66 155ZM97 154V155H95V157H94V155L93 154ZM114 153V154H113ZM116 153V154H115ZM222 153V156H223V154L225 155V153H227L226 155H225V157L223 156H221L220 154ZM231 153H233L232 155L234 156V154L235 155H240L241 154V158H239V159H244V157H245V159L246 160H244V161H247V162H244L243 160H241V161H243L242 163H241V161L240 160H238V162H239V164H241V165H239L238 164V162H236L235 160V162H236V164H235V162L234 161H229V160H231L230 158H237L236 156L235 157H232V155H231ZM2 154V155H1ZM7 154V155H6ZM19 154H20V156H22V159L24 160H22L21 159V157H19ZM22 154V155H21ZM23 154H26L27 155V157L24 155L23 156ZM80 154H81V156H80ZM91 154H92V156H91ZM109 154H111V156H109ZM123 154H125L124 156H126V157H124L123 156ZM242 154H244V155H242ZM4 155H6V158H5V156ZM55 155H59L58 156V158H60V160L58 159V158H56V160L54 159L55 157H57V156H55ZM64 155H66L69 159V161L67 160V157L65 158V156ZM108 155V156H107ZM113 155V156H112ZM117 155V156H116ZM133 155V156H132ZM218 155H220V158L222 159H224V158H226L227 156L228 157H230V158H227V160L226 159H224V160H226V161H229V163L227 164L226 163V161H224L223 159V161H221V159L220 158H217L218 157ZM239 155H238V157H239ZM19 157V159H18V157ZM29 156V157H28ZM83 156V157H82ZM87 156V157H86ZM97 156V157H96ZM124 158H127V159H124ZM213 156H214V158H213ZM215 156H216V158H217V161H218V159H219V162H216V160H215V163H214V161H213V159H216L215 158ZM79 159H78V158ZM92 157V158H91ZM112 159H111V158ZM117 157H119V158H117ZM134 157V158H133ZM135 157H137L136 159H139V160H135ZM261 157V158H262ZM14 158V159H13ZM29 158V159H28ZM49 158V159H48ZM97 160H96V159ZM117 158V159H116ZM122 158V159H121ZM16 159H18V160H16ZM21 159V160H20ZM46 159V160H45ZM63 159V160H62ZM66 159V160H65ZM77 159H78V161H77ZM82 159V160H81ZM95 159V160H94ZM100 159V158H99ZM229 159V160H228ZM232 159V160H233ZM10 160V161H9ZM15 160V161H14ZM35 160V161H36ZM48 160V161H47ZM59 160V162H58V164L56 163V161H58ZM76 160V162H74ZM86 161V162H84V161ZM108 160H111L110 162L108 161ZM112 160H114V161H112ZM117 160H118V162H117ZM249 160V161H248ZM7 161V162H6ZM12 161H14V162H12ZM22 161H23V163H22ZM28 161H30V163L28 162ZM32 161H33V163H32ZM45 163H44V162ZM50 161V162H49ZM52 161V162H51ZM88 161V162H87ZM137 161H139L138 163H136ZM221 161V162H220ZM46 162L47 163H49L48 165H46ZM55 162V163H54ZM111 162H113V163H111ZM142 162V163H141ZM225 162V163H224ZM16 163V164H15ZM20 163H22V165H21V167L19 168L17 165H19ZM24 163H25V167H24ZM30 164V165H28V167H26L27 165L26 164ZM43 163V164H42ZM56 164V165H54V164ZM108 163V164H107ZM139 163H141L142 165L141 166H144L142 169H141V166H140V164ZM143 163H145V164H143ZM219 163V164H218ZM222 163V164H221ZM6 164H4V165H6ZM45 164V165H44ZM54 166H53V165ZM113 164V165H112ZM135 166H134V165ZM137 164H139V167H140V169L141 170H139V168H137L138 167V165ZM224 164H226L225 166H229L230 164H235L234 166H233V168L235 167L236 168V165H239V166H237V168H238V170H239V172H238V174H237V177H236V171H238V170H236L234 173H235V175H233V177H232V179L229 177L228 179H229V181L226 179L225 181L223 180V176L224 175H226V174H224V173H221V171H223V172H225V170H223L224 168H223V165ZM35 166V169H33L34 168V166ZM44 167H43V166ZM108 165H110V166H113L112 168L110 167V166H108ZM137 165V166H136ZM146 165H148V167L146 166ZM218 165V166H217ZM251 165V166H250ZM16 166V167H15ZM30 166V167H29ZM51 168H50V167ZM56 166V167H55ZM232 166L230 167H227L228 169H227V171L229 170V172L230 171H234L233 170V168H232ZM33 167V168H32ZM38 167V168H37ZM41 167V168H40ZM48 168V170H46V168ZM54 167V168H53ZM219 167V168H218ZM249 167H252L253 168V170H252V168H249ZM16 168V169H15ZM18 168V169H17ZM22 168H24V169H22ZM31 168V169H30ZM39 169V170H37V169ZM44 170H43V169ZM103 168H104V171H103ZM226 168V167H225ZM249 168V169H248ZM30 169V172L28 171V170ZM51 169V170H50ZM107 169V170H106ZM111 169V170H110ZM112 169H113V173H116L115 175L116 176H114V174H111L112 173ZM220 169H222V170H220ZM240 169H242V170H240ZM251 169V170H250ZM11 170L14 172H11ZM32 170V171H31ZM37 172H36V171ZM46 170V173L44 172ZM108 170H109V172H108ZM249 170H250V172H249ZM7 171H8V174H7ZM18 171V172H17ZM20 171V172H19ZM26 171V172H25ZM27 171H28V173H27ZM41 171H42V173H41ZM107 173H106V172ZM226 171V172H227ZM241 171V172H240ZM32 172H33V175H32ZM220 172V173H219ZM244 172V173H243ZM16 173H18V174H16ZM37 173L38 174H40V175H37ZM103 173H105V175L104 176H106V174H107V177L105 178L104 176H103ZM169 173V174H168ZM233 173V174H234ZM239 173H241V174H239ZM262 173V174H261ZM13 174V175H12ZM16 174V175H15ZM31 174L32 176H29V175ZM41 174H43L44 176H42ZM48 174V175H47ZM109 174H111V175H109ZM119 176H118V175ZM221 174V175H220ZM224 174V175H223ZM247 176H245V175ZM248 174H250V175H248ZM12 175V176H11ZM228 175V174H227ZM241 175V176H240ZM38 176V177H37ZM111 176H114L115 177V179H114V177H112L111 178ZM230 176H231V174H230ZM235 176V177H234ZM240 176V177H239ZM245 176V177H244ZM248 176H251L250 177V180L248 179L247 180V178H248ZM256 176V175H255ZM253 177V179L255 178V180H256V178H258V176H256V177ZM264 176V175H263ZM262 176V177H263ZM25 177L27 178V181H25L24 179H25ZM37 177V178H36ZM104 177V178H103ZM116 177H120L121 178V180H120V185H118L116 182L118 181L119 182V179L117 178L116 179ZM162 177V179H160L161 180V182H159L160 183V185L162 184V182L164 183V185H161V186H164V187H157L156 185V187L155 186H153V184L154 183H158L157 181L159 180V178H161ZM241 177V178H242ZM30 178V179H29ZM41 178V179H40ZM46 178V179H45ZM111 178V179H110ZM142 178H144V179H146L145 181H147L148 179H152L153 181H154V183H152L151 181L150 182H148V184L149 183H152V186L153 187H155V189L154 188H152V186H148V184H147V182L145 183V181L142 179ZM154 178V179H153ZM155 178H157L158 180L156 181V179ZM165 178H166V180H165ZM22 179H23V183L24 184H22L21 183V181H22ZM29 179V180H28ZM31 179H33L32 181H31ZM38 180L37 182L35 181V180ZM108 179V180H107ZM111 181H110V180ZM140 179V180H139ZM141 179L143 180L142 181V183H141ZM150 179V180H151ZM225 179V178H224ZM231 179V180H230ZM262 179H264V177L263 178H261V181H264V180H262ZM106 180V181H105ZM115 181V183H113V185L115 184V187L114 186H112V181ZM159 180V181H160ZM239 180V179H238ZM258 180H259V183H261V181H260V179L258 178ZM25 181V182H24ZM33 181H34V183L36 184V186H34V183H33ZM105 181V182H104ZM107 181H110V185H109V183L107 184L106 182ZM122 181V182H121ZM138 183H137V182ZM248 181H249V183H248ZM257 181V180H256ZM29 182V183H28ZM30 182L31 183H33V184H30ZM139 182H140V185H139ZM235 182V183H234ZM44 183V184H43ZM135 183H137V188H136V190H134L135 189V187H136V184ZM228 183H230V184H228ZM14 184H18V186H23V187H21V188H19L20 190H18L19 192L18 193H16L15 191L17 190L16 188H14ZM20 184H22V185H20ZM26 184L27 185H29V186H27L28 188H29V191H30V188L32 189L33 188V186H34V189H32V190H35V191H28V189H26V187H24V185L26 186ZM44 185V186H46V188H45V191H46V193H48V195H49V197H47L46 195H40V191H41V189L44 187L43 185H42V188L39 186V185ZM141 184H142V186H141ZM226 184H228V185H226ZM258 184V183H257ZM261 184H263V186H264V182H262ZM31 185V186H30ZM33 185V186H32ZM37 185H38V187H37ZM97 185V186H96ZM116 185L118 186V187H116ZM133 185H134V187H133ZM147 186V188H149V189H153L150 193H147V192H145V196L146 197H150V198H152V199H148V198H146V197H144V195L142 196V194L143 193H139L138 194V192H139V190L137 191V189H140V188H142L143 186ZM159 185V184H158ZM226 186V187H223V186ZM13 186V187H12ZM17 185H16V187H18ZM95 186H96V188H95ZM145 186H144V189H146L148 192H149V189H147V188H145ZM250 186V185H249ZM140 187V188H139ZM214 187H217V188H220V189H218V192H214L215 190L217 191V188L216 189H213ZM234 187H235V185H234ZM241 187V186H240ZM247 187H244V188H247ZM256 187V186H255ZM226 188V189H227ZM251 188V187H250ZM260 188V187H259ZM262 188V187H261ZM16 189V190H15ZM37 189H39V190H37ZM212 189V190H211ZM225 189V190H226ZM230 189L227 191L226 190V192L228 193L229 191H230ZM116 190H118V192L116 191ZM142 189H140V191H141ZM211 190V191H210ZM219 190H221V192L223 193V194H221V192H220V194H219ZM224 190V189H223ZM242 190V189H241ZM248 190V189H247ZM251 190V189H250ZM254 190V189H253ZM260 190V189H259ZM42 191H44V189L42 190ZM143 191H145V190H143ZM142 191V192H143ZM0 192V193H1ZM16 194H15V193ZM21 192L23 193V195L21 194ZM37 192H40L39 193V195H37L38 193ZM191 192H195V193H191ZM196 192H197V194H196ZM216 194H214V193ZM231 192V191H230ZM241 192V191H240ZM249 192H251V191H249ZM243 193V192H242ZM252 193V192H251ZM258 193H260V192H258ZM12 194H13V196H12ZM34 194V195H33ZM45 194V193H44ZM191 194H193V195H195L196 197H197V199H196V197L194 198V196L192 197V196H190ZM201 194V195H200ZM212 194H214L215 196H221V199L222 200H219V198L217 199V198H215V196L214 195H212ZM249 194V193H248ZM253 194V193H252ZM256 194V193H255ZM28 195V196H27ZM30 195V196H29ZM151 195V196H150ZM197 195H199L200 197L198 198V196ZM223 195V196H222ZM230 195V194H229ZM246 196H247V194H245ZM251 195V194H250ZM249 195V196H250ZM258 195V194H257ZM35 196V197H34ZM36 196H37V198H36ZM41 196V197H40ZM214 196V198H215V201H214V198H212ZM241 196V197H240ZM245 196V197H246ZM253 196H255V195H253ZM21 197H22V199H23V197L25 198V199H21ZM46 197V198H45ZM233 197V198H232ZM244 197V196H243ZM10 198V197H9ZM30 198H32V199H30ZM34 198V199H33ZM35 198H36V200H35ZM44 198V199H43ZM247 198V197H246ZM250 198V197H249ZM248 198V200H250ZM39 201H38V200ZM42 199H43V202H42ZM46 199H48V200H46ZM194 199V200H193ZM196 199V200H195ZM199 199V200H198ZM234 199V200H233ZM3 200V199H2ZM2 200H0V203H2L1 201ZM14 200H16V203L14 202ZM148 200H149V202H148ZM231 202H229V201ZM23 201H24V203L26 204L27 202H29L28 203V206L27 207H29V208H27L24 204H23ZM31 201H33V202H31ZM36 201H38L37 203H35ZM49 203H48V202ZM64 203H67V204H64ZM146 202L147 201V203H148V205H149V203H151L152 202V205H154V206H152L151 204L149 205V207L150 208H148L147 210L149 211L150 209V212H145V213H148V214H150L151 213V211H152V214L153 213H157V214H155L153 217H152V215L150 214V216L148 217V216H146L145 215V213H144V206L143 205H141L143 202ZM151 201V202H150ZM214 201V202H213ZM239 201H241V200H239ZM258 201H259V204H258ZM4 202V201H3ZM6 202V201H5ZM6 202V203H7ZM17 202H19L18 204H17ZM20 202H22L21 203V208H18V206L17 205H19L20 204ZM40 202H41V204H40ZM44 202H46V203H44ZM61 202H62V204H61ZM142 202V203H141ZM220 202L218 203V204H220ZM257 202V203H256ZM32 203H34V204H32ZM43 203V204H42ZM225 203V202H224ZM230 203V204H229ZM242 203H243V205L245 204L246 206H243L242 205ZM3 204V203H2ZM2 204H0V206H2ZM7 204H9V203H7ZM9 204V205H10ZM16 204V205H15ZM22 204H23V206H22ZM40 204V205H39ZM49 204H50V206H52L51 207V209H49ZM100 204V205H99ZM213 204H215V205H213ZM259 205V207H258V205ZM5 205V204H4ZM30 205V206H29ZM34 206L33 207V209H34V211H33V209H32V206ZM44 205V206H43ZM46 205V206H45ZM48 205V206H47ZM64 205H65V207H64ZM66 205H67V207H66ZM139 205H141V206H143V208L142 207H140L139 208ZM144 205H146V203H144ZM148 205H146V206H148ZM225 205H222V204H220V207H225ZM236 205H235V208H236ZM242 205V206H241ZM40 206V207H39ZM234 206V205H233ZM242 208H241V207ZM4 207V206H3ZM8 207H10V206H8ZM12 207H14V209L12 208ZM19 207H20V205H19ZM24 207H26V208H24ZM35 207H36V209H35ZM48 208L47 210H46V208ZM136 207L137 208H139V209H136ZM156 208L155 210L154 209H152V208ZM223 207H222V209H223ZM246 207V208H245ZM250 207H251V209H250ZM262 207V208H261ZM16 208H18V210L16 209ZM22 208H24V209H22ZM53 208V209H52ZM142 208V209H141ZM215 208V209H214ZM219 208V209H218ZM3 209H5V208H3ZM8 209H10V208H8ZM16 209V210H15ZM19 209H20V213H19ZM39 209V210H38ZM42 209H44V210H42ZM141 209V210H140ZM243 209V210H242ZM244 209H246V210H244ZM248 209V210H247ZM252 211H250V210ZM253 209V210H252ZM257 211V213L255 212V210ZM260 209H263V210H260ZM13 210H15V211H13ZM22 210V211H21ZM23 210H25L24 211V213H26V214H22L23 213ZM28 211V213H27V211ZM46 210V211H45ZM51 210H55V213H53V215L56 217V215L58 214L59 216H57L55 219H54V216L51 214L52 213V211ZM146 210V211H147ZM213 210L215 211L214 212V214H213ZM230 210V211H229ZM241 210V211H240ZM40 211H41V213H40ZM43 211H44V213H43ZM47 211H51V213L50 212H47ZM59 213H58V212ZM64 211V212H63ZM138 211H140L141 213L143 212V215L141 214V216L140 215H138L139 213H137ZM156 211V212H155ZM237 211H236V213H237ZM243 211V212H242ZM246 211H249V212H246ZM253 211H254V213H255V215H254V217H255V219H257V220H253L252 218H250V217H248L247 218V216H250V214H248V213H253ZM260 211V212H259ZM5 212V211H4ZM11 212V213H10ZM15 212V214H13V213ZM33 212V213H32ZM45 212H47L46 214V216H45V218L47 217L48 219H46L47 221H45V218H44V215H45ZM64 213V214H62V213ZM220 212V214H217V213H219ZM18 213V214H17ZM37 213V214H36ZM49 213V214H48ZM243 213V214H242ZM253 213V214H254ZM259 213H260V215H259ZM23 215V216H25V215H29L30 214V216H32V219H31V217L30 216H28V218H29V222H28V220H26V217L27 216H25V219L23 218V216H22V220H21V216L20 215ZM40 214V215H39ZM60 214H61V217L62 218H64V219H62L61 217H60ZM216 214V215H215ZM230 214H231V217H229L228 219H234L233 220V222H232V220L230 219V220H228V219H225V218H227V216L229 215L230 216ZM248 214V215H247ZM64 215V216H63ZM213 215H215V216H213ZM219 216V217H216V216ZM240 215V216H239ZM257 215H259V217H257ZM0 216V217H1ZM33 216L35 217V218H33ZM36 216H38V217H36ZM50 216H51V219H53L52 221H51V219L49 220V218H50ZM52 216H53V218H52ZM143 216V217H142ZM253 216V215H252ZM251 216V217H252ZM19 217V218H18ZM39 217H41V218H39ZM146 217V218H145ZM156 217H157V219H156ZM216 217V218H215ZM221 217V218H220ZM253 217V218H254ZM59 218H61V220L59 219ZM250 218V219H249ZM17 219H19V221L17 220ZM31 219V220H30ZM33 219H35V221H38V223L39 224H35V221L33 220ZM41 219V220H40ZM44 219V220H43ZM223 219V221L225 220V222H220L221 220ZM250 221H249V220ZM26 220V221H25ZM34 221V223H33V221ZM56 220V221H55ZM60 220V221H59ZM228 220V221H227ZM252 220V221H251ZM14 221V222H13ZM18 221V222H17ZM22 221H24V222H26L25 224H24V227H22L23 226V224H22ZM40 221V222H39ZM43 221V222H42ZM231 221V222H230ZM240 221V222H239ZM6 222V223H5ZM23 222V223H24ZM48 222L50 223V225L48 224ZM54 222H55V224H54ZM220 222V223H219ZM229 222V223H228ZM234 222H235V224H234ZM250 222H251V224H250ZM12 223H14V224H12ZM20 223L22 224L21 226H20ZM45 224V225H43V224ZM54 224V226H53V224ZM219 223V224H218ZM226 223V224H225ZM229 225H228V224ZM231 223H233V225H230ZM252 223H254V224H252ZM28 224V225H27ZM220 224L222 225V224H224V227L227 225V228L225 227V228H223L222 226V229L221 228H218V225L220 226ZM15 225L16 226H19V227H21L24 231H25V233H24V231L23 230H21V228H19V230H21L20 232H19V230L17 229L18 227H15ZM33 225H35L34 227H33ZM5 226H6V228H5ZM44 226V227H43ZM50 226V227H49ZM7 227H8V229H7ZM12 227V228H11ZM26 227V228H25ZM32 227V228H31ZM35 227H37V228H35ZM230 227V228H229ZM18 230L17 232L15 231L16 229ZM25 228V229H24ZM28 228H30V229H28ZM33 228H34V231L35 232H33ZM45 228H47L46 230H45ZM6 229V230H5ZM12 229V230H11ZM13 229H15V230H13ZM32 229V230H31ZM43 229H44V231H43ZM227 231H226V230ZM26 230H29V231H26ZM42 230V231H41ZM11 231V232H10ZM32 231V232H31ZM47 231V232H46ZM49 231V232H48ZM19 232V233H18ZM21 232H23V233H21ZM40 232L42 233V235L40 234ZM45 232V233H44ZM7 233V234H6ZM16 233H17V235L18 234H20V235H22L21 236V238H22V241H18V238L17 237H20V235H16ZM26 233H28V234H30L31 233V235H27ZM47 233H50L49 235L47 234ZM6 234V235H5ZM32 234H33V236H32ZM35 234V235H34ZM3 235V236H2ZM37 235H38V237H37ZM7 236V238H6V240H5V237ZM11 238H10V237ZM13 236V237H12ZM17 236V237H16ZM26 236V237H25ZM15 237H16V239H15ZM31 237V238H30ZM25 238V241H27L28 243L29 242H31V243H29V244H26L27 242H25V241H23V239ZM27 238H29L28 240H27ZM34 238V239H33ZM80 238V239H79ZM210 238L212 239V241L210 240ZM240 238H241V240H240ZM7 239H9V240H7ZM13 239V240H12ZM38 239V240H37ZM208 239L210 240V241H208ZM215 239V240H214ZM213 240H214V242H213ZM241 242H240V241ZM25 242V243H24ZM36 242V243H35ZM207 242V243H206ZM212 242V243H211ZM215 242H218V243H216V246H214L213 247V245L212 244H214ZM239 242V243H238ZM211 243V245H209ZM30 244H31V248H30ZM207 244V245H206ZM241 244V245H240ZM28 245H29V249H31V251H33V250H36V251H40V253L41 254H46L47 253V257L48 258H46L45 259V257L46 256H43V257H38V254H36L35 253V255L34 254H28L27 253V249L25 250V251H23L24 249H25V247L27 248L28 247ZM215 245V244H214ZM38 246V247H37ZM206 246H207V250L206 249H204V247L206 248ZM211 246V247H210ZM257 246V247H256ZM34 249H33V248ZM213 247V248H212ZM217 247V251H215L214 253L213 252H211L212 250H215V248ZM21 248V251L19 252V249ZM42 249V251L40 250V249ZM45 249V250H44ZM44 250V251H43ZM210 250V251H209ZM22 252L24 253V254H22ZM26 252V253H25ZM43 252V253H42ZM46 252V253H45ZM51 255V253H54V255L52 254V256L50 257V255ZM24 256H25V258H24ZM35 256V257H34ZM37 256V257H36ZM28 257V258H27ZM50 257V258H49ZM54 257H56V258H54ZM21 258V260H19ZM38 258V259H37ZM41 258V259H40ZM43 258V259H42ZM28 259V260H27ZM40 259V260H39ZM19 260V261H18ZM36 260V261H35ZM37 260H39V261H37ZM42 260H45V261H43L42 262ZM51 260V259H50ZM54 260V261H53ZM55 261H56V263H55ZM28 262V263H27ZM35 262V263H34ZM46 262V263H45ZM16 263V264H17ZM51 264V263H50Z\"/></svg>",
    "mask_w": 264,
    "mask_h": 264
},
{
    "label": "rangeland",
    "instance_id": "rangeland-1",
    "mask_svg": "<svg viewBox=\"0 0 264 264\" xmlns=\"http://www.w3.org/2000/svg\"><path fill=\"white\" fill-rule=\"evenodd\" d=\"M2 1H3V0H2ZM2 1H1V2H2ZM9 1H10V0H9ZM14 1H15V0H14ZM17 1H18V0H17ZM17 1H16L15 3H19V4H21V3H20L21 1H19V2H17ZM42 1H43V0H41V2H42ZM45 1H46V0H45ZM48 1H49V0H48ZM61 1H62V2H60V0H59V2H60L59 4H61L60 6H62L61 9L63 8V5H64L65 7H68V8H63V9H62V10H64V9L66 10V11L64 10V12H66L65 14H68L69 10H70L71 8L73 9L75 6H77V9H78V7H79L80 10H81V7H82V9L85 7V8L83 9V13L85 12V13H84L85 15H88V14H89V16H90V18H91V19H90L89 17H85V19H84V20H85V23H87V22H86V21H87V18H89L90 21H92V19L96 21V22L93 21V24H92V22L88 21V23H89V22L91 23V24H89V26H88L89 28L86 27V25H87L88 23H87V24L84 23V24H85V27H84V26H83V28H82V27H80V28L78 27L79 30L83 29V30H81V33H80V32H78V33L76 32V33H77V35H78L79 33H80V35L83 33L82 37H84V38H85V36H84L85 34H86L87 37H88V35L90 34V36H89L88 38H87V37H86L85 39L83 38V39L85 40V43H84V42H83V43L81 42L83 48H85V46H87V43H88L87 41H88L89 39L91 40V39H92L91 35L94 34L93 37L95 36V39H93V41H90V40H89L88 45H90V46H87L88 48L86 47V49H85V50H87L88 52L85 51V50H83V48H82L81 46H80V47H81L82 50L84 51L83 53H85V52H86V54L88 53V55H87L86 57H89V56L93 57L94 55H98V56L100 55L99 57H100L101 59L104 58V57H105L104 59H108V60H107L108 62L104 60L105 62L103 61V63H101L102 65L99 64L100 62H102V61H100V59H99V63H97L98 66H97V64H96V65H95V64H94V65L92 64V65L95 67V70H94L95 73H96V71H97L96 68H98L99 65L101 66L102 71H100V72L97 71V72H98L97 74H98V75L100 74L101 77H103V79H104V83H105V84H104L105 87H107L108 90L110 89L112 92H114V91H115V92L112 93L111 91H108V90H107V93H104V91H103L102 93H100V91H99V90H100V89H99V87H100L99 84H100L102 81L100 80L101 78L98 77V78H97V79H99L98 81H101V82H99L98 87H97V86H96V87L98 88L97 90L99 91L100 95H98V94H99V93H97L98 91H95L96 89H94V90H92V91H95L96 95L98 96V97H97V98H98V100H97L98 103H96V107L99 106V108H98V107H97V108H98L100 111H99L98 109L94 108V104H95V102H96L95 99H94V98H96V96L94 95L95 93L92 95V96H95V97H93V99H94L93 101H95V102L93 103V106H92V104L89 102L88 98L85 99V98H86V97H85V94H86V93H84V92H85L84 89H88V88H89V85H90L89 79H90V77L93 76V77L90 79V80L92 81V80L94 79V77L96 78L97 75H94L95 73L93 74L90 70H86V69H84V68H85V65H87V64L84 63L85 65H84V64L81 65V63L84 62V61L86 60V58H85L84 61H83V59L79 60V59H80V58H79V57H80V55H79L80 53H79V52L81 51V49L79 48V49H80V51L78 52L79 54L77 53V50H79V49H76V48H78V46L80 45V43H79L78 46H77V44H76L77 42H76V43L71 42V43H73L74 45H76V47H74V46L72 45V46L76 49V53L74 54L76 58H75V57L72 58V59L75 58V59H77V61H78V63H77L78 66H77L76 68L78 69V68L80 67V68H79L80 70H82V68H83L84 71L86 70V73H87V74H88L89 71L91 72V73H89V74H91V76H90L89 74L87 75L88 78H89L88 81H87V77H86V80H84V78H85L84 75H83L84 77L79 78V77L81 76V73L79 74V72H78V73L76 72V71H79V69H78V70H76V68L74 69V67L76 66V63L73 64L74 61H73V62H70V60H72V59H70V58H71V56H70L71 54H69V57H70V58H66L68 55H66V54H67V53H66L67 51H65V50H67L69 47H68L67 49H65V50L63 49V50L65 51L64 53H65V55H66V56H65L64 53H63V55L65 56L64 58L69 59V60H68L69 62H67V60L64 59V58H63V60H62V63H63V61H64L65 67L68 66V68L63 67V68L66 69V70H64V72H66V74H64V78H63V76H61L62 73L60 74V72L58 71L59 68H58V70H57V66L59 67L61 64L58 65V64H57L58 61L55 63L54 60L56 59V58H55L56 56L52 57V58H55V59H53V60H52V58L50 59V57H49L50 64H51V69L53 70V71L50 70V69L48 70V72H49V71L52 72V73L50 72V73L48 74L50 77L52 76V77H51V78H52V81H50V83H51L50 85H51V86L48 85V86L50 87V89L52 88L51 91H50L49 93L46 92V91H44L48 86L45 87V86L42 84L41 81H42L43 79L41 80L37 74H36V76H37L41 81L38 80V81H39V82H38L39 86H38L37 83H36V87H34V86H35L34 83L36 82V81H35V80H36L35 78H37V77L35 76V72H36V71H35L34 73H33V71H32V73H31V72H30L31 69L28 68V69L25 70V71H26V74H27L30 78H29L28 76L25 77V76L23 75V76H24V79L21 78V77H23V76H22V75L20 76V74L17 72L18 70L21 71L20 68H19V69L16 71V73H15V75H16L17 73L19 74V76H20L19 79L17 78L18 76H16V78H14V73H12V74H13V76H12L13 78H12V79H14V80H13V83L15 84L14 87L18 88V89H16V88L13 87L12 81H10L11 79H10L9 77H7V78L10 79L8 82H7V79L5 80V82L2 80V78H3V77H2V71H3V69H5V68H3V69L0 70V102H1V103L3 102L4 105L6 104L5 106H7V107L4 106V108H3V105H0V106H2L1 108L3 109V110H2V109H0V110H2V114L4 113V115L1 116V112H0V116H1V118L4 117V120H3V118H2L3 121L7 120V122H8V121L10 120V122H8V124L5 122V123H6L5 128L7 127V125H9V124L11 123L10 126H13V132L15 133V130L17 129V125H16V124H18V121L21 123V125L23 124L22 122H23L25 119H27V120H25V121L27 122V121L29 120V119H28V115L30 116V115H32V114H31V113H28V115H27L26 112H30V111H31L30 109H32V111H33V107H34L36 111H37V110H39V111L41 110V112H39V113H38V112H35V113H33V114L37 115V117H38V115L41 116V113H42L44 116H43V117H42V116H41V117L39 116V117H40V118H43V120H45V122L43 121V123H44V124H43V123L41 122L42 119H41V121L35 119V118H36L35 115H33V117L31 118V119L34 118V120H32V121H34V123H35L36 125H38L39 122H41L43 126L48 124L47 127H49V126L52 125V124H51V122H49L50 119H49V120H47V119H48L50 116H51V118H52V115H51V113H50V115L48 116V118H46L47 116H46V114H45V112H44L45 109H43V107L46 105V107L48 108V107L50 106V104H49L50 101H49V100L51 99V100L53 101L54 99H56V101L54 100V102L57 103V101H59L58 104L60 105V108H61V105H62V106L65 105V107H62V109H64V111H65L66 109L68 110V109H71V108L73 109V108H74L73 110L71 109V110H68V111L70 112V114H73V118H74L73 120H75V121H72V120L70 119V118L72 117V115H71V117H70L68 111H66L65 114H64V111H62V110L59 108V105H56V104L54 103V104L56 105V107L59 108V110L57 111V116H59V115H60V116L58 117L59 119L57 118V116H56V117L54 116L53 118H57V119H58V122H59V120L61 119V120H60V124H61V121H63V124H61V125H62V126H61V125H59V123L57 122L59 126H58V127H57L56 125H53V126H54L55 128H60V129H61L63 126H64V127L61 129V131H59L60 129H58L57 132H55V133H51L50 135H48L50 132H47V133H48V134H47V135H48V138L50 139V142H51V141L54 142L55 140L58 141V139H59L60 141H64V142H66V141L68 140L69 143L71 142L70 144H73L72 142H74V144H75V141L78 139V135H77L78 132L82 134L83 131H85V130H83L82 132H81V130L84 129L85 125H90V124H85V123H83L86 119L84 118L85 120H83V119H82L83 116H82V118L80 117L83 113H86V114L88 113L87 111H89V108H90V107H88V106H89L90 104H91V106L94 108V110L96 109L95 111H92V112H91L92 114H93V112H95L96 114H97V112H98V113L100 112L99 114H101V117H103V116L105 115V117H103V118H106V119H107V118L109 119V116H110V113H111V112L115 113V116H116V117H118L117 114L120 116V114L122 113V110H123V109H122V110H119L120 107H119V109H118V108H115V107H118V105H120V104L123 105V104H124V105H127V106H128V105L131 104V103H134V104H135V102H133V100H132V99L134 98V96H133V98H131L132 101H130V100L125 99V97H126V96H125L126 94H125V95H124L125 97L122 96V98L124 99V100H123V99L120 97V95H121L120 92H119L120 95L117 93V89H116V87H115V84H117V83L113 84V83L115 82L114 79L117 78V77H115V75H116V74H119V73H116V71L119 70V67L117 68V67H116V64L119 62V63H118V64H119L118 66H121V65H122V67H124V68L121 67V68H120V71H122L121 69H124V71H125V70L127 71V70L129 69L128 71H130L131 67H130V68H128V67H129V65H130V62H132V61L134 62V60H132V59H135V58L130 59V58L133 57V56L131 55V54H132L131 51H130V53L128 52L129 49H127V48H128V47L130 48V47L132 46V47L130 48V50H133V46H134V45L136 46V42L132 41V40L134 39L132 36H133V35L135 36V34L132 33V32H135V30L132 31V29L135 28L136 25L133 27L132 24H133V23L135 24L136 22H139V21L141 20V18H142V20H144L143 18H145L146 14L144 15V13H143V17H141V16H142V12H143L142 8L145 9V11H146V10H147V9H146V8H147V7H146V4H147V6H148V5L152 4V2H151L150 0L145 1V2H147L146 4L144 3V1L142 2V5H143V3H144V6H142V8H140L142 11L140 12V13H141V14H140L141 16L139 15V16L137 17V18H140V19L138 20V19H135L136 17L133 18V16H134V15H133V14H134L133 12H134V11H130V9L132 8V6H130L131 8L129 9V5H131V4L134 2L133 0H126V1H125V0H123V1H121V0H119V1H118V0H100V1H99V0H98V1H97V0H84V2L87 1L86 3L89 5V8H87L88 5H87L86 3H82L83 0H79V1H78V0H69V4L66 2V0H65V2H63L64 0H61ZM67 1H68V0H67ZM71 1H73V2H72L73 5L71 4ZM74 1H78V4H77L76 2L74 3ZM89 1H90V2H89ZM93 1H94L95 3H94ZM112 1H113V2H112ZM120 1H121V2H120ZM128 1H129V3H128ZM130 1H131L132 3H131ZM148 1L151 2V3L149 4ZM152 1H153V2L155 1V2H156L157 0H152ZM169 1L171 2V0H168V2H169ZM174 1H176V0H174ZM179 1H180V0H179ZM222 1H223V3H224L225 0H222ZM1 2H0V3H1ZM4 2L8 3L7 1H4ZM10 2L12 3V0H11ZM30 2H31V0H30ZM34 2H35V1H34ZM34 2H33V4H34ZM37 2L39 3V0H38ZM43 2H44V1H43ZM49 2H51V1H49ZM49 2H47V3L49 4ZM80 2H81V4H82L83 6L80 4ZM96 2H97V3H96ZM109 2H110V3H109ZM111 2H112V3H111ZM115 2H116V3H115ZM125 2H126V3H125ZM158 2H159V1H158ZM158 2H156V3H158ZM160 2L163 3V5H164V2L166 3V0H165L164 2H163V0H162V1L160 0ZM170 2H169V3H170ZM172 2H173V0H172ZM193 2H194V1H193ZM197 2H198V1H197ZM199 2H200V1H199ZM202 2H203V1H202ZM11 3H10V6H11ZM23 3H24V2H23ZM27 3H28V1H27ZM53 3H55V2H53ZM62 3H63V4H62ZM64 3H65V4H64ZM98 3H100L101 5L98 4ZM130 3H131V4H130ZM161 3L159 4V7H160V5H162ZM175 3H176V2H175ZM181 3H184V0L181 1ZM186 3H187V2H185V8L187 7V6H186V5H187ZM219 3H221V0H220ZM13 4H14V2H13ZM24 4H26V3H24ZM24 4H23V5H24ZM33 4L31 3V7H32ZM40 4H41V3H40ZM57 4H58V3H57ZM66 4H67V5H66ZM76 4H77V5H76ZM96 4H98V6H97ZM116 4H119L120 7H119V5H116ZM167 4H168V3H167ZM179 4H180V3H179ZM179 4H176V5H177V6H176V5H174V2H173V3H172L173 6H172L171 4H169V5H171L172 8L169 7L168 5H164V6H161V7H165V8H166V7L168 6V7L166 8V10H167L168 8H170V10H172L175 6H176L177 8H178L179 6H181V4H180V5H179ZM203 4H204V2H203ZM203 4H202V5H203ZM206 4H207V3H206ZM5 5H6V4H5ZM8 5H9V4H8ZM8 5H6V6H8ZM37 5H38V4H36V2H35V6H37ZM42 5H43V3L41 4V7H42ZM45 5H46V7H47V6H48V7L46 8ZM50 5H51V4H50ZM68 5H69V6H68ZM71 5H72V6H71ZM74 5H75V6H74ZM94 5H95L97 8H95ZM113 5H114V6H113ZM121 5H122V6L124 5L125 7H124V6L122 7ZM157 5H158V4H157ZM178 5H179V6H178ZM182 5H183V8H182V9H184V4H182ZM200 5H201V4H200ZM0 6L3 7L4 5L2 4V5H0ZM10 6H9V7H10ZM12 6H13V5H12ZM12 6H11V7H12ZM20 6H21V5H20ZM27 6H29V5H26V7H27ZM53 6H55L54 9L57 8L56 5L53 4ZM53 6H52V7H53ZM90 6H91V7H90ZM92 6H94V7H92ZM99 6H100L101 8H100ZM104 6H105V7H104ZM115 6H118V7L116 8ZM134 6H135V4H134ZM140 6H141V5H140ZM151 6H153V5H151ZM154 6H156L155 3H154ZM190 6H191V9H190V10H193L194 12H198V11H195L197 8H196L195 5H193V3L190 4ZM190 6H188L187 8H189ZM220 6H221V7H220ZM14 7H15V6H13V8H14ZM17 7H18V5H17ZM31 7L29 6L30 10L27 9V8H26V10H29V11L31 12ZM58 7H59V5H58ZM69 7H70V8H69ZM144 7H145V8H144ZM149 7H150V6H149ZM149 7H148V8H149ZM161 7H160L159 9H162ZM176 7H175V8H176ZM205 7H206V5L203 6V8H205ZM207 7H209V6H207ZM219 7H220V9H222L223 5H222V4H219ZM3 8H4V7H3ZM7 8H8V7H7ZM33 8H34V7H33ZM37 8L39 9V7H36V9H37ZM48 8H49V5H47V4L44 2V8L42 7L41 9H43V11H44V9H48ZM50 8H51V7H50ZM86 8H87V9H90V10L85 11V10H87ZM93 8L96 9V10H94ZM120 8H121V9H120ZM123 8H125V10H124ZM151 8H152V9L149 8L151 11H153V10L155 11V10H156L155 7H154V8L151 7ZM156 8H157V7H156ZM187 8H186V9H187ZM195 8H196V9H195ZM5 9H6V8H5ZM5 9H4V10H5ZM11 9H12V8H11ZM11 9H9V11H7V14H8V12H10ZM16 9H17V8H16ZM24 9H25V8H24ZM38 9H37V10H38ZM57 9H59V8H57ZM57 9H56V10H57ZM68 9H69V10H68ZM75 9H76V8H75ZM75 9H74L73 11H75ZM77 9H76V11H79V9H78V10H77ZM99 9H100V10H99ZM118 9H119V10H118ZM127 9H128V11H127ZM149 9H148V10H149ZM157 9H158V8H157ZM179 9H180V8H179ZM186 9H185V10H186ZM201 9H202V8H201ZM208 9H209V8H208ZM19 10H20V9H19ZM32 10H33V9H32ZM34 10H35V9H34ZM48 10H49V9H48ZM51 10H52V9H51ZM51 10L48 11V14L51 13ZM62 10H61V11H62ZM67 10H68V11H67ZM93 10H94V11H93ZM97 10H99L100 12L98 11V13H97V12H96ZM101 10H102V11H101ZM107 10H108V11H107ZM110 10L112 11V13H111ZM148 10H147V12L151 13V12L148 11ZM163 10H164V13H162ZM166 10H165L164 8L162 9V11H161L162 15H163V14L165 15V12H167L166 14H169V13H168V10H169V9H168L167 11H166ZM185 10H183V11L181 10V14H182L183 12L185 13V12H188V11H189L188 9H187V11H185ZM202 10H203V9H202ZM204 10H205V9H204ZM5 11H6V10H5ZM13 11H15V9H14ZM13 11H12V12H13ZM17 11H18V9H17ZM17 11H16L15 13H17ZM43 11H42V13H43ZM52 11L54 12V10H52ZM71 11H72V10H71ZM122 11H124V12H122ZM129 11L131 12V14H130ZM139 11H140V10H139ZM145 11H144V12H145ZM174 11H175V10H174ZM174 11H170V12H174ZM177 11H178V10H176V13H177ZM216 11H217V10H216ZM216 11H213V12L216 14ZM221 11H222V10H221ZM1 12H2V11H1ZM27 12H28V11H27ZM27 12H26V13H27ZM33 12H34V11H33ZM33 12H32V13H33ZM46 12H47V11H46ZM53 12H52V13H53ZM88 12H91V15H90V13H88ZM94 12H95V13H94ZM101 12L103 13V15L101 14ZM104 12H105V14H104ZM107 12H108L110 15H109V14L106 15ZM127 12H128V13H127ZM147 12H146V13H147ZM156 12L158 13L159 11L157 10ZM189 12H190V13H189L190 15H189L188 18H190V16H191V11H189ZM201 12H203V11H201ZM204 12H205V11H204ZM204 12H203V13H204ZM211 12H212V11H210V14H208V16L212 15ZM234 12H235V11H234ZM10 13H11V12H10ZM15 13H13V14H15ZM21 13H22V12H21ZM34 13H35V12H34ZM62 13H63V11H62ZM62 13H60L59 16H60ZM71 13H72V12H71ZM71 13H69V14H71ZM76 13H77V12H76ZM81 13H82V12H81ZM93 13H94V14H93ZM119 13H120L121 16L119 15ZM125 13H126V14H125ZM132 13H133V14H132ZM135 13H136V16H137L138 13H139L138 10H137V12L135 11ZM174 13H175V12H174ZM199 13H200V12H198V14H194V15H198V16H199L200 14H202V13H200V14H199ZM219 13H220V11L218 10V15H220ZM224 13H225V12H224ZM224 13H223V14H224ZM236 13H237V11L235 12V14H236ZM5 14H6V13H5ZM5 14H3V15H5ZM35 14H36V13H35ZM35 14H34V16H35ZM38 14H39V13H38ZM40 14H41V13H40ZM40 14H39V15H40ZM55 14H57V16H58V13L55 12L54 15H55ZM63 14H64V13H63ZM65 14H64V17H65ZM78 14H79V16H80L81 18L84 17L83 14H81V15H83V16L80 15V11H79ZM92 14H93V15H92ZM95 14H96V15H95ZM124 14H125V15H124ZM127 14H128V15H127ZM129 14H130V15H129ZM158 14L160 15V13H158ZM170 14H171V13H170ZM170 14H169V15H170ZM204 14H205V13H204ZM204 14H203V15H204ZM215 14H214V18H215ZM223 14H222V15H223ZM3 15H2V17H3ZM8 15H9V14H8ZM15 15H16V14H15ZM15 15H13V16H15ZM18 15H20V13H19ZM21 15H22V14H21ZM32 15H33V14H32ZM32 15L29 14V16H32ZM46 15H47V13H46ZM74 15H75V14H74ZM76 15H77V14H76ZM97 15H98V16H97ZM99 15H100V16H99ZM105 15H106L108 18H109L110 16H111L112 18H109V19H108V18L106 17V18H107V19H106V18H105ZM108 15H109V16H108ZM113 15H116V16L113 17ZM132 15H133V16H132ZM150 15H152V16L154 17V15H156V14H155V12H154V15H153V13H151V14H148V13H147V17L145 18V20H146V19L149 20L150 17L148 18V16H150ZM164 15H163V16H164ZM172 15H174V14H172ZM186 15H188V14L186 13ZM194 15H192L191 17H193ZM226 15H230V14H226ZM239 15H241V13L238 14V16H237L238 18L240 17ZM0 16H1V15H0ZM10 16H12V15L10 14ZM25 16H26V15H25ZM25 16H24V17H25ZM41 16H42V14H41ZM44 16H45V15L43 14V17H44ZM59 16H58V17H59ZM66 16H67V15H66ZM71 16H73V15H71ZM71 16H70V17H71ZM79 16H78V17H79ZM94 16H95V17H94ZM96 16H97V17H96ZM101 16H103V17H101ZM131 16H132V17H131ZM152 16H151V17H152ZM176 16H177V17H180L178 13H177ZM176 16H175V17H176ZM181 16H183V15H181ZM184 16H185V15H184ZM208 16H207V17H208ZM212 16H213V15H212ZM230 16H231V15H230ZM233 16H234V15H233ZM2 17H1V18H2ZM7 17H8V16H7ZM7 17H6V18H7ZM15 17L17 18V16H15ZM15 17H14V18H15ZM18 17H19V16H18ZM46 17H47V16H46ZM54 17H55V16H54ZM54 17H53V18H54ZM58 17H56V18L58 19ZM75 17H76V16H75ZM75 17L73 16V18H75ZM78 17H76V18H78ZM92 17H93V18H92ZM120 17H121V19H120ZM157 17L159 18V16L156 15V18L154 17V19H157ZM161 17H162V16H161ZM177 17H176V19H177ZM185 17H186V16H185ZM194 17H195L194 21L197 20V23L200 24V21H201V20L198 21V19L200 18V16H199V18H197V16H194ZM201 17H202V15H201ZM204 17H205V15H204ZM210 17H211V16H210ZM216 17H217V16H216ZM218 17H219V16H218ZM221 17H222V16H221ZM226 17L228 18L229 16H225L224 18H226ZM237 17H236V18H237ZM3 18H4V17H3ZM9 18H10V17H9ZM14 18L12 17V19H14ZM19 18H20V17H19ZM21 18H22V16H21ZM28 18H29V17H28ZM48 18H50V16H49ZM53 18H52V21H53ZM73 18H72V19H73ZM76 18H75V19H76ZM94 18H95V19H94ZM99 18H100V19H99ZM102 18H103V19L105 18L106 22H105V20L103 21ZM114 18H115L116 20H114ZM128 18H129V19H130V18H133V20L135 19L136 22H135V20L133 21L132 19H130V20H131V22H130V20H127ZM165 18H166V17H165ZM170 18H171V17H170ZM196 18H197V19H196ZM229 18H230V17H229ZM238 18H237V19H238ZM12 19H11V20H12ZM23 19H24V18H23ZM26 19H27V16H26ZM26 19H24V21H26ZM29 19H30V18H29ZM34 19L36 20V18H34ZM38 19H39L40 21H41V19H42V21H43V18H39V17H38ZM46 19H47V18H46ZM60 19H61V17H60ZM69 19H70V18H69ZM69 19L66 18V19H64V20H66V21H70ZM72 19H71V21H72ZM75 19H74V21H72V23L74 22V24H75V22H77V21H75ZM79 19H80V18H79ZM82 19H83V18H82ZM82 19H81V20H82ZM89 19H88V20H89ZM122 19H124V22H122V21H123ZM151 19H153V18H151ZM160 19H161V18H160ZM162 19H163V18H162ZM178 19L180 20L181 17L178 18ZM183 19L185 20V19H187V18H183ZM201 19H202V18H201ZM219 19H221V18H219ZM230 19H231V18H230ZM230 19H229V20H230ZM239 19H242V20H243V18H239ZM239 19H238V22H240V21L242 22V20H239ZM3 20H4V19H3ZM9 20H10V19H9ZM9 20H8V22H9ZM11 20H10V21H11ZM14 20H15V19H14ZM18 20H19V19H18ZM32 20H33V18H32ZM32 20H31V23H30L29 20H28L27 22H29L30 24H32ZM81 20H78V21L80 22V23H79L80 26H81ZM84 20H83V21H84ZM111 20H112V21H111ZM118 20H121V22L124 23V24L121 23L123 26H122L121 24L118 25V23L120 22V21H118ZM125 20H127V22H126ZM137 20H138V21H137ZM165 20H167V19H165ZM165 20H164V21H165ZM190 20H191V19H187L185 22H186V23H192V22H193V19H192L191 22H187V21H190ZM207 20H208V18H207ZM207 20H206V19L204 20V18H203V21H204V22H206ZM217 20H218V19H217ZM217 20H216V21H217ZM221 20H222V19H221ZM221 20H218V21L220 22ZM6 21H7V19H6ZM6 21H5V22H6ZM36 21H38V20H36ZM42 21H41V22H42ZM66 21H60V20L58 21V20H57V22H59V23H58V26H59L60 24H62V23H63L62 25H64V22H66ZM100 21H101V22H104V23L102 24ZM107 21L112 22V24L109 23V24H110V25H109ZM113 21H114V22H117V21H118V23L114 26V22H113ZM150 21H151V20H149L148 23H149V25H152V24H150ZM152 21H154V20H152ZM155 21H156V20H155ZM157 21H159V20L157 19ZM160 21H161V20H160ZM162 21H163V20H162ZM168 21H169V20H168ZM181 21H182V19H181ZM181 21H180V22H181ZM203 21H201V22H203ZM224 21H225V23H223ZM226 21H227V20H224V19H223V22H222L223 24H220V25H221V26L224 25V24L226 25ZM233 21H235V20H232V22H233ZM244 21H245V20H243V23H244ZM255 21H256V20H254V23H255ZM261 21H262V20H260L259 22H261ZM0 22H1V20H0ZM5 22H4V23H5ZM16 22H17V21H15V24H14V25H12L13 23L11 24V22L8 23V24H11L12 26H16V27L20 26V23H18V22L16 23ZM43 22H44V21H43ZM45 22H46V21H45ZM53 22H55V19H54ZM94 22H95V23H94ZM129 22H130V24H128ZM143 22H144V21H143ZM145 22H146V21H145ZM165 22H167V21H165ZM165 22H164V23H165ZM171 22H172V21H171ZM171 22H170V23H167V24H172ZM229 22H230V21H228L227 25L229 24ZM238 22H237V23H238ZM262 22H263V24H264V21H262ZM2 23H3V22H2ZM2 23H0V24H2ZM4 23H3V24H4ZM6 23H7V22H6ZM22 23L24 24V22H22ZM34 23H35V22H34ZM34 23H33V24H34ZM36 23H37V22H36ZM49 23L52 24V23H51V20L48 22V24H49ZM97 23H99V24L101 23L100 26H102V25H103V26L100 27L99 24H97ZM126 23H127V25H126ZM139 23H141V22H139ZM151 23H152V22H151ZM155 23L158 24V22H154V24H155ZM159 23H160V22H159ZM176 23H177V22H176ZM195 23H196V22H195ZM211 23H212V21H211ZM220 23H221V22H220ZM230 23H231V22H230ZM235 23H236V22H235ZM8 24H7V25H8ZM25 24L27 25L28 23H25ZM40 24H41V23H40ZM42 24H43V23H42ZM55 24L57 25V23H55ZM65 24H71V22H70V23L66 22ZM79 24H78V25H79ZM82 24H83V22H82ZM104 24L106 25L105 27H104ZM134 24H133V25H134ZM136 24H137V23H136ZM142 24H145V23H142ZM157 24H156V25H157ZM182 24H184L183 21H182ZM182 24H181V25H182ZM202 24H204V23H201V25H198V27H196L195 25H197V24L194 25V23H192V25H194L196 28H199L200 26H202ZM214 24H215V23H212V24L210 25V23L207 22V26H208L209 28H210V26H211L212 28H214V27H213ZM252 24H253V21H252ZM4 25H5V24H4ZM35 25H36V24H35ZM44 25H45V24H44ZM62 25H60V26H62ZM91 25H92V26H91ZM93 25H94L95 27H94ZM96 25H97V28H96ZM108 25L110 26V28H109ZM156 25H155V26H156ZM190 25H191V24H189L188 27H190ZM205 25H206V23L204 24V26H205ZM216 25H217V27L219 26V24H216ZM216 25H215V27H216ZM237 25H238V24H237ZM237 25H236V27L234 26L236 29H237ZM258 25H259V23L257 24V26H258ZM12 26H10V27H12ZM22 26H23V25H22ZM42 26H43V25H42ZM45 26H46V25H45ZM45 26H44V28H47V27H45ZM47 26H49V25H47ZM58 26H55L54 28H56V27H58ZM70 26H71V25H70ZM72 26L75 27V26H77V24H75V25L72 24ZM116 26H117V27H116ZM121 26H122V28H123V27H126V28H123V29H122ZM129 26H130L131 29L128 28ZM131 26H132L133 28H132ZM137 26H139V25L137 24ZM155 26L153 27V25H152V28H153V29H151V27H148V24H147V27H148L147 29H151V30L153 31L154 28L157 29V27H158V25H157V27H155ZM162 26H163V25H162ZM164 26H165V25H164ZM170 26H171V25H170ZM170 26H169V28H170ZM173 26H176V25L173 24ZM185 26L187 27V24H186ZM194 26H193V27H194ZM204 26L201 27V28H204ZM228 26L230 27V25H228ZM238 26H239V25H238ZM257 26H255V25H254V27L252 26L253 29L250 28L249 34H251L252 36H255V34L258 33V29H256V33H254L255 27H257ZM0 27H1V26H0ZM31 27L33 28L32 25H31ZM49 27H50V26H49ZM64 27L67 28L66 25H65V26H62L61 29H62V28L65 29ZM92 27H93V29H92ZM106 27H107L108 29H107ZM113 27H114V28H113ZM178 27H180V26L177 25L176 30L178 29ZM186 27H185V28H186ZM188 27H187V28H188ZM191 27H192V26H191ZM195 27H194V28H195ZM205 27H206V26H205ZM219 27H220V26H219ZM222 27H224V26H222ZM222 27L219 28L220 30H217L218 28H215V29H216V32L218 31L217 34H218L219 32H220L219 34H221V29H222ZM231 27H233L232 23H231ZM231 27H230L229 30H228V28H227V30L230 31V30H231ZM239 27L241 28V25H240ZM7 28H9V27H7ZM13 28L15 29V27H12V30H13ZM25 28H28V27H27V26L25 27V25H24V28H23V29H25ZM29 28H30V26H29ZM34 28H35V26H34ZM38 28H41V29H42V27H39V26H38ZM38 28H36V29H38ZM69 28L71 29V27H69ZM75 28H76V27H75ZM136 28H137V27H136ZM144 28H145V27H144ZM158 28H160V25H159ZM180 28H181V27H180ZM183 28H184V27H183ZM187 28H186V30H185V29H182V30H180V31L184 32L183 30L187 31L188 29H190V28H188V29H187ZM206 28H207V27H206ZM212 28H210V29H212ZM225 28H226V26H225ZM235 28H233V29H235ZM5 29H6V28H5ZM9 29H11V28H9ZM19 29H20V28H19ZM41 29H40V30H41ZM57 29H58V28H57ZM73 29H74V28H73ZM76 29H77V28H76ZM124 29H125V31H127V29H128V33H126V32L124 31ZM173 29H174V28H173ZM210 29H209V30H210ZM215 29H214V30L212 29L213 32H214V33H213L214 35H216V34H215ZM233 29H232V30H233ZM7 30H8V29H7ZM15 30L19 31L17 28H16ZM21 30H22V29H21ZM21 30H20V31H21ZM34 30H35V29H34ZM34 30H33V31H34ZM47 30H48V29H47ZM49 30H51V28H50ZM55 30H56V29H55ZM59 30H60V29H58L57 32H58ZM65 30H66V29H65ZM85 30H86V31H85ZM88 30H89V31H88ZM91 30H92V32H91ZM93 30L95 31V33L93 32ZM100 30L103 31V34H102V35H104V36L101 35L102 38L99 36V35L101 34V31H100ZM106 30H107L108 32H106ZM110 30H111V31H110ZM116 30H118V31L116 32ZM139 30H140V29H139ZM139 30H138V31H139ZM151 30L149 31V33L152 32ZM165 30H167V29H165ZM176 30H175V31H176ZM178 30H179V29H178ZM190 30L194 31V30H196V29H193V28H192V29H190ZM190 30H188V31H190ZM203 30H204L203 33H204V36H205V29H203ZM203 30H202V31H203ZM212 30H210V31H212ZM225 30H226V29H225ZM17 31H14V32H17ZM33 31H32V32H33ZM42 31H44V30H42ZM60 31H62V30H60ZM69 31H70V33H71V32L76 31V30H75V29H74V30L71 29V30H69ZM77 31H78V30H77ZM96 31H97V32H96ZM98 31H99V34H98ZM120 31H121V32L124 31V32L121 33ZM130 31H131V32H130ZM138 31H137V32H138ZM141 31H143V28H142V30H140L139 32H141ZM155 31H156V30H154V32H155ZM157 31H158V30H157ZM157 31H156V34H157ZM159 31H161V30H159ZM159 31H158V32H159ZM162 31H163V30H162ZM175 31H174V32H175ZM192 31H191V33H193ZM196 31H197V30H196ZM210 31H209V32H210ZM222 31L224 32V30H222ZM233 31H235V30H233ZM251 31H252V33H254V34L250 33ZM4 32H5V31H4ZM8 32H9V31H8ZM36 32H37V31H36ZM48 32H49V31H48ZM51 32H52L53 34H56V36L53 35V34H52V35L55 36V37L57 38V33H55L54 30L51 31ZM66 32H68V29H67ZM105 32H106V33H105ZM109 32H111V33H109ZM119 32H120L121 34H120ZM172 32H173V31H172ZM177 32H179V31H176V33H177ZM197 32H199V30H198ZM197 32H196V33H197ZM200 32H201V31H200ZM200 32H199V33H200ZM207 32H208V31H207ZM209 32H208V35H209V34L211 35L212 33H211V32L209 33ZM223 32H222V33H223ZM235 32H236V31H235ZM237 32H238V30H237ZM0 33H1V31H0ZM6 33H7V32H6ZM6 33H5V35H6ZM23 33H24V32H23ZM25 33H27V32H25ZM37 33H38V32H37ZM49 33H50V32H49ZM84 33H85V34H84ZM87 33H88V34H87ZM91 33H92V34H91ZM96 33L98 34V36L96 35ZM108 33H109V35H107ZM113 33H114V34H113ZM115 33H116V35H115ZM124 33H125V36H124ZM130 33H131L132 35H131ZM168 33H169V31H168ZM185 33H186V32H185ZM191 33H190V32H189V33L187 32V35H190ZM194 33H195V31H194ZM201 33H202V32H201ZM224 33H225V32H224ZM224 33H223V35H224ZM228 33H229V32H228ZM228 33H227V34H228ZM239 33L242 34V31L239 32ZM11 34H12V33H11ZM17 34H18V33H17ZM17 34H16V35H17ZM20 34H22V33L20 32L19 35H20ZM28 34H29V32H28ZM28 34H27V35H28ZM35 34H36V33H35ZM46 34L48 35V33H45V34H44V32H43V33L41 34V35H42V38H43L44 35H46ZM60 34H61V32H60ZM60 34H59V36H60ZM62 34H64V32H63ZM67 34H68V36H70L69 32H68ZM67 34H66V35H67ZM111 34H112V35H111ZM136 34H137V33H136ZM156 34L154 33V35H153V32H152V34H150V36L153 38L154 36L156 37ZM158 34H159V33H158ZM160 34H162V33H160ZM173 34H174V33H172V35H173ZM181 34H182V33H181ZM183 34H184V33H183ZM197 34H198V33H197ZM213 34H212V35H213ZM230 34L233 35V34H235V33H232V32L230 31ZM241 34H240V35H241ZM259 34H260V33H259ZM259 34L256 35L257 40H258L259 38H261V36L258 37ZM19 35H17V36H19ZM24 35H26V34H24ZM29 35H31V34H29ZM47 35H46V36H47ZM64 35H65V34H64ZM75 35H76V34H75ZM80 35H79V36H80ZM114 35H115V37H117V38H115ZM130 35H131V36H130ZM141 35H142V34H141ZM141 35H140V36H141ZM152 35H153V36H152ZM164 35H165V32H164ZM164 35H163V36H164ZM166 35H167V34H166ZM168 35H169V34H168ZM172 35H171V37H172ZM185 35H186V34H185ZM187 35H186V37H187ZM192 35H193V34H192ZM192 35H191V36H192ZM212 35H211V36H212ZM228 35H229V34H228ZM231 35H229V37H232V38H233V36H231ZM243 35H244V34H242L241 37H240V36H238V33H237V36H236V37H238V38H237V39L234 38L235 41L237 40V41L239 42V40H241V38L243 37ZM251 35H250V36H251ZM6 36H7V35H6ZM11 36H12V35H11ZM20 36H21V35H20ZM37 36H39V34H37ZM37 36H36V38H37ZM50 36H51V35H50ZM68 36H66V37H68ZM105 36H106V37H105ZM109 36H110V38H108ZM120 36H121L122 39L120 38ZM140 36H139V38H140ZM143 36H145V35H143ZM158 36H160V35H158ZM158 36H157V37H158ZM161 36H162V35H161ZM161 36H160V37H161ZM163 36H162V38H164ZM173 36H174V35H173ZM176 36H178V35H176ZM176 36H174V37H176ZM180 36H181V35H179L178 37L180 38ZM183 36H184V35H183ZM194 36H195V35H194ZM194 36H193V37H194ZM197 36H199V35H197ZM206 36H207V33H206ZM206 36H205V37H206ZM211 36L208 37V38L211 39V41H212V38H214L215 36H212V37H211ZM252 36H251V37H252ZM31 37H32V36H30V38H31ZM33 37H34V34H33ZM39 37H40V36H39ZM39 37H38V38H39ZM47 37L49 38V36H47ZM63 37H65V36H63ZM63 37H62V35H61L60 38H63ZM73 37H74V34H73ZM73 37H72V38H73ZM111 37H113V38H111ZM126 37H128L129 39H127ZM136 37H137V36H136ZM136 37H135V39H136ZM155 37H154V38H155ZM160 37H158V38H160ZM174 37H172V39L170 40V43H171V42L173 43V38H174ZM178 37H177V38H178ZM188 37H189V36H188ZM216 37H217V35H216ZM220 37H221V36H220ZM224 37H226V35H225ZM227 37H228V36H227ZM256 37H255V38H256ZM5 38H7V37H5ZM9 38H10V41H11L12 37L9 36ZM13 38H14V37H13ZM18 38L20 39V37H18ZM22 38H23V35H22ZM26 38H27V37H26ZM26 38H25V41H26ZM34 38H35V37H34ZM36 38H35V40H36ZM60 38H59V39H60ZM70 38H71V36H70L69 38H67L65 41H67V40L70 39ZM97 38H98V39H97ZM104 38L107 39V41H105V43H107L106 46H107V49L109 48L108 50H107L106 48H104L105 45H104V47H103V44H104L103 40H106V39H104ZM119 38H120V39H119ZM130 38H131V39L133 38V39L130 40ZM139 38H138V39H139ZM144 38H145V37H144ZM146 38H150V37L148 36V37H146ZM177 38H174V39H177ZM182 38H183V37H182ZM189 38H191V37H189ZM196 38H197V37H196ZM196 38H195V39H196ZM201 38H202V37H201ZM201 38H199V40H200ZM217 38H219V35H218ZM243 38H244V37H243ZM249 38H250V37H249ZM249 38H248V39H249ZM0 39H1V35H0ZM16 39H17V37H16ZM31 39H32V38H31ZM51 39H52V38H51ZM73 39H74V38H73ZM73 39H71V40H73ZM99 39H101V40H99ZM110 39H111V40H110ZM115 39H116V42H115ZM117 39H119L120 41L117 40ZM126 39H127V41H126ZM138 39H136V40H138ZM186 39H188V38H185V40L183 39V42H184V41L187 42ZM191 39H192V38H191ZM197 39H198V38H197ZM214 39L216 40V38H214ZM219 39H220V38H219ZM225 39H226V38H225ZM230 39H231V38H230ZM2 40H4V39H2ZM21 40H22V39H21ZM28 40H30V39H28ZM35 40H34V41H35ZM44 40H45V39H44ZM46 40H47V39H46ZM53 40H54V39H53ZM78 40H79V39H78ZM80 40L83 41L81 38H80ZM94 40H95V41H96V40L99 41V42L97 43V44L99 45V47H98V45H97V46H94V45H96V42L94 43ZM108 40H109L110 42H109ZM112 40H113V41H112ZM157 40H158V39H156V40L153 39L152 43H153L154 41H157ZM160 40H162V39H160ZM168 40H169V39H168ZM179 40H180V39H179ZM193 40H194V39H193ZM199 40H198V41H199ZM215 40H213V41H215ZM221 40H223V39L221 38ZM243 40H244V39H243ZM253 40H255V39L253 38ZM18 41H19V40H18ZM18 41H16V43H18ZM22 41H23L24 46H25L26 44H25V42H24V39H23ZM22 41H21V42H22ZM42 41H43V40H42ZM42 41H41V42H42ZM49 41H50V40H49ZM62 41H64V40L62 39ZM73 41H74V40H73ZM118 41H119V44H118ZM142 41L144 42L145 40H142ZM146 41H148V39H147ZM146 41L144 42V44L146 43ZM149 41H151V40H149ZM165 41L167 42V40H165ZM165 41H164V42H165ZM177 41H178V40H177ZM181 41H182V39H181ZM196 41H197V40H196ZM198 41H197L198 44H197L196 42H193V43H196V45L194 44V45L196 46V49H197V45H198V46L203 45L206 41H208V39L205 40L204 43H203V42H200V41H202V40H200V41H199V42H200V45H199V42H198ZM223 41H224L225 43H228V42H229V41L226 42L227 40H223ZM231 41H233V40H231ZM235 41H234V42H235ZM248 41H249V40H248ZM7 42H9V41L7 40ZM7 42H6V43H7ZM21 42H20V43H21ZM32 42H33V40H32ZM36 42H37V40H36ZM46 42H47V41H46ZM51 42H52V41H51ZM57 42H58V41H57ZM68 42H69V41H68ZM79 42H80V41H79ZM108 42H109L110 44H109ZM121 42H122V43H121ZM125 42H126V43H125ZM127 42H129V43L132 42V44H129V43H127ZM133 42H134V43H133ZM161 42H162V41H161ZM174 42H175V41H174ZM189 42H190V39H189ZM189 42H188V45H189ZM208 42H209V41H208ZM208 42H206V43H208ZM217 42H218V41H217ZM217 42H216V43H217ZM220 42H221V41H220ZM224 42H223V43H224ZM245 42H246V41H244L243 43H245ZM252 42H253V41H252ZM252 42H251V44H252ZM256 42H257V41H256ZM53 43H54V42H53ZM65 43H66V42H63V46H64ZM71 43L69 42V43H67V44L70 45ZM90 43H91V44H90ZM99 43H101V45H102L103 48L100 46ZM102 43H103V44H102ZM112 43H113V44H112ZM114 43H115V45H114ZM149 43H150V42H149ZM157 43H159V42H157ZM170 43H169V44H170ZM172 43H171V44H172ZM178 43L180 44V42H178ZM190 43H192V41H191ZM201 43H202V44H201ZM230 43H231V42H230ZM232 43H233V42H232ZM4 44H5V42H4ZM9 44H10V43H9ZM11 44H12V43H11ZM11 44H10V46H8V44H6V46H8L9 48H11ZM14 44H15V43H14ZM32 44H34V42H33ZM32 44H31V47H32V49H33L35 46H34V45L32 46ZM35 44H38V43H35ZM54 44H55V43H54ZM67 44H65V46H66ZM126 44H128V45H130V46H128V45L125 46ZM140 44H142V43H140ZM144 44H142V45H144ZM153 44H154V43H153ZM162 44H164V43H162ZM167 44H168V43H165V45L167 46L168 49L170 48V49L172 50V48H175V49H173V52H174V50L176 51V47H175L176 45H175L174 47L172 46V48H171V46H170L171 44H170V45L168 44L169 47H168ZM181 44H182V42H181ZM181 44H180V46H181ZM186 44H187V43H186ZM210 44H211V42H210ZM219 44H220V43H219ZM238 44H239V43H238ZM241 44H242V41H241ZM39 45H40V44H39ZM46 45H47V47H48V44H46ZM46 45H45V46H46ZM50 45H51V44H50ZM50 45H49V46H50ZM58 45H59V44H58ZM83 45H84V46H83ZM111 45H112V46H111ZM113 45H114V46H113ZM142 45H141V46H142ZM148 45H149V44H148ZM165 45L162 46V45L157 44L158 47L162 46L163 48H164ZM206 45H207V44H205V48H206ZM211 45H212V44H211ZM211 45H209V46L211 47ZM221 45H223V46H222V47L219 46L220 49H221V48H222V49L224 48L225 50H224L223 52H225V51H226V48H225V47H227V46H225L224 44H222V42H221ZM252 45H253V44H252ZM2 46H3V44L1 45V47H2ZM4 46H5V45H4ZM14 46H16V45H14ZM14 46H13V47H14ZM27 46H28V45H27ZM37 46H38V45H37ZM40 46H41V45H40ZM42 46H43V45H42ZM45 46H44L43 50H42V48H41L40 51H42V52H43V51H46L45 48H47V47H45ZM54 46L56 47V45H54ZM54 46L52 45V48H53ZM61 46H62V44H61ZM63 46H62V47H63ZM72 46H71V47H72ZM91 46H92V47L94 46L93 49H92ZM108 46H109V47H108ZM119 46H120V47H119ZM139 46H140V45H139ZM146 46H147V43H146V45H144V47H146ZM149 46H150V47H149V50H150V51H149V50H148V51L151 52V49H150V48H152V47H151V45H149ZM153 46H154V45H153ZM192 46H193V45H192ZM203 46H204V45H203ZM203 46H200L199 49H200L201 51L204 52L205 50H202V49H203V48H202ZM209 46H207V47H209ZM224 46H225V47H224ZM28 47L30 48V45H29ZM28 47H27V48H28ZM66 47H67V46H66ZM66 47H65V48H66ZM73 47H72V48H73ZM90 47H91V49L94 51V52L91 51V52H93V53H91V52L89 53V50H88V49H89ZM96 47H98V49L101 47L103 50L100 48V49H99V52H97L98 49L96 50ZM110 47H111V48H110ZM124 47H125L127 50H126ZM137 47H138V46H137ZM147 47H148V46H147ZM231 47H233V46L231 45ZM235 47H236V46H235ZM238 47H239V45H238ZM241 47H245V46H241ZM253 47H254V45H253ZM257 47H258V46H257ZM2 48H3V47H2ZM27 48H26V49H27ZM56 48H59V47H56ZM60 48H61V47H60ZM74 48H73V49H74ZM94 48H95V49H94ZM115 48H116V49H115ZM123 48H124V50H123ZM141 48H142V47H141ZM153 48H154V49H152V52L155 53L157 47L154 46ZM189 48H191V47L189 46ZM227 48H228L227 50H228V52H229V48H230V46H228ZM233 48H234V47H233ZM4 49H5V52H7V51H6L7 48H4ZM4 49L2 50V49L0 48V50H2L3 52H4ZM11 49H13V48H11ZM16 49H18V47H17ZM19 49H20V45H19ZM26 49H25V50H26ZM32 49L30 48V50H29V49L26 50V51H29V53H28V56L25 54V58H26V56H27V57H30L29 54H30V51H31ZM36 49H37V48H36ZM39 49H40V47H39ZM69 49H71V48H69ZM75 49H74V50H75ZM110 49H111V50H110ZM114 49H115V50H114ZM118 49H119V52L117 51ZM138 49H139V48H138ZM138 49H137V50H138ZM145 49L147 50V48H145ZM157 49H159V48H157ZM161 49H162V48H161ZM168 49H164V50H167V51H168ZM170 49H169V51H170ZM184 49H186V47H185ZM187 49H188V48H187ZM193 49H195V47H194ZM209 49H210V48H209ZM209 49H208V50H209ZM241 49H242V48H241ZM244 49H245V48H243V50H244ZM251 49H252V48H251ZM251 49H250V50H251ZM255 49H257V48H255ZM9 50H10V49H9ZM9 50H8V52L11 53V51H9ZM13 50H14V49H13ZM22 50H24V48H23ZM52 50H53V49H51V52H52ZM61 50H62V49H61ZM63 50H62L61 52H60V51H59V52L62 53ZM74 50H73V51H74ZM101 50H102V53H100ZM105 50H107V51L105 52ZM112 50H113V51H112ZM125 50H126L127 52H126ZM135 50H136V48H135L133 51H135ZM141 50H142V49H141ZM153 50H154V51H153ZM177 50H178V52H176V53L174 52V53L176 54V55H175L176 57H179L180 55L177 56V54H181V53L184 52V51H182V52L179 51L180 48L177 49ZM181 50H182V49H181ZM235 50H236V48H235ZM235 50H234V52H235ZM238 50H239V49H238ZM243 50H242V51H243ZM253 50H254V49H253ZM257 50H258V49H257ZM257 50H256V51H257ZM259 50H261L260 47H259ZM259 50H258V51H259ZM15 51H16V50H15ZM26 51H25V52H26ZM32 51H34V49H33ZM40 51H39V52H40ZM49 51H50V50H49ZM49 51H48V52H49ZM53 51H54V50H53ZM56 51H57V49H56ZM56 51H55V52H56ZM103 51H104V52H103ZM108 51H109V52H108ZM116 51H117V52H116ZM123 51H124L125 53H124ZM133 51H132V52H133ZM144 51H145V50H144ZM144 51H142V52H144ZM148 51H147V52H148ZM198 51H199V50H198ZM206 51H207V49H206ZM209 51H213V50L211 49V50H209ZM209 51H208V53H209ZM230 51H231V50H230ZM232 51H233V50H232ZM232 51H231V52H232ZM258 51H257V52H258ZM95 52H96V54H94ZM110 52H111V53H110ZM113 52H114V54H113ZM142 52L140 51V53H139V51H138V52H136V53L138 54V57H137V55H134V56L137 57L138 60H139V59H141V58H139V55H140L141 57H144V56H142V54L144 55V53H142ZM161 52H162V51H161ZM161 52H158V51H157L156 53L159 54V53H161ZM180 52H181V53H180ZM186 52L190 54V52H188L187 50H186ZM186 52H185V53H186ZM194 52H195V51H194ZM199 52H200V51H199ZM203 52H201V53H203ZM214 52H215V51H214ZM214 52H213V53H214ZM234 52H233L232 54H231V53L227 54L226 52H225V53L228 55V57H229V56L232 57L231 55H233ZM12 53H13V51H12ZM23 53H24V52H23ZM35 53H38V49L36 50ZM35 53H33V55H34ZM45 53H46V52H45ZM45 53H43V54H45ZM53 53H54V52H53ZM60 53H59V54H60ZM69 53H70V52H69ZM71 53H72V52H71ZM83 53H81V56H82ZM105 53H107V54L109 53V54L106 55V56H105V55L103 56L102 54H105ZM117 53H118V54H117ZM123 53H124V54H123ZM141 53H142V54H141ZM145 53H146V51H145ZM168 53H170V52H168ZM185 53H184V54H185ZM205 53H206V52H204V54H205ZM208 53H207V54H208ZM225 53H224V54H225ZM250 53L255 54L253 51H250ZM250 53H249V54H250ZM5 54L7 55L8 53H5ZM5 54L3 53V55H5ZM16 54H17V55L19 54V53H18V50H17V53H16ZM39 54H41V53H39ZM43 54H42V55H43ZM77 54L79 55V57H78ZM128 54H129V55H128ZM133 54H135V53H133ZM163 54H166V56L169 55V54H167L166 51H165ZM170 54H171V53H170ZM172 54H173V53H172ZM172 54H171V55H172ZM189 54H188V55H189ZM192 54H193V52H192ZM192 54H191V55H192ZM195 54H196V52H195ZM195 54H193V55H195ZM198 54H200V53H197V55H198ZM204 54L200 55L199 58H201V59L196 58V59H198V60H197L196 62H193V63H192V58H193V56H191V55L188 56V55L185 54V55H186L185 57L187 58V56H188L189 61L191 62V63H190L191 65H190L189 63H186V65L188 66V67H187V70H186V68H182L183 70L185 69L187 72L189 71L188 73H187V72L185 73L186 77H182V76L184 75V73H183V74H182V73L179 74V71L181 70L180 68L182 67V66L180 67V63H181L180 60L184 57L183 54H182V55H183L182 58H181V57H179V58H176V57H175L174 60H173L174 62L177 60V61H176L177 63H178V61H179V63H178V65H179V67H180V68L178 67L179 69L177 68V66H178L177 63L172 64V67L169 66V64H168L169 67H165V66H167L166 64L170 62L169 59H170L174 54H173L171 57H169V58L164 56V58H166V59L168 58L167 60H166V59H164V60L161 59L162 62L166 61V62L163 63V64H164V68H163V69H164V72L162 71L163 69H162V70H161V69H157V67L159 68V66H163V65H159V64H162V63H160V58H159V55H160V54H159V55H157V56H158V57H157V60H159L158 63H157L156 60H153L154 62H152V64L157 63L156 65H159V66L156 67L155 64H154V65H155V66H154V65H151L150 63H149L148 65L146 64V67L144 68L145 71H146L145 75H146L147 73L150 74L149 77H147L148 79L146 78V80H148L147 82H149V81L151 80L150 76H152V75L154 76L158 70H159V71H158V74H159L158 77L161 78L162 74H160V73H163V77H164L166 71H167V72H168V71L170 72V69H169L170 67H171V68H174V69H171V71H173V70L175 71V68H176V69L178 70V72L175 71V72H177V74L174 73V72H171L170 75L167 73V74L169 75V77H171L172 74L175 75V76L179 75V76H177V77H180V78H178L177 80L180 79L181 81H183V80L186 78V81L184 80V82H187V78H189V77H191V76H192L191 78H193V76L195 75V79H196V81L198 80L196 77H200L199 80H201L202 77H203V75H204V74L201 75L202 73H204V72L206 71V74H205V75H207V73L209 74V72H210L211 70H214L216 67L218 68V66H216L215 68L213 67V66L215 65L214 63L217 61V60L214 61V58L217 57V56H214V54H213L214 58H211V57H212V56H211V57H208V59L206 60L207 57H204V56H203ZM216 54H217V53L215 52V55H216ZM230 54H231V55H230ZM1 55H2V54H1ZM1 55H0V56H1ZM6 55H5L6 58L4 57L5 60H6L7 57H8V56H6ZM19 55H20V54H19ZM19 55H18V56H19ZM31 55H32V53H31ZM33 55H32V56H33ZM36 55H37V54H35V57H36ZM45 55H47V53H46ZM51 55H53V54H51ZM57 55H58V54H57ZM76 55H77V56H76ZM83 55H85V54H83ZM92 55H93V56H92ZM117 55H118L120 58H118ZM124 55H125V56H124ZM257 55H258V57H259V54H257ZM257 55H255V56H257ZM261 55H264V54L262 53V54H260V56H261ZM11 56H13V54H11ZM32 56H31V59H32ZM60 56H62V54H61ZM98 56H96V57H98ZM101 56H103V57H101ZM111 56L113 57V59H114V61L116 62V64L112 62L113 59H112ZM130 56H131V57H130ZM162 56H163V55H162ZM169 56H170V55H169ZM201 56H203V57H201ZM234 56H235V54L233 55V57H234ZM248 56H249V55H248ZM248 56H246V58H247ZM251 56H252V55H251ZM253 56H254V55H253ZM14 57H17V56H14ZM21 57H22V56H21ZM23 57H24V55H23ZM43 57H44V56H43ZM58 57H59V56H58ZM62 57H63V56H62ZM62 57H61L60 59H62ZM94 57H95V56H94ZM106 57H107V58H106ZM110 57H111V58H110ZM115 57L117 58V60H120V61H116V60H115V59H116ZM122 57H123V58H122ZM185 57H184V58H185ZM190 57H191V59H190ZM195 57H196V55L194 56V58H195ZM224 57H225V56H224ZM228 57H227V58H228ZM230 57H229V58H230ZM249 57H250V56H249ZM2 58H3V57H2ZM4 58H3V59H4ZM10 58H13V57H10ZM33 58H34V57H33ZM37 58H38V57H37ZM39 58H41V56H40ZM81 58H82V57H81ZM89 58H90V57H89ZM89 58H88V59H89ZM125 58H126V59H125ZM137 58H136V59H137ZM155 58H156V57L154 56V59H155ZM161 58H162V57H161ZM172 58H173V57H172ZM172 58H171V59H172ZM184 58H183V60H186V58H185V59H184ZM194 58H193V59H194ZM202 58H205V59H202ZM218 58L221 59L220 57H218ZM225 58H226V57H225ZM227 58H226V59H227ZM229 58H228V59H229ZM246 58H245V60H246ZM253 58H254V57H252L251 59H253ZM255 58H256V57H255ZM8 59H9V58H8ZM15 59H16V58H15ZM18 59H19V58H18ZM58 59H59V58H58ZM75 59H74V60H75ZM88 59H87V60H88ZM91 59H92V58H91ZM128 59H129V60H128ZM142 59H144V58H142ZM175 59H176V60H175ZM178 59H179V60H178ZM196 59H194V61H195ZM209 59H213V62H211V60H210L211 64L213 63V65L211 66L212 68L210 67V65L208 66V68L205 67V66H207V64H209V62L207 63V61H209ZM215 59H216V58H215ZM228 59L225 60V61H227L228 63H229L230 60L232 61V58H230L229 60H228ZM233 59H234V58H233ZM248 59H249V58H248ZM258 59H259V58H258ZM9 60H10V59H9ZM11 60H12V59H11ZM21 60H22V58H21ZM21 60H19V61H21ZM26 60H28V59H26ZM43 60H44V58L42 59V61H43ZM46 60H47V59H46ZM46 60H45V61H46ZM65 60H66V62H65ZM92 60H94V59H92ZM102 60H103V59H102ZM126 60H127V61H126ZM130 60H131V61H130ZM138 60H137V61H138ZM168 60H169V61H168ZM199 60H204L206 63L203 61L204 66L201 64V67H199V69H200V68L202 69V67H204V68L202 69V71L204 70L203 72L200 71L201 69L198 71V74H200L201 76L198 75V74H197L198 76H196L195 72H193L192 69L195 70V67L198 68V66H200V64H199L200 61H199ZM245 60H244V61H245ZM255 60H256V59H255ZM255 60L252 61V62H255ZM259 60H260V62H259L260 65H258L257 62H255V63H257V66H258V67H259V66H263V67H264V63L261 65V62H263L262 57H261ZM261 60H262V61H261ZM0 61H1V60H0ZM2 61H3V60H2ZM12 61H13V63H14V60H12ZM15 61H16V60H15ZM24 61H25V59H24ZM28 61H29V60H28ZM34 61H37V60H33L32 62H34ZM95 61H97V58H95V60L92 61V62H95ZM135 61H136V60H135ZM137 61H136V62H137ZM139 61H141L140 63H144L143 60H139ZM155 61H156V62H155ZM167 61H168V62H167ZM171 61H172V60H171ZM173 61L170 62V63H173ZM186 61H188V60H186ZM186 61H185V62H186ZM218 61H220V60H218ZM248 61H249V62H248ZM248 61H247V63H246L247 65L249 64L248 67H247V65L245 66L246 68H248V70H247V69H243V73H242V71L239 70V71H240V72L238 71L239 74H242V75H238L239 77H240V76H243V74H244V70H246L245 74H247V75L250 74V75H251L252 71H251V73H250V72H249V69H250L251 67H252V68H255V67H256V66H254V67H253V66H250L251 64L253 65V63H251V60H248ZM6 62H7V61H6ZM8 62H9V61H8ZM16 62H17V61H16ZM16 62H15V63H16ZM32 62H31L30 65L33 64ZM40 62H41V61H40ZM48 62H49V61H48ZM75 62H76V61H75ZM79 62H80V64H79ZM86 62H87V61H86ZM110 62H112V63H110ZM124 62H125V63H124ZM126 62H127V63H126ZM128 62H129V63H128ZM197 62H199L198 65L193 66V64H194V63L197 64ZM245 62H246V61H245ZM3 63H4V62H3ZM20 63H21V62H20ZM26 63L29 64V62H27V61H26ZM38 63H39V62H38ZM43 63H44V66H45V62H44V61H43ZM43 63L41 64V66L43 65ZM58 63H59V62H58ZM66 63H68V65H67ZM88 63H89V61H88ZM95 63H96V62H95ZM104 63H105V65H103ZM106 63H108V64L110 63V64H109L110 66H109L108 64H106ZM183 63H184V61H183ZM183 63H181V64H183ZM232 63H234V62L232 61ZM241 63H242V62H241ZM0 64H1V63H0ZM9 64H10V62H9ZM17 64H18V62H17ZM35 64H36V63H35ZM50 64H49V65H50ZM54 64H55V65L57 64V65L55 66ZM89 64H90V63H89ZM89 64H88V66H86V67L90 68V65H91V64H90V65H89ZM114 64H115V67L117 68V70H116L115 67L113 66ZM120 64H121V65H120ZM133 64H135V62L132 63V65H130V66L133 67ZM136 64H137V66H136V65H135V66H136V67H139V66H138V65H139L138 62H137ZM188 64H189V65H188ZM195 64H194V65H195ZM226 64H227V63H226ZM226 64L223 65L224 67H223V66H222V67H219L220 70H222V72H226V71L224 70V69H226L225 66H228V65L230 66L231 62H230V64H228V65H226ZM242 64H243V63H242ZM242 64H241V65H242ZM6 65H7V64H6ZM14 65H15V64H13V66H14ZM22 65H23V62H22ZM38 65H39V64H38ZM73 65H75V66H73ZM106 65H108V66H106ZM111 65L113 66L114 69L111 68V67H112ZM144 65H145V64H144ZM149 65H151L150 67L153 68V70H157V71H154V72H155L154 74L152 73V71H151L150 68H148V69H150V71L147 69V66L149 67ZM173 65H177V66H173ZM243 65H244V64H243ZM1 66H2V65H1ZM10 66L12 67V65H10ZM15 66H16V65H15ZM25 66H27V65L24 63V67H25ZM39 66H40V65H39ZM46 66H47V64H46ZM63 66H64V65H63ZM70 66H73V67H70ZM82 66H83V67H82ZM96 66H97V67H96ZM102 66H104V67H102ZM153 66H154V67H153ZM183 66L186 67V66H185V63L183 64ZM192 66H193V67H192ZM229 66H228V67H229ZM7 67H8V66H7ZM7 67H6V69H7ZM36 67H38L37 64H36ZM42 67H43V66H42ZM42 67H41V68H42ZM81 67H82V68H81ZM105 67H106V70H105ZM126 67H127V68H126ZM136 67H134V70L136 69ZM143 67H144V66L142 65V66H141V69H143ZM155 67H156V69H155ZM233 67H235V65H232V67H231V66L229 67V68L232 69V71H231V69L228 70L229 68H227L228 71L226 72V74H227L228 76L224 73V74L226 75V77H229V78L226 79V78L224 77V76H225L224 74H222V76H223L222 78H221V77H220V78H219V77H215V78H218V79H219V82H218L219 84H217V85L214 84V85H215V86H221V85H220V81H221L223 84H224L223 81H225L226 84H224V85H225L226 87H227L228 85H229L230 87H232V83H233L234 86H236V83H237V82H240V81H238V80H240V79H242V78H241V77H240V79L236 78V77H238V76H237L238 73H236V74H233V73H235V72L237 71V69H236L237 67L235 68V72H233V71H234V70H233ZM243 67H244V66H243ZM0 68H1V67H0ZM12 68H13V67H12ZM21 68H22V67H21ZM26 68H27V67H26ZM26 68H25V69H26ZM45 68H46V67H45ZM47 68H48V67H47ZM49 68H50V66H49ZM70 68L73 70V72H72V70H71ZM88 68H87V69H88ZM99 68H100V67H99ZM109 68H110V69H109ZM139 68H140V67H139ZM189 68H190V70H189ZM209 68H211L210 71H209ZM213 68H214V69H213ZM217 68H216V74H217V72L220 71L219 68H218V71H217ZM221 68H223V69H221ZM256 68H257V67H256ZM259 68H260V67H259ZM259 68H257V69L259 70ZM10 69H11V68H10ZM14 69H15V68H14ZM14 69H13V71H14ZM16 69H17V67H16ZM38 69H39V68H38ZM38 69H37V70H38ZM69 69H70L71 71L68 72ZM93 69H94V68H93ZM93 69H91V70L93 71ZM101 69H99V70H101ZM108 69H109V70H108ZM112 69H113V71H112ZM137 69H138V68H137ZM137 69H136V72L139 70V69H138V70H137ZM144 69H143V70H144ZM205 69H206V70H205ZM257 69H255L253 72L255 73V71H258ZM28 70H29V71H28ZM33 70H34V69H33ZM43 70H44V71H47V70H45V69H43ZM104 70H105V71H104ZM110 70H111V71H110ZM114 70H116V71H115V73H116L115 75L113 74ZM132 70H133V68H132ZM134 70H133V71H134ZM183 70H182V71H183ZM185 70H184V71H185ZM241 70H242V68H241ZM4 71H5V70H4ZM6 71H7V70H6ZM9 71H11V70H9ZM13 71H12V72H13ZM39 71H41V70H39ZM62 71H63V70H62ZM74 71H75V72H74ZM107 71H108V72H107ZM126 71H125V73L122 71L123 74H124L123 76H125V74L128 75L129 72L127 71V73H126ZM260 71H261V70H260ZM7 72H8V71H7ZM29 72H30V73H29ZM48 72H44V74L47 75ZM67 72H68V74H67ZM104 72H105V73H104ZM106 72H107V73H106ZM111 72H112V73H111ZM117 72H118V71H117ZM130 72H131V71H130ZM159 72H160V73H159ZM190 72H193L194 75H191ZM213 72L215 73V70H214ZM228 72H233L232 74H233L234 76H233V75L230 76V73H228ZM247 72H248V73H247ZM20 73H21V72H20ZM23 73H24V72H23ZM37 73H38V72H37ZM41 73H42V74H40V73H38V74H40V77L42 78V77H43V72L41 71ZM75 73H76L77 75H76ZM84 73H85V72H84ZM86 73H85V74H86ZM133 73H134V72H133ZM143 73H144V71H143ZM143 73H142V74H143ZM193 73H192V74H193ZM196 73H197V72H196ZM210 73H211V72H210ZM261 73H262V72H261ZM6 74H7V73H6ZM21 74H22V73H21ZM26 74H25V75H26ZM32 74H33V75H32ZM74 74H75V75H74ZM107 74H108V75H107ZM111 74L114 75V79H113V77H112ZM140 74H141V73H140ZM148 74H147V76H148ZM181 74H182V75H181ZM187 74H188V75H187ZM189 74H190V75H189ZM211 74H212V73H211ZM211 74H210V75H211ZM256 74H257V72H256ZM259 74H260V73H259ZM259 74H258L259 77H258L257 75H255V74H253V75H255V78H256V79H257V77H258V79H261V78L264 79V76L262 77V75L264 74V70H263V73H262V75H261V78H260V75H259ZM8 75H9V74H8ZM30 75H31V76H30ZM41 75H42V76H41ZM110 75H111V77H109ZM121 75H122V73H121ZM121 75H120V76H121ZM130 75L132 76L133 74L130 73L129 76H127V77H131ZM135 75H136V74H135ZM137 75H138V76H137L138 78H139V77H143V75H141V76H139V74H137ZM156 75H157V74H156ZM160 75H161V76H160ZM168 75H167V76H168ZM180 75H181V76H180ZM185 75H184V76H185ZM213 75H214V74H213ZM213 75H211V76H208V75H207V76H208V78H211V79H212V76H213ZM219 75H221V74H219ZM235 75H236V77H235ZM247 75H246V77H247ZM5 76H7V75H5ZM33 76H34V77H33ZM72 76H73V77H72ZM75 76H76V78H75ZM117 76H118V75H117ZM120 76H119V77H120ZM133 76H134V75H133ZM133 76H132V78H133ZM207 76H206V77H207ZM215 76H216V75H215ZM217 76H218V74H217ZM232 76H233L234 78L237 79V80L235 79V80H236V81H235L236 83L232 82L233 79H234V78H233V79L231 78ZM244 76H245V75H244ZM244 76H243V77H244ZM256 76H257V77H256ZM61 77H62V78H61ZM71 77H72V78H71ZM121 77H122V76H121ZM137 77H136V78H137ZM156 77H157V76H156ZM156 77L153 78V80L156 79ZM158 77H157V78H158ZM169 77H168V79H170ZM177 77H175V78H177ZM204 77H205V76H204ZM249 77H250V76H249ZM4 78H5V77H4ZM27 78H29V79H27ZM38 78H37V79H38ZM44 78H45V76H44ZM51 78L48 79V76H47V79H48V80H50ZM73 78H75V81H76V82L73 81V80H74ZM111 78H112V79H111ZM132 78H131V79H128V78H127V79H128L129 81L131 80V82H132V81H135V80H132ZM134 78H135V77H134ZM134 78H133V79H134ZM143 78H144V77H143ZM181 78H182V79H181ZM183 78H184V79H183ZM208 78H207V79H208ZM213 78H214V77H213ZM215 78H214V79H215ZM230 78H231V79H230ZM244 78H245V77H244ZM244 78H243V79H244ZM250 78H251V77H250ZM47 79H44V81L47 80ZM63 79H65L66 81H65V80L63 81ZM70 79L73 81V83H76L77 86H76L75 84H73L74 86H76V88H73V87H74L73 85H72L73 87H72V86H67V85H69V84H68V81L70 82ZM77 79H79V80H77ZM80 79H82L83 81H85V83L80 82ZM123 79H125V78H123ZM144 79H145V78H144ZM149 79H150V80H149ZM161 79H162V78H161ZM165 79H166V77H165ZM165 79H164V80H163V79H162V80L158 79V81H163V82H164L163 91H166V92H165L166 95H167V92H169L167 96H171V95H169V94H172V95H174V96L177 95V94H175L174 91H176V90L179 91V89L176 88V86H174V84L171 83V85H173V86L176 88V90H173V89H172L173 86H171V87H172V88H171V87L168 85V83H167L168 80L165 81ZM195 79H194V78H193V79H188V81H190V80H191V81H193V80L195 81ZM204 79H205V78H204ZM211 79H210V80H211ZM218 79H217V80H218ZM228 79L231 80V81H229L230 83L232 82L231 84L228 82ZM246 79H247V78H246ZM246 79H245V81L247 82ZM256 79H254V80L256 81ZM262 79H261V83L263 82ZM117 80H118V79H117ZM121 80H122V79H121ZM180 80H179V82H176V83L174 82V83L177 85L178 83H180ZM210 80H208V81H210ZM217 80L215 79L214 81H217ZM222 80H223V81H222ZM29 81H30V82L34 81V83L32 84V83H30ZM72 81H71V82H72ZM86 81H87V82H86ZM98 81H97L96 83H98ZM118 81H119V80H118ZM122 81H123V80H122ZM122 81H121V82H122ZM125 81H126V80H125ZM129 81H128L127 85L130 86ZM136 81H137V80H136ZM154 81H155V80H154ZM170 81H171V80H170ZM170 81H169V82H170ZM201 81H203V79H202ZM204 81H206V80H204ZM208 81H206L207 83L205 82V86H206V84H208ZM214 81H213V82H214ZM245 81H244V82H245ZM250 81H251V80H250ZM250 81H249V82H250ZM255 81H253V82H255ZM257 81H258V83H260L259 80H257ZM257 81H256V82H257ZM6 82H7V83H6ZM64 82L66 83V88H65V84H64ZM78 82H79V83H78ZM111 82H112V83H111ZM131 82H130V83H131ZM138 82H139V81H138ZM138 82H137V84H138ZM141 82H142V81H141ZM143 82H146V81H143ZM151 82H152V80H151ZM156 82H157V81H156ZM199 82H200V81H197V82H195V83H198V84H199ZM253 82H252L251 84H253ZM256 82H255V83H256ZM44 83H46V82H44ZM81 83H82V84H88V88H85L87 85H86L85 87H83L84 85H81V86H82V89L84 88L82 91H84V92H83V93H84L83 96L85 97L84 99H85L86 101H85V100H84V101H85L86 103H84V101H82V102L80 101V100H82L81 98L83 97L82 94H81L82 91L80 90V88H81L80 84H81ZM92 83H94V82H92ZM92 83H91V84H92ZM102 83H103V82H102ZM132 83H133V82H132ZM132 83H131V84H132ZM135 83H136V82H135ZM135 83L133 84V86L135 85ZM149 83H150V82H149ZM195 83H194V86H196V87H194V89H192V90H196L197 87H198L197 90H199V86H200V84L203 85V82H201V83L199 84V86H198L197 84L195 85ZM211 83H212V82H211ZM258 83H257V85H256V84H254V85H256V86L258 87V85H259ZM261 83H260V85H261ZM21 84H22V86H23V85L27 86V89H28V90L26 89L25 86H23V87L25 88V90H24V88L21 86ZM27 84H28V85H27ZM30 84H31V85H30ZM40 84H42V85H40ZM78 84H79V85H78ZM122 84H123V83H122ZM122 84H121V85H122ZM140 84H141V83H140ZM140 84H139V86H140ZM144 84H146V83H144ZM223 84H222V88L225 87ZM242 84H243V83H242ZM18 85H19V86H18ZM29 85H30V87H29ZM33 85H34V86H33ZM70 85H71V84H70ZM94 85H95V84H94ZM101 85L103 86V84H101ZM121 85H120V86H121ZM127 85L125 84L124 86L126 87ZM147 85H148V84H147ZM182 85H183V87L185 86L183 83H182ZM202 85H201L200 87L205 88V87L202 86ZM209 85H210V84H209ZM214 85H212V87H213ZM260 85H259V86H260ZM6 86H7V87H6ZM8 86H9V87H8ZM78 86H79V88H78ZM92 86H93V85H92ZM129 86H128V87H129ZM145 86H146V85H145ZM145 86H143V87H145ZM179 86L181 87V83L179 84ZM223 86H224V87H223ZM245 86H246V85H245ZM21 87H22V89L26 92V94H27V91H28V92L30 91L29 94L26 95V94L23 92V90H21V91H22L24 94L21 93L20 90H19V88L21 89ZM33 87H34V88H33ZM38 87H39V88H38ZM44 87H45V89H43ZM63 87H64L65 89H64ZM67 87H68V88H69V87H72L71 89H75V90H72V92H75V93H74V97L76 96V94H77V96H78V95H79L80 97L82 96L81 98H80L79 96H78V98L76 97V99H77V101H75L76 104H77V103L79 104V102H78V99H79V101H80V104H79V105H82L83 103H84V104H87V102L89 103V105H88L87 107H86L85 105H83V106H79V105H77V107H76V105H75V103H74V100H75V99H73L74 97H72V93L70 94L71 91H70ZM96 87H95V88H96ZM103 87H104V86H103ZM118 87H119V86H118ZM121 87L123 88V85H122ZM121 87H120L119 90H120V91H121V90L123 91V89H124V91H123L124 93H125V89H131V88H132V87L130 86L129 88L126 87V88L121 89ZM164 87H165V88H164ZM177 87H178V86H177ZM192 87H193V86H192ZM206 87H207V86H206ZM210 87H211V85H210ZM212 87H211V90H212ZM242 87H244V84H243ZM246 87L248 88V86H246ZM257 87L254 88V86H253L254 89H256ZM3 88H4V90H5L6 92H7V91L9 92L10 89H11L10 92L13 91L12 93H13L14 97L9 96L10 93H9V95H8L9 97L12 98V99H11L12 101H11L10 98L7 96V94L5 95V93H6L5 91H4V94H2V93H3V90H2ZM9 88H10V89H9ZM30 88H31V89H30ZM77 88H78V89H77ZM101 88H102V87H101ZM107 88H104V90L106 91ZM139 88H140V87H139ZM146 88H147V86H146ZM185 88H186V87H185ZM185 88H182V92H183V93L181 92L182 94L187 93V92H190V93H189L190 95H192V96L195 95L194 97H191L189 94H186V98H185V97H184V98H185L186 101L191 100V102H193V103L188 102V104H189V103H191V104H189V106H188L187 109H188V112L191 111V112L194 113L197 117H196V119H194V118L192 119L191 117H189L190 115H189V116H186V113H183V116H184V114H185V118H189V120L192 119V121L194 122L195 125H196L195 120H198V119L201 117L200 114H202V116L204 115L206 118L209 116V119H210L212 113H211V114L209 113L210 115H209V114L207 115L206 113H204L205 111H202V112L200 111V109H201L203 106L210 104L209 101H208V103H205V102H207V101H206V98H207V100H208V96H207V97L205 96V97H204L205 100H203V101H205V102H202L203 95H207L206 92H205V94H204V90H203V95L200 96V95H201V94H200V95L198 96L199 93L197 94V93H196L197 91H194V92H193V91L191 90V91H192V93H191V91H189L190 89H189L188 91H187V89H186V91H187V92H186V91H185ZM195 88H196V89H195ZM203 88H202V89H203ZM208 88H209V87H208ZM208 88H207V89H208ZM240 88H241V87H240ZM251 88H252V87H251ZM8 89H9V90H8ZM15 89H16V90H15ZM39 89H40V90H39ZM47 89H49V88H47ZM47 89H46V90H47ZM67 89H68V90H67ZM76 89H77V90H76ZM90 89H91V88H90ZM112 89H113L114 91H113ZM115 89H116V90H115ZM136 89H137V87H136ZM136 89H134V87H133V89L131 90V92H133V90L136 91ZM141 89H142V88H141ZM157 89H158V87H157ZM164 89H166V90H164ZM183 89H184V90H183ZM200 89H201V88H200ZM225 89L227 90V88H225ZM228 89H230V88H228ZM236 89H237V88H236ZM236 89H235L234 91H236ZM241 89H242V88H241ZM260 89H261V88H260ZM14 90H15V91L18 90V92H15ZM63 90H65V91H63ZM66 90H67V91H66ZM79 90H80L81 92H80ZM102 90H103V89H102ZM139 90H140V89H139ZM139 90H137V91H139ZM142 90H144V89H142ZM180 90H181V89H180ZM205 90H206V89H205ZM208 90H209V89H208ZM211 90H210V91H211ZM215 90H216V89H215ZM219 90H220V88L218 87V90H216V92L219 91ZM221 90L223 91V89H221ZM230 90H232V89H230ZM244 90H245V89H244ZM244 90L242 89V92H243ZM247 90H248V89H247ZM247 90H246V91H247ZM256 90L258 91V89H256ZM1 91H2V92H1ZM47 91H49V90H47ZM69 91H70V92H69ZM76 91H77L78 93H77ZM122 91H121V93H123ZM126 91H127V90H126ZM128 91H129V92H126V93H128V94H127V98L129 97L128 95H129V93H130V90H128ZM135 91H134L133 93L137 94V91H136V92H135ZM159 91H161V90H159ZM159 91H158V92H159ZM184 91H185V92H184ZM212 91H214V87H213V90H212ZM222 91L220 92V93H221L220 96L222 95ZM224 91H225V90H224ZM227 91H228V90H227ZM246 91H244V93H245ZM249 91H252V89H250ZM259 91H260V90H259ZM261 91H262V90H261ZM14 92H15V93H14ZM40 92H41V93H40ZM59 92H60V94H59ZM63 92H65V94H63ZM67 92H69V93H67ZM79 92H80V94H79ZM86 92H87V91H86ZM88 92H91V91H88ZM108 92H109L110 96L114 95V97L116 98V101L119 99V103H120V104H119V103H117V104H113L114 102H116V101H114V98H112V100H113L114 102H112V101L110 100V101L112 102V103L110 104L109 99H111V97H109V98L107 97ZM143 92H144V91H143ZM143 92L141 93V92L139 91V94H140V93L143 94ZM200 92L202 93V90H200ZM208 92H209V91H208ZM216 92H215V93H216ZM229 92H230V91H228V92H226V93H229ZM242 92L240 91V93H242ZM253 92H254V91H253ZM253 92H252V93H253ZM12 93H11V95H12ZM20 93H21V95H20ZM31 93H32V94H31ZM111 93H112V95H111ZM176 93H177V92H176ZM194 93H196V94H194ZM211 93L213 94V92H211ZM231 93H232V92H231ZM233 93H234V92H233ZM248 93H249V92H248ZM252 93H251V94H252ZM255 93H256V92H255ZM257 93H258V92H257ZM22 94H23V95H22ZM34 94H35V95H34ZM47 94H48V95H47ZM58 94H59V95H58ZM61 94H63V95L61 96ZM66 94H68V95L66 96ZM87 94H88V93H87ZM91 94H92V93H91ZM101 94L104 95V96H103L104 98H105V96H106L105 99H108V101L105 100V99L102 97ZM109 94H108V95H109ZM144 94H145V92H144ZM182 94H181V95H182ZM246 94H247V92H246ZM259 94H260V96H261V93H259ZM19 95H20V96H19ZM25 95H26L27 97H26ZM31 95H32V96H31ZM33 95L36 96V97H38V98L34 97ZM70 95H71L70 98H71V100L73 99V101H71L70 98H69V101H71V102L74 103V104H71V102L69 103L68 100H67V101L65 100V102H68V103H65L64 100H63V97H64V99H65V98L68 99L67 97L70 96ZM115 95H117V96H115ZM118 95H119V96H118ZM137 95H138V94H137ZM210 95H211V94H210ZM214 95L216 96L217 94H214ZM223 95H225V94H223ZM226 95H227V94H226ZM232 95H233V94H232ZM242 95H243V94H241V96H242ZM248 95H250V94H248ZM248 95L246 96V98L248 97ZM256 95H257V94H256ZM18 96H19V97H18ZM29 96H31V97H29ZM58 96H60L59 98H61V99H60L61 102H60V100H57V99H58V98H57ZM86 96L88 97V95H86ZM89 96H90V94H89ZM141 96H142V95H141ZM174 96H173V97H174ZM177 96L179 97V92H178V95H177ZM189 96H190V97H189ZM217 96L219 97V95H217ZM230 96H231V94H230ZM243 96H244V95H243ZM252 96H254V95H251V98H252ZM15 97H16L17 100H16V99L14 100ZM17 97H18V98H17ZM20 97H21V98H20ZM28 97H29V98H28ZM32 97H34L33 100H32ZM101 97H102V98H101ZM117 97H119V98H117ZM131 97H132V96H131ZM135 97H136V96H135ZM139 97H140V95H139ZM139 97H138V98H139ZM182 97H183V96H182ZM187 97H188V98H187ZM196 97H198V98H196ZM201 97H202V98H201ZM211 97H213V95H212ZM211 97L209 96V98H211ZM218 97H217L216 99H218ZM234 97H235V96H234ZM262 97H263V96H262ZM5 98H6V99H5ZM49 98H50V99H49ZM90 98H91V97H90ZM97 98H96V99H97ZM138 98H136V99L134 98V100L136 101ZM180 98H181V96H180ZM180 98H178V99H180ZM195 98H196V99H200V98H201L200 101H199V100H198V101L201 102V103H204L205 105L202 104L203 106L201 105V107H200V106H197V107H196V105H197L198 102H197V100H196ZM204 98H203V99H204ZM221 98H223V97H221ZM224 98H226V97H224ZM224 98H223V100L220 99V101H222V102L225 101ZM227 98H228V101H226V102H229V100H231L233 97H232L231 99H229L230 97H227ZM23 99H24V100H23ZM30 99H31V100H30ZM35 99H36V101H38L39 104L35 101ZM99 99H100V100H99ZM102 99H103V100H102ZM128 99H129V98H128ZM170 99L173 100L172 98H170ZM178 99H176V96H175L174 101L176 100V104H177V106L179 105V104H178L179 102L177 103V100H178ZM192 99H195V100L193 101ZM216 99H215V100H216ZM242 99H244V98H242ZM253 99H255V100H259V102H261V101H260V98L258 99V96H256L255 98H252V100H253ZM9 100H10V101H9ZM13 100H14V101H13ZM19 100H20V101H19ZM180 100H181V99H180ZM180 100H179V101H180ZM182 100H183V99H182ZM209 100H211V99H209ZM215 100H214V102H215ZM226 100H227V99H226ZM245 100H246V99H245ZM255 100H254V102H255ZM261 100H262V99H261ZM6 101H7V102H6ZM22 101H23V102H22ZM31 101H32V102H31ZM33 101H34V102H33ZM52 101L50 102L51 104H53ZM93 101H92V102H93ZM99 101H100V102H99ZM101 101H102V102H101ZM103 101H105V102H103ZM106 101H107V102H106ZM121 101H122V103H121ZM123 101H124V102H123ZM126 101H127V103H129L128 101H130V103H129V104H126V103H125ZM142 101H144V100H142ZM162 101H163V100H162ZM186 101H185V102H186ZM195 101H196L197 103H196ZM211 101H212V100H211ZM220 101L217 102V106H216V104H215L214 107L216 106L215 108H216V109L218 108V110H219L220 108L223 107V108H222L223 110L221 109V111L224 112L225 109H226V111H227V109L229 108V107H228L229 104H227L228 106H226V104H225V106H223L222 104H224V102L221 103ZM248 101H249V100H248ZM12 102H13V103H12ZM29 102H30V103H34V104L31 105ZM46 102L48 103L49 106L46 104ZM117 102H118V101H117ZM136 102H137V101H136ZM165 102H166V101H165ZM167 102H169V100H167ZM182 102H183V101H182ZM182 102H180V103H182ZM194 102L196 103V105H195ZM212 102H213V101H212ZM212 102H211V103H212ZM226 102H225V103H226ZM241 102H242V101H241ZM241 102H240V103H241ZM251 102L253 103V101H251ZM26 103H27V106H28V103L30 104V107L28 106V108H29L30 111H29L28 109H26V108H27ZM60 103H61V104H60ZM81 103H82V104H81ZM99 103H100V104L103 103V104H101V106H100ZM137 103H138V102H137ZM139 103H140V102H139ZM141 103H142V106H141V107H143L144 103H143V102H141ZM141 103H140V105H141ZM174 103H175V102H174ZM240 103H239V104H240ZM242 103H243V102H242ZM246 103H247V101H246ZM246 103H243V104L246 106ZM37 104H38V105H37ZM40 104H41L42 106H41ZM54 104H53V106H55ZM63 104H64V105H63ZM70 104H71V106H70ZM97 104H98V105H97ZM106 104H108V105H106ZM134 104L132 105L133 107L130 106V105H129V106L132 107V108H134V106L136 105V104H135V105H134ZM160 104H162V103H160ZM167 104H169V103H166V105H167ZM176 104L174 105L175 108H177V107H176ZM199 104H200V103H199ZM199 104H198V105H199ZM213 104H214V103H213ZM220 104H221V105H220ZM243 104H242V108L244 109ZM261 104H262V102H261ZM18 105H19L20 107H19ZM24 105H25V106H24ZM66 105H67L68 107L70 106L71 108H67ZM72 105H73V106H72ZM102 105H103V106H102ZM121 105H120V106H121ZM146 105H149V104L146 103ZM166 105H162V106H163V107H166ZM170 105H171V106H170ZM170 105H167V106L170 107V109H173L171 101H170ZM182 105H183V104H182ZM186 105H187V104H186ZM210 105H211V104H210ZM210 105H208V106L211 107L212 105H211V106H210ZM218 105H219V106H222V107L219 108ZM230 105H231V104H230ZM237 105H238V104H237ZM252 105H253V104H252ZM255 105H256V104H255ZM23 106H24V109H22ZM53 106H51V108L54 109ZM104 106H105V107H104ZM106 106H107V107H106ZM127 106H124V108L127 107ZM136 106H137V105H136ZM136 106H135V107H136ZM158 106H159V105H158ZM160 106H161V105H160ZM184 106H185V104H184ZM190 106H192V107H190ZM233 106H234V105H233ZM250 106H251V105H250ZM259 106H260V105H259ZM262 106H263V105H262ZM262 106H261V107H262ZM39 107H40V108H39ZM82 107H85V108H82ZM92 107H91V108H92ZM100 107H102V109L104 108V109H103L104 111H103L102 109H100ZM113 107H114V108H113ZM121 107H122V106H121ZM130 107H129V108H130ZM138 107H140V106H137V108H138ZM152 107H153V106H152ZM178 107H179V106H178ZM182 107H183V106H182ZM185 107H187V106H185ZM225 107H226V108H225ZM227 107H228V108H227ZM238 107H239V105H238ZM248 107H249V104H248L247 108H248ZM252 107H253V106H252ZM6 108H7V109H6ZM38 108H39V109H38ZM79 108H81V109H79ZM93 108H92V109H93ZM106 108H107V109H106ZM111 108H112V110L114 109V111H115V109H116V110L118 109L117 111H121V113H120V112H117V111H115V112H114V111H111ZM122 108H123V107H122ZM144 108L147 109V106H146V107L144 106ZM144 108H142V109H143V110H146V109H144ZM150 108H151V107H149L148 109L151 110ZM153 108H154V107H153ZM156 108H157V107H156ZM158 108H159V107H158ZM175 108H174V109H175ZM183 108H184V107H183ZM189 108H190V109H189ZM193 108H195V109H194L195 111H193ZM198 108H199V109H198ZM205 108H207V107L202 108V110H203V109L205 110ZM215 108H214V109H215ZM255 108H256V107H254L253 109H255ZM257 108H259V107H257ZM16 109H17V110H16ZM25 109L28 110V111H26ZM84 109H85L86 112L84 111ZM127 109H128V108H127ZM127 109H126V110H127ZM130 109H131V108H130ZM139 109H140V108H139ZM139 109H137V110H139ZM148 109H147V110H148ZM161 109H163V108H161ZM174 109H173V110H174ZM197 109H198V110H197ZM214 109H213V111H214ZM231 109H232V107H231ZM231 109H229V110H231ZM248 109H250V108H248ZM248 109H247V110H248ZM4 110H7V112L5 111L7 114L4 112ZM20 110H21V111H20ZM77 110H78V111H77ZM79 110H81V111H79ZM97 110H98V111H97ZM105 110H107L108 112L105 111ZM124 110H125V109H124ZM124 110H123V111H124ZM126 110H125V112H126ZM135 110H136V108H135ZM149 110H148V111H149ZM152 110H153V109H152ZM152 110H151V113H153ZM175 110L177 111L178 109H175ZM175 110H174V111H175ZM184 110H185V109H184ZM208 110H209V109H208ZM244 110L247 111L246 109H244ZM260 110H261V109H260ZM260 110H259V111H260ZM22 111H23V112H22ZM32 111H31V112H32ZM49 111L53 112L54 110L51 109V110H49ZM59 111H60V113H59ZM61 111H62V112H61ZM83 111H84V112H83ZM90 111H91V110H90ZM90 111H89V113H90ZM110 111H111V112H110ZM128 111H129V110H128ZM128 111H127V114H129ZM180 111H181V110H180ZM182 111H183V110H182ZM199 111H200V112H199ZM216 111H217V110H216ZM219 111H220V110H219ZM226 111H225V112H226ZM241 111H242V110H241ZM250 111H251V110H250ZM253 111H254V110H253ZM253 111H252V112H253ZM261 111H262V113H263V110H261ZM24 112H25V115H27V116H26V118L23 120L21 116H22V115L24 116ZM105 112H106V113H105ZM129 112H130V111H129ZM138 112H139V111H138ZM184 112H186V110H185ZM197 112H198V113H197ZM207 112H208V111H207ZM210 112H211V111H210ZM228 112H229V111H228ZM228 112H227V113H228ZM248 112H249V110H248ZM252 112H251V113H252ZM36 113H38V114H36ZM91 113H90V115H91V117H92V114H91ZM95 113H94V114H95ZM102 113H103V114H102ZM104 113H105V114H104ZM130 113H131V112H130ZM145 113H146V112H145ZM148 113H150V112H148ZM151 113H150V114H151ZM173 113H174V112H173ZM176 113H179V111H177ZM176 113H174V114L176 115ZM214 113H215V111H214ZM217 113H218V112H217ZM219 113H220V112H219ZM227 113H226V114H227ZM249 113H250V112H249ZM251 113H250V114H251ZM258 113H259V112H258ZM260 113H261V112H260ZM5 114H6V115L9 114V115H11V116L13 115L14 118H13V117L10 118L11 116H9V118L7 117L8 119H6ZM16 114H19V115L16 116ZM48 114H49V112L47 113V115H48ZM77 114L79 115V117H78ZM96 114L94 115L95 117L93 116L95 119H96V116H97V115L99 116V114H97V115H96ZM107 114H109L108 117H106ZM111 114H112V113H111ZM131 114H133V113H131ZM134 114H135V113H134ZM134 114H133V115H134ZM137 114H138V113H137ZM141 114H142V113H141ZM150 114H149V115H150ZM154 114H155V112H154ZM179 114H180V115H179ZM179 114H178V116H181V115H182V113H179ZM187 114H188V113H187ZM189 114H190V113H189ZM197 114H198V115H197ZM224 114H225V113H224ZM242 114H243V112H242ZM244 114H246V113H244ZM247 114H248V113H247ZM250 114H249V115H250ZM255 114H257V112L254 113L253 115H255ZM20 115H21V116H20ZM62 115H63V116H62ZM66 115H67V116H66ZM83 115H84V114H83ZM87 115H88V114H87ZM90 115H89V117H90ZM112 115H114V114H112ZM122 115H123V117H124V112H123ZM151 115H152V114H151ZM151 115H150L149 117H153V116H151ZM218 115H219V114H218ZM259 115H261V114H259ZM263 115H264V114H263ZM15 116L17 117V119H16ZM45 116H46V117H45ZM68 116H69V118H65V117H68ZM98 116H97V120L94 121L95 124L92 123V124H94L93 126L96 127V126L101 122L100 119H102V123H100V124H101V125L103 124L104 126L102 125V129H101V130L105 131L107 128L110 129V127H111V126H109L110 123L108 124L109 120L107 119V120H108L107 122H106V120L103 121V118H100V116H99V117H98ZM125 116H126L128 122H129V121L132 119V117H133V116H132L131 118L129 117V119H128V117H127L126 114H125ZM136 116L139 117V115H136ZM140 116H142V115H140ZM178 116H177V117H178ZM191 116H192V117H195L193 114H191ZM199 116H200V117H199ZM225 116H226V115H225ZM243 116L245 117V115H242V117H243ZM255 116H256V115H255ZM257 116H258V115H257ZM84 117H85V116H84ZM86 117H88V116H86ZM116 117H113V118L116 119ZM134 117H135V116H134ZM134 117H133V120H134ZM147 117H148V116H146V119H144V118H143V119H144L145 121H148L149 119L147 120ZM149 117H148V118H149ZM198 117H199V118H198ZM217 117L219 118V116H217ZM217 117H216V119H217ZM222 117H223V116H222ZM222 117H221V118H222ZM228 117H229V115L227 114L226 118H228ZM1 118H0V120H1ZM19 118H21V119L18 120ZM23 118H24V117H23ZM29 118H30V117H29ZM75 118H76V119H75ZM98 118H100V119L98 120ZM113 118L110 117V120L113 121V120H112ZM121 118H122V117H121ZM126 118H125V119H126ZM140 118H141V117H140ZM171 118H172V115H171ZM173 118L175 119L176 116H175V117L173 116ZM173 118H172V119H173ZM179 118H180V117H179ZM181 118H182V116H181ZM181 118H180V119H181ZM185 118H184V119H185ZM206 118H204V119H206ZM226 118H225V119H226ZM245 118H246V117H245ZM245 118H242V120H243L242 122L244 123V121H246L245 123H246V125H247L248 120H246L247 118H246V119H245ZM259 118H260V117H259ZM263 118H264V117H263ZM65 119H66V120H65ZM87 119H88V118H87ZM89 119H90V118H89ZM95 119H94V120H95ZM115 119H114V120H115ZM135 119L137 120L138 118H135ZM143 119H141V120L143 121ZM174 119H173L172 121H174ZM176 119H177V118H176ZM180 119H177V120L179 121ZM201 119H202V117H201ZM216 119H215L214 121H217ZM225 119H224L223 122H227V121H228V120L226 121ZM244 119H245V120H244ZM249 119H250V118H249ZM253 119H256V118L254 117ZM13 120L15 121V124H14V121H13ZM21 120H22V122H21ZM46 120H47L48 122H47ZM53 120H54V119H53ZM67 120H68V122H67ZM69 120H70V121H69ZM79 120H80V121H79ZM81 120H83V122H82ZM119 120H121V119H119ZM119 120H117V121H119ZM127 120H126V121H127ZM139 120H140V119H139ZM141 120H140V121H141ZM153 120L156 121L155 118L150 119L151 122H152ZM169 120H170V117L167 118V121H166L168 124H169V122H168ZM202 120H203V119H202ZM251 120H252V119H251ZM11 121H12V122H11ZM16 121H17V122H16ZM25 121H24V125H27ZM32 121H31V122H32ZM50 121H51V120H50ZM65 121H66V122H65ZM76 121H78L79 124H78V123H75ZM89 121H90V120H89ZM92 121H93V120H92ZM97 121H100V122H97ZM117 121H116V122L114 121V122L116 123V125H119V124H117V123H122V122H123L122 120H121L122 122H117ZM124 121H125V120H124ZM142 121H141V122H142ZM150 121H149V122H150ZM172 121L170 122V124L172 123ZM178 121H177V123H178ZM182 121H184V120H182ZM185 121H186V119H185ZM185 121H184V122H185ZM192 121L190 120V123H192ZM200 121H201V120L199 119V122H200ZM203 121H204V120H203ZM207 121H210V120H207ZM212 121H213V118L211 119V121H210L209 123H213ZM81 122H82V124H81ZM85 122H86V121H85ZM87 122H88V121H87ZM96 122H97L98 124H97ZM103 122H104V123H103ZM138 122H139V121H138ZM151 122H150V123H151ZM153 122H154V121H153ZM156 122H158V121H156ZM156 122H154L155 125H152L153 123L151 124L152 128H154V129H156V125H158ZM164 122H165V121H164ZM164 122H163V124L166 125L167 123H164ZM179 122H180V121H179ZM199 122L197 121V123H199ZM201 122H202V121H201ZM204 122L207 124L206 121H204ZM221 122H222V120L219 121V122H214V123H216V124L219 123V126H220V123H221ZM253 122L255 123V121L252 120L251 126H252ZM256 122H257V121H256ZM260 122L264 125V120L262 121V119H261V120L258 121L257 123H260ZM2 123H3V122H0V126H1ZM27 123H28V122H27ZM29 123H30V122H29ZM45 123H46V124H45ZM49 123H50V125H49ZM52 123L54 124V121H53ZM68 123H69V124H68ZM73 123H75V124H73ZM88 123H89V122H88ZM112 123H113V122H111V125H112ZM125 123H127V122H125ZM125 123H123V124H125ZM130 123H131V122H130ZM174 123H175V122H174ZM181 123H182V122H180V126H183L184 123H183V124H181ZM185 123H187V125H188V129H187V130H182V129H181L182 127L179 128V127H178V124H176V125H177V127H178V128H177L178 130L181 129V130L184 131V132L186 131L185 133L187 134L188 130L190 129V128H189V124H188L189 121H186ZM245 123H244V125H245ZM261 123H260V124H261ZM13 124H14V125H13ZM39 124H40V123H39ZM55 124H56V122H55ZM64 124H65V125H64ZM66 124H67V125H66ZM76 124H78V125H76ZM105 124H107V126H105ZM132 124H134V122H133ZM132 124H130V125L132 126ZM137 124H139V123H137ZM145 124L147 125V122H145ZM170 124H169V126H170ZM172 124H173V123H172ZM199 124H200V123H199ZM203 124H204V123L200 124V125H201V128L206 127L205 124H204L205 126H202ZM222 124H223V123H222ZM222 124H221V125H222ZM260 124L258 125V124L255 123L256 126L258 125V126H257L258 128H261V127H260ZM3 125H4V123H3ZM18 125H19L18 128H19L20 130H21V128H23V127H24V129L26 128V126L20 127V124H18ZM30 125H32V124H30ZM30 125H29V126H30ZM40 125H41V124H40ZM40 125H38L39 128L37 127L38 130L41 129V126H40ZM81 125H82V127H81ZM95 125H96V126H95ZM101 125H98L96 128H98V127L101 128ZM113 125L115 126V124H113ZM146 125L143 126V125L141 124L140 127H139V125H137V126L139 127V129H136V130L134 129L133 126H132V127H133V129H134L135 131L138 130V132H141L140 128L142 129V128L145 127ZM165 125H164V126H165ZM173 125H174V124H173ZM176 125H175V126H176ZM187 125L184 124V126H186V127H187ZM192 125H193V123H192ZM209 125H212L211 127H214L213 124H209ZM224 125H226V124H224ZM14 126H16V127L14 128ZM29 126H27L28 129L26 128L25 130H29V131L31 130V131H32V134L35 133V135H37V134H36V133H38V130H36L37 128L35 129L36 132H35V131L33 132L34 127H32V128H33V130H32L31 127H29ZM34 126H35V125H34ZM43 126H42V127H43ZM65 126H66L67 129H70V130H66ZM67 126H68V127H67ZM78 126H79L80 128H82V129H80ZM120 126H121V125H120ZM120 126H119V127L117 126L118 129H119V128L121 129ZM135 126H136V124H135ZM137 126H136V127H137ZM142 126H143V127H142ZM147 126H148V125H147ZM147 126H146V127H147ZM151 126H150V127H151ZM153 126H155V127H153ZM166 126H168V125H166ZM166 126H165V127H166ZM198 126H199V125H198ZM216 126L219 127L218 124H217ZM227 126H228V125H227ZM247 126H248V125H247ZM249 126H250V120H249ZM8 127H9V126H8ZM8 127L6 128V130L8 129ZM47 127H46V128H47ZM69 127H71V128H69ZM72 127H73V128H72ZM88 127H89V128H87V126L85 127L86 130H88V132L85 131L84 133H89V131H90V133H91L92 135H90V133H89L88 135H86V134H85V135H86V136H89V135H90L91 137L89 136V139L91 138V139H93V140H92V142H91V141H89V142H90V143H94V142H96V144H97V148H98V142L100 143L101 140L99 141V139H98V141H97L96 138H97V137L99 138V136H97V137H95V136L98 135V134L96 133L95 136H93L94 133H92L91 130H89V129L92 128V127H90V126H88ZM103 127H107V128L104 130ZM124 127H126V124L122 127V129H121V131H120V134H119V135L121 136V138H120L121 140L124 138V137H122V135H123L122 133H124V131L122 132V130L125 129ZM127 127H129V124H128ZM132 127H131V128H132ZM138 127H137V128H138ZM171 127H172V125L170 126V128H171ZM208 127H209V126H208ZM217 127H216V128H217ZM221 127L224 128L225 126L222 125ZM221 127H219L218 129H220ZM228 127H229V126H228ZM253 127H254V130L256 129V131H254V133H255V132H260L258 128H255L254 124H253ZM1 128H4V127L2 126V127H0V129H1ZM51 128H52V126H51ZM51 128H49V129L51 130ZM55 128H53V129H55ZM113 128H114V127H113ZM115 128H116V126H115ZM166 128H167L168 130H167ZM166 128H165V129H166V133H167V132L169 131L170 128H169V127H166ZM173 128H174V126H173ZM173 128H171L170 130H172ZM183 128H184V127H183ZM201 128H200V129H201ZM223 128L221 129V132H220V130H219L220 135H222L221 133H222V131H223ZM226 128H227V127L224 128V131H226V130L228 131V129H231V128H228V129H226ZM246 128H247V127H246ZM10 129L12 130V127H10ZM64 129H65V133H64ZM72 129H74V130H72ZM77 129H78L79 131H78ZM93 129H95V128H93ZM109 129H108V130H109ZM118 129L116 128V130H118ZM120 129H119V130H120ZM133 129H131V130H133ZM154 129H150V130H153V131H154ZM159 129H161V127H159ZM163 129H164V128H162V130H163ZM165 129H164V130H165ZM184 129H186V128H184ZM200 129H199V130H200ZM203 129L206 130V128H203ZM210 129L212 130V128H210ZM218 129H216V130H218ZM248 129H249V128H248ZM261 129H262V132H264L263 126H262ZM2 130H5V129H2ZM11 130L8 129V131H11ZM17 130H18V129H17ZM20 130H18V131H19L18 134L21 133V137L24 136V138H25V135H26V134L30 135L29 133H31V131H30V132H28V133H26V134L23 135V131H25V130H23V131H20ZM42 130H43V129L39 130V133H40V131H42ZM44 130H47V129H45V126H44ZM44 130H43V132H46V131H44ZM62 130H63V131H62ZM99 130H100V129H99ZM125 130H127V131H126L124 134H126L127 137L130 136L131 134H130L129 132H130L131 130H130L129 132H128L129 129L126 128ZM134 130H133V132H134ZM139 130H140V131H139ZM143 130L145 131V128L142 129V131H143ZM148 130H149V128L147 127L146 131L148 132ZM150 130H149V131H150ZM156 130H157V129H156ZM156 130H155V131H156ZM173 130H174L175 132L178 131V130L176 131L175 129H173ZM173 130H172V131H173ZM190 130L193 131V130H195V129H194V127H191ZM196 130H198V127H196ZM199 130H198V131H199ZM205 130H203L202 133H201V131H199L200 134L198 133V131H197V133H198L199 135H201V134L203 135ZM207 130L209 131V129H207ZM214 130H215V127H214ZM250 130L252 131L253 128H252V129L250 128L249 131H250ZM257 130H258V131H257ZM47 131H48V130H47ZM52 131H54V130H52ZM55 131H56V130H55ZM68 131H69V132H68ZM77 131H78V132H77ZM94 131H95V130H94ZM94 131H93V132H94ZM110 131H111V130H110ZM160 131H161V130H160ZM174 131H173V133H174ZM182 131H181V132H182ZM192 131L188 132V134L191 135V137H189L190 139L188 138L187 140H191V142H192V140H194L195 142L193 141L192 143L198 144V143H196V140H195V139H197V137H198V139H199V135H198L197 133H196V135H194V133H195L196 131H195V132H192ZM208 131H206V133H205V135H204L205 137L203 136V137H204L203 139H205V138L207 139L206 135L209 136L212 132H214L213 130H212L211 133H209ZM224 131H223V132H224ZM227 131H226V132H227ZM231 131H235V129L232 128ZM0 132H1V131H0ZM4 132L6 133V131H4ZM4 132H3V133L1 132L0 134H3V135H6V134H7V135H6L7 138H8V137H9V138L11 137V139H12V138H14L13 136H15L14 134H13V136H10V135H9L10 133H11V135H12V131H11L10 133L8 132V133H6V134H5ZM66 132L68 133L67 136L65 135ZM70 132H71V133H70ZM72 132H73V133H72ZM99 132H100V131H99ZM107 132H109V131H107ZM112 132H113V131H112ZM127 132H128V134H127ZM131 132H132V131H131ZM133 132H132V134H133ZM150 132H151V131H150ZM150 132H149V134L152 135ZM169 132H170V131H169ZM169 132H168V133H169ZM226 132H224V133L226 134ZM229 132H230V131H229ZM262 132H260L261 134H260V133H256V134H258V137H257V138H259V139L262 140V142H263V137H264V136H262V139H261V135H263ZM104 133H105V132H104ZM114 133H115V132H114ZM134 133H135V132H134ZM142 133H143V132H142ZM155 133H156V132H155ZM159 133H160V134H161V133L166 134L165 132H162V131L159 132ZM159 133H156V135L159 134ZM173 133H169V134H173ZM179 133H180V132H179ZM190 133H191V134H190ZM207 133H209V135H208ZM227 133H228V132H227ZM232 133H233V132H232ZM232 133H229V134L234 135V134H232ZM234 133H235V132H234ZM239 133H240V132H239ZM239 133H238V134H239ZM15 134H16V133H15ZM40 134H41V133H40ZM40 134H38V135H40ZM45 134H46V133H45ZM116 134H118V131H117ZM129 134H130V135H129ZM136 134H137V132H136ZM136 134H135V137H134V135H133L132 137H134V138H137V137H138V139H139L138 141H139V142H141V141L143 142V140H144V143L147 144L146 142H148L149 140H150V142H151V140H152V139L150 138L151 136H150L149 134H148L147 136H143V135H145L146 133H145V134L143 133L142 135H141V134H140V135L138 134V135L141 136V137H142V136H143V137H146V140H147V138L149 137L150 139L148 138L147 141H146L145 139H142L141 137L137 136ZM153 134H154V133H153ZM160 134H159V136H160ZM169 134H167V135L171 137L172 135H169ZM174 134H175V133H174ZM174 134H173V135H174ZM181 134H183V133H181ZM181 134H180V135H181ZM188 134L186 135V137L189 136ZM192 134H193V135H192ZM212 134H213V133H212ZM217 134L219 135V133H217ZM229 134H227V135H229ZM238 134H237V136H238ZM241 134H242V132H241ZM241 134H240V138L244 135V133L242 134V136H241ZM251 134H252V133H251ZM259 134H260V135H259ZM38 135H37V136H38ZM42 135L44 136V134H42ZM47 135H45V136H47ZM70 135H71V136H70ZM79 135H80V134H79ZM114 135H115V134H112V133H111V136H112V137H114ZM175 135H176V134H175ZM178 135H179V134H178ZM184 135H185V134H184ZM202 135H201V136H202ZM218 135H217V136H218ZM223 135H224V134H223ZM223 135H222L221 137H223ZM227 135H226L225 137H226V139H229V138H227V137H228ZM6 136H5V137H6ZM16 136L18 137V135H16ZM26 136H27V135H26ZM31 136H32V135L27 136V137L30 138ZM45 136H44V137H45ZM76 136H77V137H76ZM102 136H104V137L107 138V136H105V134H103ZM111 136H110V134H108V139H109V137H110V139H109L110 142L113 141V140H115V141L117 140L118 143L121 142L120 140H118L119 137H117L116 139H114L116 136H115L114 138H112L113 140H111ZM117 136H118V135H117ZM124 136H125V135H124ZM136 136H137V137H136ZM153 136H154V138L157 137V136H155V135H153ZM163 136H165V135H163ZM194 136H195V138H192V137H194ZM201 136H200V137H201ZM212 136H213V135H210V137H212ZM214 136H215V135H214ZM235 136H236V134H235ZM237 136H236V137H237ZM244 136H245V135H244ZM259 136H260V137H259ZM3 137H4V136H3ZM5 137H4V139H5ZM21 137H18V138L16 139V140L18 141V143L22 141V139H19V138H21ZM39 137H41V136H39ZM39 137H37V138H39ZM66 137H68V138H66ZM70 137H71V139H70ZM72 137H73V139H72ZM79 137H80V136H79ZM83 137H84V134H83ZM92 137H93V138H92ZM94 137H95V138H94ZM127 137H125V138L127 139ZM132 137H130V138H132ZM165 137H166V136H165ZM165 137H164V138H161V140H164V142H166L165 140H168V138H165ZM173 137H174V136H172L171 139H173ZM221 137H220V138H221ZM225 137H224L223 139H225ZM229 137L231 138L232 136H229ZM233 137H234V136H233ZM24 138H23L24 141H25V139H26V141L28 140V142H26V145H27L28 147L31 148V145L29 146V144H27V143H29V142L31 143L32 140H31V139H28V138H25V139H24ZM37 138H36V139H37ZM75 138H76V139H75ZM85 138H86V137H85ZM85 138H84V139H85ZM106 138H105V139H106ZM125 138H124V141H123V142H124V143H123L124 145H122V146H123L122 149H123V148L125 149L124 146L127 145L128 142H129V143H131V142L133 143V142L137 141V140H135V139H133L132 141H131V140L129 141V140L127 139L128 141H127V143H126V142H125V141H126ZM130 138H129V139H130ZM140 138H141L142 140H140ZM152 138H153V137H152ZM179 138H180V136H179ZM179 138L176 137V140L178 139L179 142L182 140L181 142H182L183 145L185 144V143H183V142H185V141H186V144L188 143L187 140H185L186 138L183 137V135H182V139L180 138L181 140H180ZM183 138H185V139H183ZM191 138H192V139H191ZM213 138H216V136L213 137ZM213 138H212V142L215 141V140H213ZM218 138H219V137H218ZM240 138H239V140H241ZM242 138H243V137H242ZM0 139H3V138L1 137ZM11 139H9L10 141H9L8 139L5 140V141L10 142V144L13 143V146H12V144H11V146H10L9 148L11 149V147H14L15 150H16V152L18 151L17 149L19 148V146H24V144H25V143H23V141H22L21 143L18 144V143L15 142V141H16L15 139H14V142H13ZM18 139H19V140H18ZM32 139H33V138H32ZM40 139H41V138H40ZM42 139H43V138H42ZM69 139H70L71 141H70ZM80 139L82 140L83 138H80ZM84 139H83V140H84ZM89 139H88V137L86 138V140H89ZM91 139H90V140H91ZM100 139H101V137H100ZM102 139H103V138H102ZM157 139H158V138H157ZM169 139H170V138H169ZM203 139H202V140H203ZM206 139H205V140H206ZM209 139H210V138H209ZM223 139H222V140H223ZM231 139H232V138H231ZM231 139L229 140V141H231V142H228V145H229V143H230V145H233L232 149L235 148V149H233V150L235 151V154H237L236 152L242 153L243 151L241 152V151L239 150V149H241V148H240V145H237V146H239V148L235 147V146H236L235 144H231V143H232V140H233L234 138H233L232 140H231ZM236 139H237V138H236ZM20 140H21V141H20ZM29 140H30V141H29ZM34 140H35V138L33 139V141H34ZM74 140H75V141H74ZM81 140L78 139V141H80V142H81ZM109 140H108L107 144L104 142L105 140L102 141V142H104V143H103L104 146H103L102 142L100 143V145H102V147H105V148L108 149V146H107V145H109ZM159 140H160V137H159ZM161 140H160V144H161V143L164 144V142L161 141ZM173 140H175V139H173ZM173 140H172V141H173ZM199 140L201 141V139H199ZM207 140H208V139H207ZM207 140L204 141L205 144H206ZM219 140H221V139H219ZM239 140L237 139V141L240 143L242 140H241V141H239ZM3 141H4V140H3ZM11 141H12V142H11ZM40 141H41V142H43V141L45 142V138H44L43 140H40ZM68 141H67L66 143H68ZM93 141H94V142H93ZM106 141H107V140H106ZM115 141H114V143H115ZM117 141H116V142H117ZM145 141H146V142H145ZM156 141H157V140H156ZM169 141H170V140H169ZM172 141H170V144H172ZM227 141H228V140H227ZM234 141L236 142V140H233V143H234ZM258 141H259V140H258ZM1 142H2V140H1ZM1 142H0V143H1ZM34 142L39 143V141L37 142V140H35ZM34 142H33V144L35 145ZM44 142H43V143H44ZM46 142H47V141H46ZM53 142H52V144H53ZM76 142H77V141H76ZM83 142L85 143V141H83ZM139 142H138V143H139ZM150 142H148V143H150ZM167 142H168V141H167ZM167 142H166V143H167ZM176 142H177V141H176ZM189 142H190V141H189ZM201 142H202V141H201ZM212 142H211V139H210V143H212ZM215 142L218 143L219 141L217 142V140H216ZM220 142H221V143H219V144H216V143H215L216 145H219V146H220V144H221L220 147L218 146L219 148L224 147V146H222V142L225 143V144L227 145L226 141H224V140H223V141H220ZM238 142H236V144H238ZM262 142H261V143H262ZM14 143L17 144L16 146H18V147H16ZM22 143H23V145H20V144H22ZM55 143H57V142H55ZM55 143H54V146H55V147H61V149H62V148H65V146H67V145H65L66 143L60 145V144H61L60 142H59V145H60V146H56ZM62 143H63V142H62ZM69 143H68V144H69ZM84 143H83V144H84ZM90 143H89L88 146L85 145L86 147H85L84 149H86L87 147L89 148V146L91 145ZM112 143H113V142H112ZM118 143H117V144H118ZM125 143H126V144H125ZM129 143H128V144H129ZM132 143H131V145H132V147H134L135 145L133 146ZM144 143H143V144H144ZM157 143H158V141H157ZM166 143H165V144H166ZM173 143H174V141H173ZM177 143H178V142H177ZM202 143H203V142H202ZM213 143H214V142H213ZM258 143L260 144V142H258ZM1 144H3V143H1ZM1 144H0V148H1V149L3 148V149H2V150L0 149V150H1L0 153L3 154V152H6V151H3V150H6V147H5V146H7V144H6V142H4V144H5L4 147H3V145H1ZM40 144H41V145H40ZM47 144H48V143H47ZM47 144H46V145L43 144V146H42V143H39V144H38V145H39V148H37V146H36L35 149L32 150V153H31V154L33 155L34 150L37 151V150H39V149H41V148H42V150H43V147H44V146H45V148H48V147H46V146H49V145L51 146V143H50L49 145H47ZM74 144H73V145H74ZM86 144H87V142H86ZM94 144H95V143H94ZM105 144H106V145H105ZM120 144H122V143H120ZM120 144H119V145H120ZM143 144L140 143V145H143ZM158 144H159V143H158ZM167 144H169V142H168ZM175 144H176V143H175ZM178 144L180 145L181 143H178ZM186 144H185V145H186ZM263 144H264V143H263ZM26 145H25V148L23 147L24 149H23L22 147H21L22 149H19L20 153H24V152H25V153H29V151L27 152V150H29V148L27 149ZM34 145H33V146H34ZM75 145H77L78 147L80 146V144H79V145H78V144H75ZM81 145H82V144H81ZM92 145H93V144H92ZM92 145H91L90 150L87 148V149L89 150L88 152H90V151H92V150L94 149V148L92 149V147H93ZM110 145H111V143H110ZM131 145H130V146H131ZM137 145H139V144H136V146H137ZM188 145H190V143H188ZM192 145H193V144H192ZM202 145H203V144H202ZM207 145H211V144L207 143ZM226 145H225V146H226ZM228 145H227V146H228ZM8 146H9V144H8ZM50 146H49L50 149L48 148V151L51 150V149L53 148V145L51 146L52 148H51ZM83 146H84V145H83ZM106 146H107V147H106ZM113 146L115 147V148H113L114 151L120 149L119 147L116 149L117 146H115V145H113ZM197 146H198V145H197ZM199 146L201 147V143L199 144ZM211 146H212V145H211ZM55 147H54V149H52L51 151H49V153H50L49 157L51 156V159H52V154H51V153H53V155H54L55 152H56V151H55V150H56ZM80 147H81V146H80ZM94 147H95V146H94ZM100 147H101V146H100ZM126 147H127V146H126ZM218 147H217V148H218ZM247 147H248V146H247ZM247 147H246V148H247ZM4 148H5V149H4ZM7 148H8V147H7ZM9 148H8V149H9ZM14 148H13L11 151H10V149H9V151L7 150L8 152H11L10 154L8 153L9 156L6 154L7 157H11L12 153L15 152ZM75 148H76V146H75ZM127 148L129 149V146H128ZM130 148H131V147H130ZM217 148L215 147V150H216ZM219 148H218V150H219ZM225 148H226V147H225ZM228 148H230V147L228 146ZM249 148H250L251 151L253 150L252 152L254 153L255 148H252V147H249ZM249 148H247V149H249ZM263 148H264V145H263ZM263 148H261V149H262V152L264 151ZM26 149H27V150H26ZM57 149H59V148H57ZM66 149H67V147H66ZM66 149H65V150H66ZM72 149H73V147H72ZM78 149H79V148H78ZM84 149H83V150H84ZM99 149H100V148H99ZM101 149H102V148H101ZM101 149H100L99 151H97V152H98V155H97L96 153H95V154L92 153V154L94 155V157H95V155H97V156L100 158V159L98 158V160L102 162L103 159L106 160V159H108L109 157H108V158H107V157H106V158L104 157V158L101 159L100 156H101L102 154L99 156V154H100L99 152L102 153L103 151H105L104 148H103V151H101ZM107 149H106V150H107ZM110 149H111V148H110ZM110 149H109V150H110ZM122 149H121V150H122ZM212 149H214V148L212 147ZM232 149L230 148V150H232ZM236 149H238L239 151L236 150ZM13 150H14V151H13ZM21 150H23V151L25 150V151H24V152H21ZM42 150H39V151H38V156L41 157L42 155H44V156L46 157V155H45L46 152L44 153L43 151H47V150H43V151H42ZM83 150H80V151L84 152ZM109 150H108V151H109ZM121 150H120V151H121ZM222 150H223V148L220 149V151H222ZM227 150H229V149H226V151H227ZM233 150H232L231 152L234 153ZM250 150H248V151L251 152ZM259 150H260V145H259ZM12 151H13V152H12ZM36 151H35V153H36ZM48 151H47V152H48ZM52 151H53V152H52ZM54 151H55V152H54ZM59 151H60V150H59ZM59 151H57L56 154H60V155H62L63 152H62V153H59ZM62 151H63V149H62ZM68 151H69V150H68ZM74 151H75L74 153H75L76 156H77L78 153L76 152V150H74ZM77 151H78V150H77ZM80 151H78V152L80 153ZM93 151L96 152L95 149H94ZM108 151H106L107 154H108ZM114 151H113V152H114ZM123 151H124V150H123ZM123 151H122V152H123ZM216 151H217V150H216ZM216 151H215V152H216ZM220 151H217V152H220ZM226 151H224V152H226ZM244 151H245V150H244ZM16 152H15V156L18 154V152H17V153H16ZM30 152H31V151H30ZM41 152L44 153V154H41V155H40L39 153H41ZM69 152H70V151H69ZM71 152H73V150H71ZM71 152L69 153V155L71 154ZM82 152H81V153H82ZM85 152H87V151L85 150ZM88 152H87V153H88ZM106 152H105V153H106ZM110 152H111V151H109V153H110ZM115 152H116V151H115ZM126 152H127V151H126ZM126 152H124V153H126ZM129 152H130V151H128V154H131V153H129ZM215 152H213V154H214ZM217 152H216V153H217ZM222 152H223V151H222ZM259 152H261V150H260ZM6 153H7V152H6ZM35 153H34V154H35ZM49 153H48V154H49ZM64 153H65V151H64ZM90 153H91V152H90ZM90 153H88V154H90ZM103 153H104V152H103ZM105 153H104V154H105ZM111 153H112V152H111ZM228 153H229V152H228ZM233 153H231V155H232ZM263 153H264V152H263ZM2 154H1V155H2ZM31 154L29 153V154H27V155H31ZM82 154H83V156H84L85 153H82ZM92 154H91V156H92ZM113 154H114V153H113ZM115 154H116V153H115ZM118 154H120V152H119V153L117 152V155H118ZM121 154H122V153H121ZM121 154H120V156H121ZM128 154L126 153V156H128L129 159L124 158V157H126V156H124L125 154H123L124 157H123V156H122V157H123L124 159L131 160L132 158L130 159V155H128ZM219 154H220V153H219ZM226 154H227V153H225V155H226ZM235 154H234V156L232 155V157H235V156H236V157H237L236 159H235V158H234V159H233V158H230V157H228V156H227L226 158H224V159L227 160V158H230L231 160H229V159H228V160L231 161V162L234 161V160H235L236 162H238V160H240V161H241V160H243V161L246 160V159H245L246 156L244 157V159H239V158L242 157L241 154H240V155L238 154L239 157H238V155H235ZM6 155H4L5 158H6ZM21 155H22V154H21ZM24 155L27 157L26 154H23V156H24ZM66 155L68 156V153H67ZM66 155H64L65 158L67 157ZM71 155H72V154H71ZM71 155H70V156H71ZM105 155H106V154H105ZM117 155H116V156H117ZM214 155H215V154H214ZM220 155L222 156V153H221ZM220 155H218L217 158H220ZM225 155L223 154L224 157H225ZM242 155H244V154H242ZM36 156H37V155H36ZM36 156L33 155V157L30 158V161L33 160L34 157L36 158ZM55 156H57V157L54 158V159L56 160V158H58L59 155H55ZM62 156H63V155H62ZM80 156H81V154H80ZM83 156H82V157H83ZM97 156H96V157H97ZM107 156H108V155H107ZM109 156H111V154H109ZM112 156H113V155H112ZM132 156H133V155H132ZM223 156H222V157H223ZM262 156H263V155H262ZM262 156H261V154L259 155L260 160H264ZM12 157H14V156L12 155ZM17 157H18V156H17ZM19 157H21V159H22V156H20V154H19ZM19 157H18V159H19ZM28 157H29V156H28ZM39 157H37V158H39ZM42 157H43V156H42ZM68 157H69V156H68ZM68 157H67V160H68L69 158L72 159V156L69 157V158H68ZM86 157H87V156H86ZM88 157H89V156H88ZM88 157H87V158H88ZM92 157H93V156H92ZM92 157H91V158H92ZM261 157H262V158H261ZM1 158H2V157L0 156V160H1ZM37 158H36V159H37ZM60 158H61V157H60ZM60 158H58V159L60 160ZM75 158H76V157H75ZM75 158H74V154H73V159H75ZM77 158H78V157H77ZM87 158H85V156L83 157V159H87ZM110 158H111V157H110ZM112 158H113V157H112ZM112 158H111V159H112ZM117 158H119V157H117ZM117 158H116V159H117ZM133 158H134V157H133ZM136 158H137V157H135V160H139V159H136ZM213 158H214V156H213ZM215 158H216V156H215ZM217 158H216V159H213L214 163H215V160H216V162H219V159H218V161H217ZM246 158H247V157H246ZM6 159H7V158H6ZM13 159H14V158H13ZM18 159H16V160H18ZM21 159H20V160H21ZM28 159H29V158H28ZM36 159H35V160H36ZM42 159L44 160V157H43ZM48 159H49V158H48ZM73 159H72L71 161H73ZM78 159H79V158H78ZM78 159H77V161H78ZM95 159H96V158H95ZM95 159H94V160H95ZM113 159H114V158H113ZM121 159H122V158H121ZM220 159H221V158H220ZM222 159H223V158H222ZM222 159H221V161L224 160V159H223V160H222ZM232 159H233V160H232ZM237 159H238V160H237ZM247 159H248V158H247ZM22 160H23V159H22ZM35 160H33V161L36 163V165H38V163H39V165H40V162H41L42 160H40V162H39V161L37 162L38 159H37L36 161H35ZM45 160H46V159H45ZM59 160L56 161L57 164H58ZM62 160H63V159H62ZM65 160H66V159H65ZM81 160H82V159H81ZM96 160H97V159H96ZM114 160H115V159H114ZM114 160H112V161H114ZM132 160H134V159H132ZM226 160H224V161H226ZM9 161H10V160H9ZM14 161H15V160H14ZM14 161H12V162H14ZM23 161H24V160H23ZM23 161H22V163H23ZM30 161H28V162L30 163ZM33 161H32V163H33ZM47 161H48V160H47ZM52 161H54V160L52 159ZM52 161H51V162H52ZM68 161H69V160H68ZM83 161H84V160H83ZM108 161L110 162L111 160H108ZM221 161H220V162H221ZM229 161H226V163L228 164ZM235 161H234V162H235ZM240 161H239V162H240ZM243 161H241V163H242ZM248 161H249V160H248ZM6 162H7V161H6ZM43 162H44V161H43ZM49 162H50V161H49ZM74 162H76V160H75ZM84 162H86V161H84ZM87 162H88V161H87ZM104 162L106 163L107 161H104ZM104 162H102V163L104 164L103 167L106 166V164H105ZM117 162H118V160H117ZM138 162H139V161H137L136 163H138ZM236 162H235V164H236ZM239 162H238V164H239ZM244 162H247V161H244ZM1 163H2V165L5 166L7 169H12L10 166H7L8 163H7V164L4 163V157L2 158ZM22 163H20V164L17 165V166H18V167H19V166L21 167ZM29 163L26 164V165H27L26 167H28V165H30ZM44 163H45V162H44ZM54 163H55V162H54ZM54 163H53V164H54ZM111 163H113V162H111ZM141 163H142V162H141ZM141 163H139L140 166L142 165ZM224 163H225V162H224ZM232 163H233V162H232ZM262 163H263V164H262ZM4 164H6V165H4ZM15 164H16V163H15ZM42 164H43V163H42ZM48 164H49V163L46 162V165H48ZM53 164H52V165H53ZM107 164H108V163H107ZM139 164H137V165H138L137 168H139V170H141L144 166H141V169H140ZM143 164H145V163H143ZM218 164H219V163H218ZM221 164H222V163H221ZM235 164H230L229 166L231 167L232 165L234 166ZM260 164H262V166H263V170H264V161H263V162L261 161ZM44 165H45V164H44ZM49 165H50V164H49ZM54 165H56V164H54ZM54 165H53V166H54ZM112 165H113V164H112ZM133 165H134V164H133ZM137 165H136V166H137ZM225 165H226V164L223 165V168H224L223 170L226 169L225 172L221 171V173L226 174V175L223 174V175H224V176L222 177L223 180L225 181V180L227 179V180L229 181L228 178L230 177V178L232 179V177H233V175H235V173H236V177H237V174H238V172H239L237 166H239V165H241V164L236 165V168H235V167L233 168V166H232L233 170H234V169H235V170H234V171H230V172H229V170L227 171V169H228L227 167H229V166H228V165L225 166ZM0 166H1V165H0ZM33 166H34V165H33ZM42 166H43V165H42ZM108 166H110V165H108ZM134 166H135V165H134ZM146 166L148 167V165H146ZM217 166H218V165H217ZM250 166H251V165H250ZM15 167H16V166H15ZM20 167H19V168H20ZM24 167H25V163H24ZM29 167H30V166H29ZM43 167H44V166H43ZM49 167H50V166H49ZM55 167H56V166H55ZM110 167L112 168L113 166H110ZM225 167H226V168H225ZM2 168H4V167H2ZM2 168H1V169H2ZM6 168H4V170H5ZM32 168H33V167H32ZM37 168H38V167H37ZM37 168H36V169H37ZM40 168H41V167H40ZM40 168H39V169H40ZM45 168H46V167H45ZM50 168H51V167H50ZM53 168H54V167H53ZM104 168H105V167H104ZM104 168H103V171H104ZM106 168L108 169L107 166H106ZM218 168H219V167H218ZM249 168H252V167H249ZM249 168H248V169H249ZM1 169H0V170H1ZM15 169H16V168H15ZM17 169H18V168H17ZM22 169H24V168H22ZM30 169H31V168H30ZM30 169H29V170L27 169V170L30 172ZM33 169H35V166H34ZM39 169H37V170H39ZM42 169H43V168H42ZM107 169H106V170H107ZM2 170H3V169H2ZM43 170H44V169H43ZM46 170H48V168H46ZM46 170L44 171L45 173H46ZM50 170H51V169H50ZM110 170H111V169H110ZM220 170H222V169H220ZM236 170H238V171H236ZM240 170H242V169H240ZM250 170H251V169H250ZM250 170H249V172H250ZM252 170H253V168H252ZM13 171H14V170H13ZM13 171L11 170V172H13ZM28 171H27V173H28ZM31 171H32V170H31ZM35 171H36V170H35ZM226 171H227V172H226ZM235 171H236V172H235ZM1 172H2V171H0V173H1ZM3 172H4V171H3ZM3 172H2V173H3ZM5 172H6V170H5ZM5 172H4V173H5ZM14 172H15V171H14ZM14 172H13V173H14ZM17 172H18V171H17ZM19 172H20V171H19ZM25 172H26V171H25ZM36 172H37V171H36ZM105 172H106V171H105ZM108 172H109V170H108ZM234 172H235V173H234ZM240 172H241V171H240ZM254 172H255V171H254ZM254 172H253V171L250 172L251 175H252V173H253L254 176H255V175L258 176V178H259L260 181H261V178L264 177V176H263L264 174L262 175V176H263V177H262V176H260V174L257 175V174L260 173V172L257 171V172H258V173L256 172L257 174L254 173ZM263 172H264V171H263ZM30 173H31V172H30ZM41 173H42V171H41ZM106 173H107V172H106ZM219 173H220V172H219ZM233 173H234V174H233ZM243 173H244V172H243ZM7 174H8V171H7ZM16 174H18V173H16ZM16 174H15V175H16ZM111 174H114V176H116V175H115L116 173H113V169H112V173H111ZM111 174H109V175H111ZM168 174H169V173H168ZM227 174H228V175H227ZM230 174H231V176H230ZM239 174H241V173H239ZM261 174H262V173H261ZM1 175H3V174H0V176H1ZM12 175H13V174H12ZM12 175H11V176H12ZM28 175H29V174H28ZM32 175H33V172H32ZM32 175L30 174L29 176H32ZM37 175H40V174L37 173ZM41 175L44 176L43 174H41ZM47 175H48V174H47ZM104 175H105V173H103V176H104ZM117 175H118V174H117ZM220 175H221V174H220ZM244 175H245V174H244ZM248 175H250V174H248ZM33 176H34V175H33ZM114 176H111V178L114 177ZM118 176H119V175H118ZM240 176H241V175H240ZM240 176H239V177H240ZM245 176H246V175H245ZM245 176H244V177H245ZM254 176H252V179H251L252 182L249 183V181H248V183H249V184H248V187L246 186L247 181H246V183H245L244 185H242V182H244L242 176H241L242 178H241V177L238 178L239 180L234 178L235 182H236V180L238 181L237 183L241 182L240 179H242L241 185H240V183H239L238 186L236 185L235 182H234L235 184H232L233 182H232V180L230 179V180H231V181H230V182H231V185H229V186H231L232 188H234V190H231V189L229 188L231 192L229 191V192L227 193L226 190L228 191L229 189L224 185L223 187H226L227 189H226V188H223L224 190H223V189H221V190H222V192L224 191V193H226L227 195H225V196L222 195V196H223V198H222L223 200L221 199V196H220V195L217 197V196H215L216 194L214 193V192H218V189H220V188H217V187H214V188H213V189H216V188H217V191L215 190V191L213 192L215 195H214V194H212V195H214L215 198H217V199L220 197L219 200H222V201H224V198H226V200H227V197H226V196H230V199H231V196H232V195H233L234 198H235V196L237 197V196H239V195L241 194V196H242V197L240 196L241 199H238V201H236L237 205H236V204H230V203H231V202H230L231 200H230V201L228 200V201L230 202L229 204H230V206H231V207H229L230 210H231L232 207H234V209H235V210H233V208H232L231 211H233V212H229V213H232V215H233L232 217H234V216L236 217V216L238 215V213H239V212H238V211H239L238 209H239V208L237 209V207H239V206H238V204H240L239 202H242V198H243V201L246 203V205H247L248 201H251L250 203H248V204H250V205H248V206H251V205H252L251 203L254 201V200H253V199H254L253 197L258 196V197H256L255 199H259V198L263 199V198H264V197H263V196H264V186H263V184H261V183L264 182V181H261V183H259L258 178H256L257 181L255 180V178L253 179ZM256 176H255V177H256ZM37 177H38V176H37ZM37 177H36V178H37ZM104 177L106 178V177H107V174H106V176H104ZM104 177H103V178H104ZM234 177H235V176H234ZM246 177H247V176H246ZM250 177H251V176H248L247 180H248V179L250 180ZM107 178H108V177H107ZM111 178H110V179H111ZM117 178L119 179L120 177H116V179H117ZM224 178H225V179H224ZM29 179H30V178H29ZM29 179H28V180H29ZM40 179H41V178H40ZM45 179H46V178H45ZM110 179H109V180H110ZM112 179H113V178H112ZM114 179H115V177H114ZM142 179L145 181L147 178H146V179L142 178ZM142 179H141V183H142V181H143ZM150 179H151V178H150ZM150 179H148L149 181H148V180H147V181H148V182H150V181L152 182L153 180H152V179L150 180ZM153 179H154V178H153ZM155 179H156V181L158 180L157 178H155ZM160 179H162V177L159 178V180H160ZM24 180L27 181V178L25 177ZM32 180H33V179H31V181H32ZM107 180H108V179H107ZM120 180H121V178L119 179V182H118V181L116 182L117 184L119 183L118 185H120ZM139 180H140V179H139ZM159 180L157 181V182H158L157 184L154 183V181H153V182H152V183H154L153 186L156 185L157 187H158V186L160 187L161 185H164V183H163L164 181H163L162 184L160 185L159 182H161V180H160V181H159ZM162 180H163V179H162ZM165 180H166V178H165ZM251 180H250V181H251ZM262 180H264V179H262ZM25 181H24V182H25ZM35 181L37 182L38 180L36 179ZM105 181H106V180H105ZM105 181H104V182H105ZM110 181H111V180H110ZM110 181H107L106 183H107V184L109 183V185H110ZM115 181H116V180H115ZM115 181L113 180L112 183H111L112 186H114V187H115V184L113 185V183H115ZM147 181H145V183H146ZM36 182H35V183H36ZM121 182H122V181H121ZM136 182H137V181H136ZM148 182H147V184H148ZM21 183L24 184V183H23V179H22ZM28 183H29V182H28ZM33 183H34V181H33ZM33 183L30 182V184H33ZM35 183H34V186H36V184H37V183H36V184H35ZM137 183H138V182H137ZM137 183H135V184H136V187H135L134 190H136V188H137ZM152 183H149L148 186H149L150 184H151L150 186H152ZM257 183H258V184H257ZM22 184H20V185H22ZM43 184H44V183H43ZM43 184H42V185H43ZM142 184H143V183H142ZM142 184H141V186H142ZM158 184H159V185H158ZM228 184H230V183H228ZM228 184H226V185H228ZM16 185L18 186V184H14V188L17 189V190L15 189V190H16L15 192L18 193V192H19L18 190H20L19 188H21V187H23V186H18V187H16ZM38 185H39V184H38ZM38 185H37V187H38ZM42 185H39V186L42 188ZM139 185H140V182H139ZM234 185H235V187H234ZM249 185H250V186H249ZM27 186H29V185H27V184H26V186L24 185V187H26V189H28V191H29V188H28ZM30 186H31V185H30ZM32 186H33V185H32ZM34 186H33L32 189H34ZM43 186H44V185H43ZM96 186H97V185H96ZM96 186H95V188H96ZM110 186H111V185H110ZM144 186H145V185H144ZM144 186H143L142 188L139 187L140 189H142L141 191H140V189H137V191L139 190L138 194H139L140 192L143 193L142 196L145 194V192L150 193V192L153 190V189H149V188H147V186H145V188L149 189V192H148L146 189H144ZM153 186H152V188L155 189L156 186H155V187H153ZM240 186H241V187H240ZM255 186H256V187H255ZM12 187H13V186H12ZM116 187H118V186L116 185ZM133 187H134V185H133ZM161 187H164V186H161ZM244 187H247V188H244ZM250 187H251V188H250ZM259 187H260V188H259ZM261 187H262V188H261ZM45 188H46V186H44V187L41 189V191H40L41 193H40V192H37V193H38L37 195H39V193H40V195L43 194V195H46L47 197H49L48 193H46V191H45ZM237 188H238L239 190H238ZM32 189L30 188V191H31ZM43 189H44V191H42ZM96 189H97V188H96ZM225 189H226V190H225ZM241 189H242V190H241ZM247 189H248V190H247ZM250 189H251V190H250ZM253 189H254V190H253ZM259 189H260V190H259ZM0 190H1V187H0ZM37 190H39V189H37ZM143 190H145V191H143ZM150 190H151V191H150ZM211 190H212V189H211ZM211 190H210V191H211ZM221 190H219V194H220ZM236 190H238L239 192L236 191ZM10 191H11V190H10ZM10 191H8V193H9ZM20 191H21V190H20ZM30 191H29V192H30ZM32 191H35V190H32ZM32 191H31V192H32ZM116 191L118 192V190H116ZM142 191H143V192H142ZM240 191H241V192H240ZM249 191H251L253 194H252L251 192H249ZM0 192H1V191H0ZM2 192H3V191H2ZM2 192L0 193V196H1ZM11 192L13 193V189H12ZM11 192L9 193L10 195H11ZM15 192H14V193H15ZM222 192H221V194H223ZM232 192H233V193L238 192V193H235V194H239V195L232 194ZM242 192H243V193H242ZM258 192H260V193H258ZM8 193L6 192V197L9 196ZM16 193H15V194H16ZM44 193H45V194H44ZM191 193H195V192H191ZM248 193H249V194H248ZM255 193H256V194H255ZM4 194H5V192L2 194V196H3ZM21 194L23 195L22 192H21ZM196 194H197V192H196ZM229 194H230V195H229ZM245 194H247V196H246ZM250 194H251V195H250ZM257 194H258V195H257ZM33 195H34V194H33ZM192 195H193V194H191L190 196H192ZM200 195H201V194H200ZM249 195H250V196H249ZM253 195H255V196H253ZM12 196H13V194H12ZM23 196H24V195H23ZM27 196H28V195H27ZM29 196H30V195H29ZM150 196H151V195H150ZM193 196H194V198L196 197L195 195H193ZM193 196H192V197H193ZM197 196H198V198L200 197L199 195H197ZM214 196H213L212 198H214ZM243 196H244V197H243ZM245 196H246L247 198H246ZM6 197H5V196L2 197L3 200H2L1 197H0V200H2L1 202L3 203V204L0 203V204H2V206H0V209H1V207H2V209H1V210H2V213H5V215H6V218H5V219H7V217H8V218H13L15 215H14V216L12 215L13 217L10 216L11 214H10V215H7V214L9 213V211H7V210H12V209H11V206H13V204H10V203H13V202H12L13 200H10V202H7V200L4 199V198H6ZM9 197H10V198H9ZM9 197H8V199H11V198L13 199V198H14V199H17V200H18V196H16V198H15L14 196H13V197L9 196ZM34 197H35V196H34ZM40 197H41V196H40ZM144 197H146V196L144 195ZM249 197H250V198H249ZM262 197H263V198H262ZM36 198H37V196H36ZM36 198H35V200H36ZM45 198H46V197H45ZM146 198H148V197H146ZM215 198H214V201H215ZM232 198H233V197H232ZM248 198H249L250 200H248ZM252 198H253V199H252ZM6 199H7V198H6ZM21 199H22V197H21ZM23 199H25V198L23 197ZM23 199H22V200H23ZM30 199H32V198H30ZM33 199H34V198H33ZM43 199H44V198H43ZM43 199H42V202H43ZM148 199L150 200V199H152V198L149 197ZM196 199H197V197H196ZM196 199H195V200H196ZM261 199H259V201H260ZM37 200H38V199H37ZM46 200H48V199H46ZM149 200H148V202H149ZM193 200H194V199H193ZM198 200H199V199H198ZM233 200H234V199H233ZM239 200H241V201H239ZM252 200H253V201H252ZM3 201H4V202H3ZM5 201H6L7 203H9L10 205L7 204ZM18 201H20V200H18ZM38 201H39V200H38ZM38 201H36L35 203H37ZM214 201H213V202H214ZM259 201H258V204H259ZM14 202L16 203V200H14ZM31 202H33V201H31ZM47 202H48V201H47ZM62 202H63V201H62ZM62 202H61V204H62ZM150 202H151V201H150ZM215 202H216V201H215ZM219 202H220V201H217V204H216V205L219 206V208L221 209V211H220L221 214H220V212L217 213V214H220L221 217H222V216L226 213V214H225V217H226V215L229 214V213H228V212H225V213H224V211H222V210H225V211L228 210V209H227V210L225 209V208H226V205H225V204H227V202H226V201H224L225 203H224V202H223V203L220 202V204L225 205V207L222 206L223 209H222V207H220V204H218ZM260 202H261L260 206H261V205L263 206L262 203L264 202V199H263V201H260ZM18 203H19V202H17V204H18ZM21 203H22V202H20V204H19L20 207H19V205H17L18 208H21ZM28 203H29V202H27V203L25 204L24 201H23V204H24L25 206H26V205L28 206ZM38 203H39V202H38ZM44 203H46V202H44ZM48 203H49V202H48ZM63 203H64V202H63ZM141 203H142V202H141ZM144 203H146V205H148V203H147V201H146V202L144 201V202L141 204V205L144 206L145 209H144L143 206H141V205H139V208L142 207V208L145 210L144 213H145V212H150L151 209H150L149 211H148L147 209L150 208L149 205H150V204L152 205V202L149 203L148 206L144 205ZM253 203H255V202H253ZM256 203H257V202H256ZM4 204H5V205H4ZM23 204H22V206H23ZM32 204H34V203H32ZM40 204H41V202H40ZM40 204H39V205H40ZM42 204H43V203H42ZM64 204H67V203H64ZM258 204H257V205H258ZM15 205H16V204H15ZM99 205H100V204H99ZM213 205H215V204H213ZM227 205H228V204H227ZM233 205H234V206H233ZM235 205H236V208H235ZM242 205H243V203H242ZM242 205H241V206H242ZM246 205L244 204L243 206H246ZM254 205H255V204H253L252 206H254ZM3 206H4V207H3ZM8 206H10V207H8ZM27 206H26V207H27ZM29 206H30V205H29ZM31 206H32V205H31ZM43 206H44V205H43ZM45 206H46V205H45ZM47 206H48V205H47ZM49 206H50V204H49ZM152 206H154V205H152ZM241 206H240V207H241ZM26 207H24V208H26ZM33 207H34V206H32V209H33ZM39 207H40V206H39ZM51 207H52V206H50L49 209H51ZM64 207H65V205H64ZM66 207H67V205H66ZM147 207H148V208H147ZM254 207H255V206H254ZM258 207H259V205H258ZM3 208H5V209H3ZM8 208H10V209H8ZM12 208L14 209V207H12ZM18 208H16V209L18 210ZM24 208H22V209H24ZM27 208H29V207H27ZM27 208H26V209H27ZM45 208H46V207H45ZM67 208H68V207H67ZM139 208L136 207V209H139ZM142 208H141V209H142ZM151 208H152V207H151ZM219 208H218V209H219ZM241 208H242V207H241ZM245 208H246V207H245ZM261 208H262V207H261ZM6 209H7V210H6ZM16 209H15V210H16ZM35 209H36V207H35ZM47 209H48V208H46V210H47ZM52 209H53V208H52ZM141 209H140V210H141ZM152 209L155 210L156 208H152ZM214 209H215V208H214ZM250 209H251V207H250ZM250 209H249V210H250ZM15 210H13V211H15ZM38 210H39V209H38ZM42 210H44V209H42ZM46 210H45V211H46ZM146 210H147V211H146ZM230 210H229V211H230ZM237 210H238V211H237ZM242 210H243V209H242ZM244 210H246V209H244ZM247 210H248V209H247ZM252 210H253V209H252ZM254 210H255V209H254ZM260 210H263V209H260ZM4 211H5V212H4ZM6 211H7V214H6ZM21 211H22V210H21ZM24 211H25V210H23V213H22V214H26V213H24ZM26 211H27V210H26ZM33 211H34V209H33ZM51 211H52V213H51ZM51 211H47V212H50V213L53 215V213H55V210H51ZM152 211H153V210H152ZM152 211H151L150 214H151L152 217H153V216H154L155 214H157V213H153V214H152ZM215 211H216V210H215ZM215 211L213 210V214H214ZM236 211H237V213H236ZM240 211H241V210H240ZM250 211H251V210H250ZM15 212H16V211H15ZM15 212H14V213L12 212V213L15 214ZM34 212H35V211H34ZM47 212H45L44 218H45V216L47 215V214H46ZM57 212H58V211H57ZM63 212H64V211H63ZM139 212H140V211H138L137 213H139ZM155 212H156V211H155ZM216 212H217V211H216ZM242 212H243V211H242ZM246 212H249V211H246ZM251 212H252V211H251ZM255 212L257 213L256 210H255ZM259 212H260V211H259ZM262 212H264V211H262ZM2 213L0 212V216H1ZM10 213H11V212H10ZM19 213H20V209H19ZM27 213H28V211H27ZM32 213H33V212H32ZM40 213H41V211H40ZM43 213H44V211H43ZM58 213H59V212H58ZM61 213H62V212H61ZM140 213H141V212H140ZM140 213H139L138 215H140V216H141V214L143 215V212H142L141 214H140ZM222 213H224V214H222ZM253 213H254V211H253ZM253 213H252V214H251V213H248V214H250V216H247V218L250 217V218H252L253 220H257L258 218L255 219V217H254L255 213H254V214H253ZM17 214H18V213H17ZM22 214L20 215V216H21V220H22V216H23ZM36 214H37V213H36ZM48 214H49V213H48ZM62 214H64V213H62ZM147 214H148V213H145L146 216H148V215L150 216V214H148V215H147ZM236 214H237V215H236ZM242 214H243V213H242ZM248 214H247V215H248ZM5 215H4V217H5ZM39 215H40V214H39ZM215 215H216V214H215ZM215 215H213V216H215ZM220 215H219V216H220ZM252 215H253V216H252ZM259 215H260V213H259ZM259 215H257V217H259ZM25 216H27V215H25ZM25 216H23L24 219H25ZM28 216H30V214H29ZM28 216L26 217V220H28V222H29V218L31 217V219H32V216H30L29 218H28ZM53 216H54V215H53ZM53 216H52V218H53ZM57 216H59V215L57 214L56 217H57ZM63 216H64V215H63ZM149 216H148V217H149ZM155 216H156V215H155ZM219 216L217 215L216 217H219ZM239 216H240V215H239ZM251 216H252V217H251ZM4 217L1 216L0 218H4ZM36 217H38V216H36ZM47 217H48V216H47ZM47 217L45 218V221H47V220H46V219H48ZM56 217L54 216V219H55ZM60 217H61V214H60ZM142 217H143V216H142ZM150 217H151V216H150ZM216 217H215V218H216ZM221 217H220V218H221ZM223 217H224V216H223ZM223 217H222V218H223ZM229 217H231V214H230V216L228 215L227 218H225V219H228ZM237 217H238V216H237ZM237 217H236V218H237ZM253 217H254V218H253ZM18 218H19V217H18ZM33 218H35V217L33 216ZM39 218H41V217H39ZM61 218H62V217H61ZM61 218H59V219L61 220ZM145 218H146V217H145ZM239 218H240V217H239ZM239 218H237V220H235V222H237ZM244 218H245V215L243 216V219H244ZM250 218H249V219H250ZM5 219H2V220L0 219V220H1L2 222H4V221L7 222V220H9V219L5 220ZM13 219H16V216H15V218H13ZM31 219H30V220H31ZM50 219H51V216H50L49 220H50ZM62 219H64V218H62ZM156 219H157V217H156ZM230 219H231V218H230ZM230 219H228V220H230ZM243 219L240 218L241 221H242ZM249 219H248V220H249ZM17 220L19 221V219H17ZM26 220H25V221H26ZM33 220L35 221V219H33ZM33 220H32V221H33ZM40 220H41V219H40ZM43 220H44V219H43ZM52 220H53V219H51V221H52ZM60 220H59V221H60ZM220 220H221V219H220ZM228 220H227V221H228ZM231 220H232V222H233L234 219L232 218ZM1 221H0V225L2 224ZM18 221H17V222H18ZM34 221H33V223H34ZM53 221H54V220H53ZM53 221H52V222H53ZM55 221H56V220H55ZM222 221H223V219H222L220 222H222ZM249 221H250V220H249ZM251 221H252V220H251ZM6 222H5V223H6ZM8 222H10V220H9ZM8 222H7V224H5V225L8 226ZM13 222H14V221H13ZM23 222H24V221H22V224H23L22 227H24V224L26 223V222H24V223H23ZM39 222H40V221H39ZM42 222H43V221H42ZM220 222H219V223H220ZM223 222H225V220H224ZM230 222H231V221H230ZM235 222H234V224H235ZM239 222H240V221H239ZM36 223L39 224L38 221H35V224H36ZM219 223H218V224H219ZM228 223H229V222H228ZM228 223H227V224H228ZM10 224H11V222H10ZM12 224H14V223H12ZM22 224L20 223V226H21ZM37 224H36V225H37ZM42 224H43V223H42ZM48 224L50 225L49 222H48ZM52 224H53V223H52ZM54 224H55V222H54ZM54 224H53V226H54ZM225 224H226V223H225ZM250 224H251V222H250ZM252 224H254V223H252ZM2 225H3V224H2ZM2 225H1V227H2ZM27 225H28V224H27ZM43 225H45V224H43ZM228 225H229V224H228ZM230 225H233V223H231ZM34 226H35V225H33V227H34ZM221 226H222L223 228H225V227L227 228V225L224 227V224H222V225L220 224V226L218 225V228H221V229H222ZM15 227H18V228H17L18 230H19V228H21V227L16 226V225H15ZM43 227H44V226H43ZM49 227H50V226H49ZM3 228H4V225H3V227H2V230H3ZM5 228H6V226H5ZM11 228H12V227H11ZM25 228H26V227H25ZM25 228H24V229H25ZM31 228H32V227H31ZM35 228H37V227H35ZM229 228H230V227H229ZM0 229H1V228H0ZM7 229H8V227H7ZM15 229H16V228H15ZM15 229H13V230H15ZM17 229L15 230L16 232L18 231ZM28 229H30V228H28ZM46 229H47V228H45V230H46ZM5 230H6V229H5ZM11 230H12V229H11ZM21 230H23V229L21 228ZM21 230H19V232H20ZM31 230H32V229H31ZM222 230H223V229H222ZM225 230H226V229H225ZM227 230H228V229H227ZM227 230H226V231H227ZM3 231H4V230H3ZM23 231H24V230H23ZM26 231H29V230H26ZM35 231H36V230H35ZM35 231H34V228H33V232H35ZM41 231H42V230H41ZM43 231H44V229H43ZM10 232H11V231H10ZM19 232H18V233H19ZM31 232H32V231H31ZM46 232H47V231H46ZM48 232H49V231H48ZM0 233H1V232H0ZM21 233H23V232H21ZM24 233H25V231H24ZM44 233H45V232H44ZM1 234H2V233H1ZM1 234H0V235H1ZM6 234H7V233H6ZM6 234H5V235H6ZM26 234H27V235H31V233H30V234L26 233ZM40 234L42 235L41 232H40ZM47 234L49 235L50 233H47ZM16 235H17V233H16ZM18 235H20V234H18ZM18 235H17V236H18ZM34 235H35V234H34ZM2 236H3V235H2ZM17 236H16V237H17ZM21 236H22V235H20V237H17V238H18V241H22ZM32 236H33V234H32ZM9 237H10V236H9ZM12 237H13V236H12ZM16 237H15V239H16ZM25 237H26V236H25ZM37 237H38V235H37ZM6 238H7V236L5 237V240H6ZM10 238H11V237H10ZM30 238H31V237H30ZM0 239H2V238H0ZM28 239H29V238H27V240H28ZM33 239H34V238H33ZM79 239H80V238H79ZM2 240H4V239H2ZM7 240H9V239H7ZM12 240H13V239H12ZM37 240H38V239H37ZM210 240L212 241L211 238H210ZM210 240L208 239V241H210ZM214 240H215V239H214ZM214 240H213V242H214ZM240 240H241V238H240ZM240 240H239V241H240ZM23 241H25V238L23 239ZM25 242H27V241H25ZM25 242H24V243H25ZM31 242H32V241H31ZM31 242H29V243H31ZM240 242H241V241H240ZM29 243L27 242L26 244H29ZM32 243H33V242H32ZM35 243H36V242H35ZM206 243H207V242H206ZM211 243H212V242H211ZM211 243H210L209 245H211ZM216 243H218V242H215V243H214L215 245L212 244L213 247L216 246ZM238 243H239V242H238ZM206 245H207V244H206ZM240 245H241V244H240ZM37 247H38V246H37ZM210 247H211V246H210ZM213 247H212V248H213ZM256 247H257V246H256ZM30 248H31V244H30ZM32 248H33V247H32ZM26 249H27V250H26ZM33 249H34V248H33ZM39 249H40V248H39ZM204 249L207 250V246H206V248L204 247ZM25 250L27 251L28 254H31V255H32V254L35 255V253L38 254V257H43V256H46V255H47L46 252H45L46 254L43 255V254L40 253V251H36V250L31 251V249H29V245H28L27 248L25 247V249H24L23 251H25ZM40 250L42 251V249H40ZM44 250H45V249H44ZM44 250H43V251H44ZM20 251H21V248L19 249V252H20ZM209 251H210V250H209ZM215 251H217V247L215 248V250H212L211 252L214 253ZM25 253H26V252H25ZM42 253H43V252H42ZM22 254H24V253L22 252ZM48 254H49V253H48ZM52 254L54 255V253H51V255L49 254L50 257L52 256ZM214 254H215V253H214ZM34 257H35V256H34ZM36 257H37V256H36ZM50 257H49V258H50ZM24 258H25V256H24ZM27 258H28V257H27ZM46 258H48V257L46 256L45 259H46ZM52 258H53V256L50 258L51 260H50V259H46V261L48 260L47 263H48V262H49V264H50V263H51V264L54 263V262H51V261H52ZM54 258H56V257H54ZM37 259H38V258H37ZM40 259H41V258H40ZM40 259H39V260H40ZM42 259H43V258H42ZM19 260H21V258H20ZM19 260H18V261H19ZM23 260H25V259H23ZM23 260H22V263H19V264H23L24 262L26 263V261H23ZM27 260H28V259H27ZM39 260H37V261H39ZM35 261H36V260H35ZM43 261H45V260H42V262H43ZM53 261H54V260H53ZM16 263H17V261H16L14 264H16ZM27 263H28V262H27ZM34 263H35V262H34ZM37 263H39V262H37ZM37 263H36V264H37ZM43 263H44V262H43ZM45 263H46V262H45ZM55 263H56V261H55ZM17 264H18V263H17ZM28 264H29V263H28ZM30 264H32V263L30 262ZM40 264H42V263H40Z\"/></svg>",
    "mask_w": 264,
    "mask_h": 264
}]
</instances>
